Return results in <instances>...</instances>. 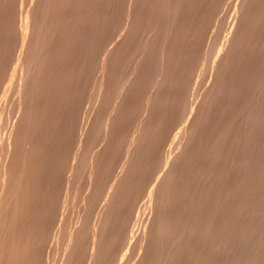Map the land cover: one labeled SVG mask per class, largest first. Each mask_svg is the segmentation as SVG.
<instances>
[{
  "label": "rangeland",
  "instance_id": "obj_1",
  "mask_svg": "<svg viewBox=\"0 0 264 264\" xmlns=\"http://www.w3.org/2000/svg\"><path fill=\"white\" fill-rule=\"evenodd\" d=\"M43 2V4H42V2ZM119 0H0V19L2 20H0V102H1V104H0V112H1V114L4 116L5 114V112H6V114H7V116L5 115L4 116V118H3V116L1 115L0 116V124H2L3 123V120H5L6 118L5 117H8L7 118V120L6 121H4V123L2 124V126H0V128H2V129H0V144L2 145L3 143V145H4V147H3V145L1 146V149H0V154L2 153V152H7L8 154H7V156H6V153H4V155H3V153L0 155V158H2V159H0L1 161L4 159V158H6L5 160H3V162L4 163H1L2 164V168H4V167H7V164H8V166L9 167H7V168H10L11 170H13V172H11V170H9V169H7V170H9V174H8V171L6 172L7 173V177H9L11 174H10V172L13 174V173H15L16 175H12V176H17V174H18V176L19 177H16L15 179H14V177L12 178V176H11V178H10V180H9V178H6V179H4L3 181L5 182L4 183V185H3V187H7V188H4L3 189V192L5 193V195H4V203L2 204V208L0 207V210L2 211L3 210V208H6L5 206L6 205H8L9 203L14 207H10V205L8 206V209H7V211L8 210H10L11 211V208H12V211L15 209V208H17V206H18V209H16V210H18V211H13L14 213H16L15 215L17 216V222L19 223H21V221H23V223H24V221H26V225L27 226H25V224L23 225V227H21L22 225L19 223V225H16V224H18L17 222L15 223V221L14 220H16V219H14L15 218V215H14V218H12L13 216H11V217H9L10 215L9 214H7V211H5V209L3 210L4 211V213L6 212V214L4 215L3 214V211L1 212L5 217H6V215H7V217L5 218V217H3V215L2 214H0L1 216H2V218H1V216H0V220L2 221V222H4L2 219H5V223H2L1 221V223L3 224V225H5L6 223H8L7 221L10 219V218H12V220L10 219V223H12V222H14L15 224V229H12V228H14V225L13 224H9V225H13V227L12 226H9V227H12V228H10V231H8V232H10V233H6L7 235L8 234H10L9 235V237H7L6 238V236L5 237H3L4 236V231L5 230H9V228H7V226H8V224H6V226H3V228H2V225L0 224V230H3V229H5V230H3L2 232L0 231V233L2 234V238H3V240H5V242L2 240V239H0L1 240V242L0 243H2V242H4L3 244L6 246L5 248H7V246L10 248V244H12V247L11 248H14V246H18L17 248H18V250L16 249V251L19 253H15L16 255V257L14 256V260H16L15 262H17L18 263V259H21L22 258V254H25L27 257H29L30 259H32V260H34V261H32V260H30V259H28V258H26L25 256L23 257L24 259L23 260H20V264H22V262H24L23 264H25L26 263V261H28V264L30 263V264H45L46 262V264H49V263H51V264H53L54 263V261H55V264H64L65 262H67V261H69L68 259H67V261L64 259V257H65V255L63 254V253H67V254H69V257L67 256L66 258H72L73 259V261H72V264L74 263V264H88L89 262H90V260L88 259V258H90V257H88V255L87 256H85L86 254H88V252H89V255H91L90 253H91V247L89 246L90 244H89V241L91 240V236H93V234L95 233V235H96V233H97V231H98V233H102L103 231H105V229L106 228H104L105 226H107L108 224L109 225H113V227L112 226H108L107 227V230H112V229H108V228H110V227H112L113 228V230H115L117 227L116 226H118V228L120 227V225H125L124 227H126V225H127V229L126 228H124L123 226H121L119 229L121 230V232H123L124 231V233H128V234H124L125 236H127L126 238H125V236L123 235V233L120 235V231L119 230H115L116 232L117 231H119V233H116L115 231H113L112 230V232H113V234H112V237L113 238H111L110 237V233H111V231L109 232V234H108V237H110V239L112 240V244H113V248H111V249H109L110 251L112 250L113 251V253H111L110 251L108 252V251H106L107 250V248H105L106 250H104V252L106 251V254L104 255L103 253H101L102 254V256H103V258H102V256H100V255H98V254H100L99 252H95V254L96 255H98L97 257H99L100 259H101V261H100V263L102 264V263H104L105 264V262H104V260L105 261H107V259H108V256L109 255H113L114 257H113V259H111V257L112 256H110V260L112 261V260H116L115 262L113 261L112 263H111V261L109 260V261H107L106 262V264H108V263H110V264H123V262H124V264H127V263H130V264H133L134 262H136L139 258L140 259H142V264H146V258H148V256L149 255H151V251L153 250L152 248V250L150 249V246L151 247H154V246H152L151 245V242L152 243H154V245H156V246H158L157 244H159V246H158V248H159V250H163V249H166V252H168L169 250H170V248H161L160 246L162 245V244H160L159 243V241H161V243H163V238H165V240H166V237L167 236H165V234L167 233L166 231H165V228L164 227H161L160 226V229L161 230H164L165 231V233H164V231H163V233H161V235H160V233H156L157 235H160L161 237L159 238V241H156V240H158V237H157V235L155 234V231L156 230H158V228H157V226H159L160 224L162 225V226H164V223L163 222H165V220H167V219H165V220H162V216L164 215V216H166L165 214L166 213H168L169 214V216H168V214H167V216L170 218V222H172V223H170L169 222V224H171L170 225V227H169V229L171 228H173L175 225H174V223L176 224V227H178L180 224H181V222H180V220H181V218H183L184 220H182L183 222L185 221V223H188L189 221L188 220H186L185 218L186 217H188V216H186V217H184L183 215H179V212H180V214L181 213H183V211L184 210H186V209H184V208H182V206H184V205H182V202H184V204H186V201H187V199H188V197L190 196V197H192V199L190 200V202H188V205H190V204H192V206L194 207V208H192L193 210H191L190 208V210L188 209V211L186 210V213L188 214V212H191V215L192 216H194L193 218H192V216H191V218L192 219H194V218H196V221H198L197 220V218L199 217L201 220H199L198 222H195V219L194 220H192V223L193 222H195V225L196 226H200L202 223V225L200 226V227H195V225L193 224L192 225V223L191 222H189L188 224L190 225H192L193 226V228H192V226H187L185 223V228L186 227H189V228H192V229H189L188 231H189V233L187 234V230H186V232H183V230H182V228L184 229V231H185V228L182 226V225H180L178 228H175L174 227V229H172L171 231H173V230H178L179 228H181V231H182V236H183V234L184 235H188V236H185V237H187V238H189V237H195L196 235V237L194 238V239H192V237H191V239L189 238L188 240H186V238L184 239L183 237H180L181 236V231H180V229H179V239H184L185 240V242L183 241V239L182 240H175V238H174V234H173V232H171L172 233V236H170L171 235V233L168 235V233H167V235H168V237L170 236V238H168L167 237V240L169 239H173L174 238V240L178 243V244H180V245H177V246H180V248L178 249L177 248V246L175 247H173V248H176V253L178 254V259H176L177 258V254L175 253V255L174 256H176V258L174 257V260H177V261H173V257L171 256V255H173L174 254V252L172 251L171 252V250L167 253V254H169V257L171 258V261H173V264H177V263H179V261H180V264H194V260L196 261V263L198 264H206V261H207V263L208 264H210L208 261L210 260V262H211V264H214L213 262H215V264H225L227 261V264H233V262H234V264H236V262H238V260H239V263H237V264H248V263H251V264H255V262H256V264L258 263V262H260V263H258V264H264V150H262V149H264V146L263 145H260L261 144V142L259 141L260 140V138H261V140H262V142H264V132H263V130H264V125H262L263 127H261V124L260 123H262L263 124V119L264 118H262V117H264V109H262V108H264V98H261L262 96L264 97V70L262 69V71H256V70H254L253 68L255 67V69H257L258 68V66L260 65V64H263L264 63V57L262 56V60H263V62L261 63V61L262 60H259V59H261L260 57V55H263L264 54V52H263V48H264V45H263V41H264V0H259V1H257V2H255V0H253L255 3H256V5H254V3H253V7L251 6L252 4H250L249 6H248V3H249V0H248V2H247V6L245 5V10L246 11H248L249 10V14H250V16L247 14V13H243V14H246V16L245 15H243L244 17H247V20H246V18L244 19L243 18V16H242V20L243 21H241L240 19L241 18H239L238 20H237V18H238V16L239 15H242V13L241 14H239V11H241L240 9H239V4H240V0H233V2L232 1H229V0H225V2L224 1H222V0H182V1H180V0H168V2L165 0V4H164V6L165 7H163L162 6V3H164L163 1H161V0H120L119 2H118ZM146 1H147V3H146ZM156 1H158V2H156ZM177 1V2H176ZM221 1H222V3L223 4H221ZM38 2V3H37ZM40 2V3H39ZM56 2V3H55ZM128 2V3H127ZM130 2V3H129ZM137 2V3H136ZM173 2H174V4H173ZM186 2V3H185ZM202 2V3H201ZM230 2H232V3H230ZM237 2V3H236ZM261 2V3H260ZM73 3V4H72ZM136 3V4H135ZM177 3H179L178 5H177ZM199 3V4H198ZM201 3V4H200ZM219 3H220V6L222 7H220L219 6V8L218 7H216V6H218L219 5ZM230 3V4H229ZM237 5H236V4ZM239 3V4H238ZM3 6H2V5ZM32 4H34V5H32ZM45 4H47V5H45ZM49 4H51V5H49ZM62 6H61V5ZM118 4V5H117ZM125 4H127L126 5V7H125ZM142 4V5H141ZM152 4V5H151ZM159 4V5H158ZM180 4L182 5V6H180ZM185 4H186V6H185ZM193 4V5H192ZM209 4V5H208ZM213 4H215V6L213 5ZM217 4V5H216ZM226 4H227V6H226ZM229 4V5H228ZM235 4V5H234ZM37 5V6H36ZM40 5H42V6H40ZM45 5V6H44ZM81 5V6H80ZM123 5V6H122ZM132 5V6H131ZM136 5V6H135ZM145 5V6H144ZM157 5H158V7H157ZM174 5H176V6H174ZM184 5V6H183ZM195 5V6H194ZM198 5V6H197ZM204 5H206V6H204ZM10 6V7H9ZM13 6V7H12ZM17 6V7H16ZM30 6L31 7H33L34 6V8H32V9H34V10H36L37 11V14H36V16L34 15V16H30V18L27 20V21H25V16H23V15H25V13H26V11H27V8L28 9H30V11H32L31 10V8H30ZM49 6V7H48ZM100 6V7H99ZM139 6H140V8H139ZM216 7V9L214 8V7ZM224 6V7H223ZM229 6H230V8H229ZM237 6V7H236ZM250 6H251V8H250ZM40 7V8H39ZM42 7V8H41ZM45 7H48L47 9L45 8ZM98 7V8H97ZM128 7H129V9H128ZM132 7V9H130ZM138 7V8H137ZM142 7V8H141ZM156 7V8H155ZM168 7H170L171 9H167ZM172 7H174V8H176L177 7V13L179 14V16H178V14L176 13V14H174L173 13V8ZM178 7H180V8H178ZM183 8V10H182V8ZM208 7V8H207ZM235 7V8H234ZM247 7H249L250 9H248ZM257 7H258V9H257ZM5 8V9H4ZM75 8V9H74ZM125 8H127V11L126 10H122V9H125ZM149 8V9H148ZM154 8V9H153ZM166 8V9H165ZM196 8V9H195ZM199 8V9H198ZM227 8H228V10L229 11H227L226 12V10H227ZM43 9V10H42ZM44 9L46 10V12L48 11V14L46 13L45 14V11H44ZM49 9V10H48ZM83 11H82V10ZM95 9V10H94ZM102 9V10H101ZM138 9V10H137ZM143 9H146V10H143ZM157 9V10H156ZM164 9L166 10V11H164ZM217 10V9H219V10H217V11H215V10ZM16 10V11H15ZM85 10V11H84ZM114 10V11H113ZM131 10V11H130ZM141 10V11H140ZM169 10H171V11H169V13L170 12H172V13H168V11ZM173 10V11H172ZM176 10V9H175ZM179 10H180V12H179ZM215 11V12H213V14L214 13H217L218 12V14H217V16L214 14H212V13H210L211 11ZM233 10H235V11H233ZM237 10H239V11H237ZM244 10V11H245ZM29 11V10H28ZM55 11V13H53ZM59 11V12H58ZM75 11V12H74ZM98 11V12H97ZM117 11V12H116ZM135 11V12H134ZM143 11H144V13H143ZM154 11V12H153ZM156 11V12H155ZM189 11V12H188ZM227 13V14H225V12ZM244 11H241V12H244ZM24 12V13H23ZM51 12V13H50ZM61 12V13H60ZM71 12V13H70ZM97 12V13H96ZM131 12V13H130ZM158 12V13H157ZM162 12V13H161ZM165 14H164V13ZM181 12L183 13V14H181ZM188 12V14H186ZM206 12V13H205ZM220 12V13H219ZM225 14H223V13ZM235 12V13H234ZM6 13V14H5ZM36 12L35 11H32L31 12V14H35ZM41 13V14H40ZM68 13V14H67ZM121 13V14H120ZM136 13V14H135ZM143 13V14H142ZM161 13V14H160ZM166 13L168 14L167 16L168 17H165L164 15H166ZM192 13V14H191ZM211 14V15H213V17L212 18H214V21H213V19H211L210 18V16H208V14ZM3 14V15H2ZM19 14H20V16H19ZM42 14H43V16H42ZM75 14V15H74ZM86 14V15H85ZM140 14V15H139ZM145 14V15H144ZM164 14V15H163ZM221 14H223L224 16H226V17H224L223 15H222V17H223V21L226 19V18H228V19H226L225 21H224V23H220V22H222V19H220L221 18ZM239 14V15H238ZM40 15H41V17H42V19H43V22H41V17H40ZM67 15V16H66ZM102 15V16H101ZM128 15H130V16H128ZM133 15V16H132ZM161 15H163V16H161ZM175 15V16H174ZM192 15V16H191ZM195 15V16H194ZM206 15V16H205ZM218 15H219V18H218ZM249 16V19H252L251 20V22L248 20V16ZM257 15V16H256ZM22 16H23V18H24V21L22 22ZM92 16H93V18H92ZM151 16H152V18H151ZM169 16H171L170 17V19H172L173 20V24L177 27H170V29H171V31H172V33L170 34L169 32H171L167 27L169 26L168 25V21L170 20L169 19ZM176 16H178V17H176ZM185 16V17H184ZM191 17L190 19L188 18V17ZM228 16V17H227ZM234 16V17H233ZM3 17V18H2ZM80 17H81V19H80ZM83 17V18H82ZM89 17V18H88ZM125 17V18H124ZM130 17V18H129ZM165 17V18H164ZM230 17V18H229ZM233 17V18H232ZM239 17H241V16H239ZM252 17V18H251ZM8 18V19H7ZM76 18H78L77 20H76ZM88 18V19H87ZM102 18V19H101ZM112 18V19H111ZM124 18V20L122 21V19ZM127 18H129V19H127ZM135 18V19H134ZM137 18H138V20H137ZM150 18V19H149ZM161 18V19H160ZM166 18H167V20H166ZM173 18H175V19H173ZM208 18L209 19H211V21L212 22H210L209 20H208ZM215 18H218V19H216L215 20ZM11 19H12V21H11ZM34 19H35V21H34ZM50 19V20H49ZM56 19V20H55ZM58 19V20H57ZM107 19V20H106ZM132 19H134V20H132ZM143 19V20H142ZM163 19V20H162ZM192 19V20H191ZM195 19V20H194ZM207 19V20H206ZM230 19H232V20H230ZM9 20V21H8ZM45 20V21H44ZM103 20V21H102ZM111 20V21H110ZM128 20V21H127ZM131 20V21H130ZM135 20H136V22H135ZM155 20H156V22H155ZM167 21V23L165 24V21ZM172 20H170V21H172ZM175 20V21H174ZM184 20V21H183ZM194 20V21H193ZM197 20V21H196ZM219 20V21H218ZM221 20V21H220ZM228 20V21H227ZM241 21V23H242V27H241V23L240 22H238V21ZM245 20L246 21H248V24H247V26H246V24H244V23H247V22H245ZM254 20V21H253ZM30 21V22H29ZM48 21V22H47ZM68 21H70V22H68ZM73 23H72V22ZM86 21V22H85ZM144 21H145V23H144ZM164 21V22H163ZM169 21V22H170ZM177 21V22H176ZM181 21V23H179ZM193 21V22H192ZM204 21V22H203ZM216 21V22H215ZM217 21H218V23L221 25H218L217 24ZM237 21V22H236ZM259 21V22H258ZM56 22L58 23V24H56ZM95 22V23H94ZM101 22V23H100ZM122 22H127V26L125 27V28H123L124 26H125V23H122ZM152 22H153V24H152ZM197 22V23H196ZM202 22V23H201ZM209 22V24H210V26H209V24H206V23H208ZM27 23V24H26ZM39 23L42 25V27L44 28L43 29V31L41 30H39L38 28H40V26L41 25H39ZM42 23H44V25L42 24ZM46 23H48V24H46ZM53 23V24H52ZM131 23V24H130ZM133 23V24H132ZM139 23V24H138ZM160 25H159V24ZM171 23V22H170ZM190 23V24H189ZM204 23V24H203ZM212 23H214V24H212ZM226 23H228V24H226ZM236 23H238V25L236 24ZM240 23V24H239ZM255 23H260V25L258 24H255ZM16 24V25H15ZM30 24V25H29ZM95 24V25H94ZM99 24V25H98ZM113 24V25H112ZM124 24V26L122 27V25ZM141 24V25H140ZM146 24V25H145ZM211 24H212V26H211ZM224 26H223V25ZM249 24H250V27H248L249 26ZM255 24V25H254ZM13 27H12V26ZM20 25V26H19ZM24 25V26H23ZM37 25L39 26V27H37ZM47 25V26H46ZM56 25V26H55ZM93 25V26H92ZM108 25V26H107ZM130 25V26H129ZM133 25V26H132ZM149 25H150V27H149ZM182 25V26H181ZM201 25V26H200ZM215 25V26H214ZM218 25V26H217ZM226 25V26H225ZM238 26L239 27V29L236 27V30H232V29H235V26ZM256 25H257V27H256ZM29 26V27H28ZM34 26V27H33ZM36 26V27H35ZM53 26V27H52ZM165 26V27H164ZM173 26V25H172ZM186 26H188V28L186 27ZM193 26V27H192ZM207 26V27H206ZM222 26H223V29H222ZM6 27V28H5ZM26 28V29H22V28ZM76 29H75V28ZM122 27V28H121ZM131 27V28H130ZM137 27V28H136ZM155 27V29H153ZM157 27V28H156ZM161 27V28H160ZM179 27V28H178ZM210 27V28H209ZM215 27H216V29H217V27H219V29L221 30L220 32H219V30H216L215 29ZM227 27V28H226ZM257 29H256V28ZM31 28H33V29H31ZM118 28V29H117ZM166 28L168 29L167 31H166ZM192 28V29H191ZM202 28V29H201ZM207 28V29H206ZM213 28V30H211ZM250 28H255V29H251V30H249ZM12 29V30H11ZM35 29H37L38 31H40L39 33L37 32V30H35ZM41 29V28H40ZM56 29V30H55ZM144 29V30H143ZM160 29V30H159ZM165 29V30H164ZM190 29V30H189ZM199 29V30H198ZM206 29V30H205ZM228 29H229V31H228ZM11 30V31H10ZM16 30V31H15ZM46 30V31H45ZM97 32H96V31ZM126 30V31H125ZM130 30V31H129ZM138 30V31H137ZM147 30V31H146ZM154 32H153V31ZM158 30V31H157ZM163 30V31H162ZM174 30V31H173ZM181 30V31H180ZM193 30V31H192ZM194 30H196V31H194ZM198 30V31H197ZM214 31V30H216V31H214L215 33L216 32H218L217 34V36L218 37H216L215 35H212V32L211 31ZM238 30V31H237ZM241 31V33H240V31ZM245 30V31H244ZM247 30V31H246ZM261 30V31H260ZM24 31H26L25 32V34L23 33ZM161 31V32H160ZM165 31V33L166 32H168L169 33V36H168V33H167V36L165 37V38H161V36H165L166 34L165 33H163V35L161 34L162 32H164ZM208 31H209V33H208ZM235 31H237V32H235ZM256 31V32H255ZM263 31V32H262ZM44 32V33H43ZM52 32H53V34H52ZM70 32H71V34H70ZM84 32V33H83ZM103 32V33H102ZM129 32V33H128ZM132 32V33H131ZM140 32V33H139ZM150 32H152L151 33V35H152V37H151V35H149L148 33H150ZM156 32V33H155ZM157 32H158V34H157ZM178 32V33H177ZM186 32V33H185ZM210 32H211V34H210ZM234 32V33H233ZM247 32L249 33V32H251V33H249V35L247 34ZM254 32V33H253ZM258 32H262V33H259L258 34ZM30 33V34H29ZM47 33V34H46ZM58 33V34H57ZM69 33V34H68ZM144 33H146V36H147V34L151 37V38H149V36L147 37L148 39H151L150 40V44L152 45V47H150L151 45H147L146 46V48H148V49H146L145 48V46H142V43H144L143 45H145L147 42L149 43V40L147 41V39H146V37H145V34ZM156 35H155V34ZM192 33V34H191ZM196 33H198V34H196ZM236 33V34H235ZM243 33V34H242ZM253 33V34H252ZM2 34H4V35H2ZM38 34H39V36H38ZM56 34V35H55ZM62 34V35H61ZM95 34H96V36H95ZM122 34V35H121ZM142 34V35H141ZM219 34H221L220 35V37H219ZM230 34H233V35H230ZM250 34H252L251 35V45L249 46V48L252 46V44H254V46H252L253 47V49L254 50H251V51H248V50H250V49H248V50H246V51H244L245 49L244 48H246V44H249L250 42H247V41H250L249 39H248V36L250 37ZM28 35V36H27ZM73 37H72V36ZM82 35V36H81ZM139 35V36H138ZM141 35V36H140ZM158 35V36H157ZM161 35V36H160ZM173 35V36H172ZM180 35V36H179ZM181 35H182V37H181ZM185 35H187V37L185 36ZM211 35V36H210ZM234 35L236 36V37H234ZM237 35H239V37L237 36ZM247 35V36H246ZM31 36V37H30ZM36 36V37H35ZM42 36V37H41ZM54 36V37H53ZM90 36V37H89ZM103 36V37H102ZM137 36V37H136ZM185 36V37H184ZM196 36V37H195ZM260 36V37H259ZM263 36V37H262ZM4 37V38H3ZM15 37V38H14ZM44 37V38H43ZM82 37V38H81ZM93 37H94V39H93ZM208 37V38H207ZM229 37V38H228ZM230 37H232V38H230ZM242 37V45H244L243 47L244 48H242V49H244V50H242V51H244V53L245 52H247L248 51V53L246 54L245 53V55L244 54H241V53H243V52H241L240 54L244 57H242V56H240V57H242L243 58V60H242V58L238 61V59L240 58H238V56H239V52L241 51V50H239V52L238 51H236L237 49H235V50H233V45H234V48H236L235 47V44L237 45H239V46H241L242 47V45H241V39L239 40V38H241ZM52 38V39H51ZM76 38V39H75ZM90 38V39H89ZM134 38V39H133ZM146 39V40H144V42L142 41L143 39ZM158 38V39H157ZM160 38V39H159ZM207 38V39H206ZM210 38H212V39H210ZM214 38H218V39H214ZM220 38V39H219ZM245 40H244V39ZM248 40H247V39ZM254 38V39H253ZM30 39H31V41H30ZM46 39V40H45ZM78 39V40H77ZM165 39V40H164ZM174 39H176V40H174ZM200 39V40H199ZM261 39V40H260ZM36 40V41H35ZM40 40H41V42H40ZM75 40V41H74ZM81 40V41H80ZM91 40V41H90ZM137 40H139V41H137ZM161 40V41H160ZM163 40H164V43H163ZM197 40V41H196ZM202 40V41H201ZM214 40H219L218 41V43H216V44H214ZM228 40H230V41H232V44H229L230 42H228ZM243 40H244V42H243ZM258 42H257V41ZM3 41V42H2ZM15 41V42H14ZM27 41H28V43H27ZM30 41V42H29ZM49 41V42H48ZM58 41V42H57ZM73 41V42H72ZM135 41V42H134ZM180 41V42H179ZM182 41V42H181ZM186 41H188V42H186ZM209 41H210V43L212 44V45H210V43H209ZM235 41V42H234ZM9 42V43H8ZM35 42H36V44H35ZM71 42V43H70ZM83 42V43H82ZM85 42V43H84ZM142 42V43H141ZM168 42H170V44L168 43ZM175 42V43H174ZM204 42V44H202ZM206 42V43H205ZM216 42V41H215ZM247 42V43H246ZM259 42H261L260 44H258ZM35 44V46L37 45V47H36V49H35V46H33L34 44ZM43 43V44H42ZM122 43V44H121ZM124 43H125V45H124ZM128 43V44H127ZM139 43V44H138ZM141 43V44H140ZM161 43H163L162 45H160ZM168 43V44H167ZM191 43V44H190ZM29 44V45H28ZM75 44V45H74ZM114 44V45H113ZM137 44V45H136ZM164 44L167 46H165L166 47V49H168V50H166V52H163L162 54H161V52L164 50L163 49V47H164ZM172 44V45H171ZM177 44V45H176ZM181 44V45H180ZM208 44L211 46L210 48L208 47ZM11 45V46H10ZM25 45V46H24ZM136 45V46H135ZM161 47H159V46ZM193 47H192V46ZM195 45V46H194ZM201 45H203L202 47H201ZM215 45V46H214ZM218 45V46H217ZM222 45V46H221ZM230 46V45H232V46H230V49H228L229 51H227L225 48H224V46L226 47V46ZM255 45L257 46V48L255 47ZM263 46V48H261L260 49V46ZM41 46V47H40ZM45 46V47H44ZM56 46H57V48H56ZM62 46V47H61ZM105 46H107L106 48H105ZM144 47V49L142 48V47ZM248 46V45H247ZM261 46V47H262ZM2 47V48H1ZM5 47V48H4ZM24 47L25 48H27V49H24ZM59 47V48H58ZM67 47V48H66ZM70 47H72V48H70ZM87 47V48H86ZM91 47V48H90ZM130 47V48H129ZM137 47V48H136ZM158 47V48H157ZM164 47V48H165ZM180 47V48H179ZM203 49V50H201V48ZM218 47H221V48H218ZM238 47V46H237ZM241 47H239L238 49H240ZM259 47V48H258ZM14 48V49H13ZM45 48V49H44ZM141 48L143 51L142 52H144V53H142L141 52V54L143 55H141V57H140V51H141V49L139 50V49ZM150 48L152 49V50H150ZM157 48V49H156ZM176 48V49H175ZM181 48H184V49H181ZM200 48V49H199ZM211 48L212 49H214V51H215V53H214V51H213V54H212V50H211ZM223 48V49H222ZM257 50H256V49ZM30 49V50H29ZM64 49V50H63ZM67 49V50H66ZM85 49V50H84ZM90 49V50H89ZM97 49H98V51H97ZM106 49V50H105ZM107 49H108V51H107ZM134 49V50H133ZM160 51H159V50ZM185 49H186V52H185ZM224 49H225V51H224ZM247 49V48H246ZM261 51H260V50ZM24 50H26V51H24ZM73 50V51H72ZM77 50V51H76ZM109 50H111V51H109ZM131 50V51H130ZM146 50H150L149 51V53H145L146 52ZM156 50H158V51H156ZM164 50V51H165ZM182 50V51H181ZM190 50V51H189ZM200 50H201V52H200ZM10 51V52H9ZM47 51V52H46ZM130 51V52H129ZM132 51H135V52H132ZM137 51H139V52H137ZM147 51V52H148ZM170 51V52H169ZM173 51V52H172ZM189 51V52H188ZM203 51V52H202ZM209 52V51H211V54H210V52H209V54L207 55L206 53L207 52ZM229 52V53H227V52ZM232 51H234V53H238L237 54V56L236 55H234V54H230V53H233ZM252 51H253V53H252ZM257 51H260V52H257ZM39 52V53H38ZM65 52V53H64ZM67 52V53H66ZM70 52V53H69ZM86 52V53H85ZM98 52H100V53H98ZM106 52H107V55H106ZM137 52V53H136ZM157 52H159V53H157ZM175 52V53H174ZM194 52H196V53H194ZM199 52V53H198ZM205 52V53H204ZM257 52V53H256ZM26 53V54H25ZM48 53V54H47ZM54 53V54H53ZM74 53H76V54H74ZM85 55H84V54ZM109 53V54H108ZM134 55H133V54ZM136 53V54H135ZM153 53V54H152ZM157 53V55H155V54ZM168 53V55L167 56H165L166 54ZM251 53V55L249 56L248 54H250ZM259 53V54H258ZM62 54V55H61ZM95 54H97V55H95ZM130 54V55H129ZM149 54V55H148ZM152 54V55H151ZM159 54H161V55H159ZM163 54H165L164 55V59L162 60V58L163 57H161V56H163ZM197 54H200V55H197ZM225 54H229L230 55V58H232V59H234V60H232L233 62H234V64H233V62L230 64V58H229V55H228V57H227V55H225ZM258 54V55H257ZM12 55V56H11ZM19 55V56H18ZM29 55V56H28ZM38 55V56H37ZM57 55H59V56H57ZM91 55V56H90ZM133 55V56H132ZM155 55V56H154ZM170 55V56H169ZM183 55V56H182ZM185 55V56H184ZM202 55V56H201ZM207 55V56H206ZM211 55V56H210ZM215 55H216V57H215ZM252 55H254V56H252ZM77 56H79V57H77ZM81 56V57H80ZM121 56V57H120ZM130 56V57H129ZM157 56H159V57H157ZM180 56V57H179ZM200 56V60H198V59H196V57L198 58ZM204 56V57H203ZM208 56H210V58L208 59ZM214 56V57H213ZM223 56H226V57H223ZM257 56H259V58H257ZM67 57V58H66ZM90 57V58H89ZM107 57V58H106ZM125 57H126V59H125ZM133 57V59L135 60V58L134 57H136V62H138V63H134L135 65H136V69H133L135 66H133V64H132V66L133 67H131V64L129 63V59L130 58H132ZM139 57V60H137V58ZM153 57H157L156 58V60H155V58L153 59ZM161 57V58H160ZM178 57V58H177ZM193 57V58H192ZM207 57V58H206ZM218 57V59H215V58H217ZM221 57H223V60H221ZM249 57V58H248ZM250 57H251V59H250ZM254 57L256 58L255 60H253L254 59ZM34 58H36V59H34ZM113 58V59H112ZM147 58V59H146ZM229 58V59H228ZM38 59H40V60H38ZM73 59V60H72ZM91 59V60H90ZM133 59H131V61H134ZM152 60V62H150L151 60ZM162 61H164V62H162ZM167 59V60H166ZM187 59V60H186ZM196 59V60H195ZM205 59V60H204ZM207 59V60H206ZM226 59H228V60H226ZM235 59H237V60H235ZM24 60H25V62H24ZM34 60V63H36L35 65H36V67H35V69L33 70V66H35V65H33L31 62ZM50 60V61H49ZM59 60V61H58ZM97 60H99V62H101V63H99ZM123 60V61H122ZM144 60V61H143ZM147 60V61H146ZM150 60V61H149ZM160 61V63H159V61ZM211 60V61H210ZM214 60H216V61H214ZM226 60V61H225ZM258 60V61H257ZM23 61V62H22ZM46 61V62H45ZM65 61V62H64ZM75 61V62H74ZM120 63H119V62ZM134 61V62H135ZM149 61V62H148ZM158 61V62H157ZM173 61V62H172ZM178 61V62H177ZM185 61V62H184ZM193 61H196L197 62V64H198V66L196 65V62H193ZM204 61V62H203ZM206 61V62H205ZM236 61V62H235ZM237 61H238V63H237ZM18 62V63H17ZM92 64H91V63ZM139 62H143V63H139ZM187 62V63H186ZM191 62V63H190ZM207 62H210L209 64L211 65V67H210V65L207 63ZM228 63V65H232V67H228V70L226 69V64ZM241 62V63H240ZM256 62V63H255ZM257 62H258V64H257ZM2 63V64H1ZM4 63V64H3ZM16 63H17V67L19 68H15L16 67ZM24 63V64H23ZM27 63V64H26ZM71 63V64H70ZM106 63V64H105ZM118 63V64H117ZM126 63H129V64H126ZM131 63H133V62H131ZM155 63H157V65H158V67L160 66V68H157V69H153L154 71H156V72H159L160 71V69H161V71H160V74H158V73H156L155 72V74H152V72L154 73V71L152 70V68H153V66L155 65L156 66V64ZM162 63L163 64H165L164 66H166L165 68L167 69V68H169V67H173V68H170V69H168L169 71H168V73H170V77H172V78H170L171 79V86H169L170 84H169V82H170V80H168L169 82H167L166 84H165V81H167V79H169V78H167V79H165L164 80V78L163 77H165L168 73H167V70L166 69H164V70H166L165 72H166V75H164L162 78H163V81L162 82H164L163 84H165V87H167V88H163V89H168L167 91L166 90H164L163 91V89H162V92H164L163 93V96L165 97V95H167L168 96V98L169 99H165L163 96H161V98H160V95H162V94H160L159 92L161 91L160 89L161 88H159V87H161V85L163 86V84H159L161 81H159L157 78H156V74H158V78H160L161 76H162V68L161 67H163V65H162ZM168 63V64H167ZM193 63H195V68L197 67V69H196V71L194 70L193 72H192V74L191 75H193V73H194V78L192 79V77L190 78V80H189V78L188 77H190V75L188 76V74L192 71L191 69H195L194 68V66H192L193 65ZM205 63V64H204ZM206 63H207V66H206ZM226 63V64H225ZM19 64V65H18ZM47 64V65H46ZM54 64V65H53ZM63 64V65H62ZM96 64V65H95ZM120 64V65H119ZM122 64V65H121ZM154 64V65H153ZM212 64H214L213 66H212ZM242 64V65H241ZM256 66H255V65ZM22 65V66H21ZM25 65V66H24ZM28 65L30 66V68L28 67ZM58 65V66H57ZM101 65V67L99 68V66ZM119 65V66H118ZM128 66V69L127 70H132L131 72H129L130 74L133 72V70H134V72L135 73H132L131 75H133V77L130 79L129 78V76L130 75H126L127 77H128V79H130V81H128L127 80V78L124 76V79H125V81H128V84H126L127 82H125L124 80H123V82L125 83V87H127L126 89H125V87H123L122 88V86L124 85V83L122 82V80L120 79L121 78V75H124V74H127V72L126 71H124V70H126V68H127V66ZM153 65V66H152ZM188 65V66H187ZM191 65V66H190ZM208 65H209V68H208ZM243 65H244V67H243ZM32 66V67H31ZM109 66V67H108ZM123 66V67H122ZM148 66H149V68H148ZM150 66H151V68H150ZM189 66H190V68H189ZM205 66V67H204ZM216 67V71H218V73H216V71L214 70L215 69V67ZM235 66V67H234ZM250 68H249V67ZM260 66H262L261 68H263V66H264V64L263 65H260ZM12 67V68H11ZM38 67V68H37ZM52 67H54V68H52ZM67 67V68H66ZM70 67V68H69ZM93 67H95V68H93ZM125 67V68H124ZM147 67V68H146ZM157 67V66H156ZM156 67H154V68H156ZM174 67H175V69H174ZM178 67V68H177ZM192 67V68H191ZM198 67H199V69H201V70H199L198 69ZM202 67V68H201ZM237 67V68H236ZM248 67V68H247ZM22 68V69H21ZM39 68H40V70H39ZM120 68H121V71H120ZM122 68H124V69H122ZM132 68V69H131ZM141 68V69H140ZM146 68V69H145ZM205 68V69H204ZM206 68H207V74H208V76H207V74H206ZM211 68H212V70H211ZM214 68V69H213ZM244 68V69H243ZM251 68L253 69L252 71H251ZM261 68L259 67V69L258 70H261ZM16 69V70H15ZM45 69V70H44ZM52 69V70H51ZM62 69V70H61ZM116 69V70H115ZM151 71H150V70ZM188 69H190L189 70V73H186V71L188 72ZM227 71H226V70ZM230 69V70H229ZM17 70H18V72H17ZM23 70V71H22ZM57 70V71H56ZM79 70V71H78ZM93 71V74L94 75H92L91 73H92V71ZM142 70V71H141ZM159 70V71H158ZM164 70H163V72H164ZM174 70V71H173ZM204 70V71H203ZM209 70H211V71H215L214 73H211ZM14 72V74L15 75H17V74H19V75H17V76H13V72ZM19 71H21V73L19 72ZM26 71V72H25ZM28 71H29V73H28ZM32 71V72H31ZM46 71V72H45ZM48 71H49V73H48ZM77 71V72H76ZM89 71V72H88ZM99 71H101L100 73H102V74H100V76H102V75H106L105 77L104 76H102V77H98V79L96 80V77H97V74L99 73ZM115 71V72H114ZM173 71V72H172ZM177 71V72H176ZM253 71H255L256 73L258 72V73H260V76L262 77V74L261 73H263V80L261 79V77L258 75V73L256 74L255 73V75H253L252 76V74H250V73H254ZM31 72V73H30ZM67 72H68V74H67ZM120 72H121V74H120ZM123 72V73H122ZM126 72V73H125ZM137 72V73H136ZM139 72V73H138ZM146 72V73H145ZM164 72V73H165ZM201 72H202V74H201ZM205 72V73H204ZM225 72H227V73H225ZM17 73V74H16ZM52 73V74H51ZM115 73V74H114ZM148 73V74H147ZM155 75L154 77L151 75ZM174 73V74H173ZM177 73V74H176ZM181 73V74H180ZM185 73V74H184ZM199 73V74H198ZM204 73V74H203ZM216 73V75H213V74H215ZM239 73V74H238ZM5 74H7V76L5 75ZM10 74H12L11 76H10ZM27 74V75H26ZM31 74V75H30ZM33 74V75H32ZM49 74H50V76H49ZM83 74V75H82ZM119 74H120V76H119ZM140 74H141V76H140ZM196 74V75H195ZM206 75V76H204L203 78H205V79H203L202 77H201V75ZM209 74H210V76H209ZM223 74H224V76H223ZM226 74V75H225ZM25 75H26V77H25ZM29 75V76H28ZM66 75V76H65ZM74 75V76H73ZM148 75H150V76H148ZM159 75H160V77H159ZM172 75V76H171ZM174 75V76H173ZM185 75H187V76H185ZM213 75V77H214V79H213V77H212V79H213V83H212V79H210L211 78V76ZM247 75V76H246ZM250 75V76H249ZM6 76V77H5ZM13 76V77H12ZM22 76H24V78L22 77ZM56 76V77H55ZM84 76V77H83ZM86 76V77H85ZM88 76H90V77H88ZM110 76V77H109ZM118 76V77H117ZM168 76V75H167ZM180 76V77H179ZM216 76V77H215ZM227 77L226 79L227 80H225V78H222V77ZM258 77L259 76V78L261 79V81H263V84H262V82H257V81H260L259 80V78L257 79H255L254 77ZM12 77V78H11ZM17 77H19L18 79H17ZM23 79H22V78ZM33 77V78H32ZM69 79H68V78ZM93 77V78H92ZM131 77V76H130ZM135 77V78H134ZM137 77V78H136ZM147 77H148V79L149 80H147ZM151 77H153L154 79H152V81H154L155 82V80H158V82L156 81L155 83H151V84H154V85H152V86H155L156 84H159V86H158V88L156 89V87H152L153 89H156L157 91H158V89H159V91H158V93L160 94L158 97L160 98V99H162V100H165V105L166 106H164V107H162L163 106V101L161 102V101H158L159 100V98L157 99H153L154 101L153 102H155L156 103V101H158V102H161L162 104H160L161 105V107L159 108H157L156 109V107L157 106H159V105H157L156 104V106L154 107L155 109L153 110V109H151V110H153V116H152V118H150V120H147L148 122H147V124L145 123V122H143V123H145V124H143L142 122H140V121H146V117L145 116H143V115H146V113H147V110H148V107H147V105H148V103L147 102H149L150 101V99H148V98H151L150 97V94H152V92L151 93H149L148 95L146 94V93H148L147 91H149L150 92V87L151 86H149V85H151L150 84V78ZM219 77V78H218ZM222 79H221V78ZM247 77V78H246ZM251 77H253L254 78V80L251 78ZM15 78H16V80H18V82L15 80ZM21 78V80H19ZM74 78H75V80H74ZM81 80H80V79ZM119 78V83H120V81H121V83L120 84H122L123 83V85H116V83L118 84V82H115V81H117V79ZM142 78V79H141ZM182 78V79H181ZM187 78H188V82H187V84H186V80H187ZM203 79V82H201L199 79ZM29 79V80H28ZM31 79V80H30ZM37 79V80H36ZM92 79V80H91ZM97 81H95V80ZM99 79H100V81H99ZM105 79V80H104ZM108 79H109V81H108ZM122 79H123V77H122ZM138 79V80H137ZM161 79V78H160ZM210 80V82L212 83H209V80ZM230 79H232V80H230ZM250 79V80H249ZM23 80H25L26 82H24ZM51 80H52V82H51ZM73 80V81H72ZM86 80H88V81H86ZM102 80V81H101ZM133 80V81H132ZM197 80L198 81H200L201 83V86L199 85V86H197V88L198 89H196L195 87H196V85H198V83H197ZM255 80H257L256 82L257 83H255ZM36 81V82H35ZM38 81V82H37ZM69 81V82H68ZM76 81V82H75ZM86 81V82H85ZM137 81V82H136ZM145 81V82H144ZM175 81V82H174ZM185 83H184V82ZM189 81H190V83H189ZM193 81V82H192ZM207 81V82H206ZM227 81V82H226ZM11 82V86H8V85H10L9 83ZM24 82V83H23ZM70 82H72V84L70 83ZM91 82H92V84H91ZM96 82V83H95ZM104 82V83H103ZM108 82V83H107ZM129 82H131V83H129ZM174 82V83H173ZM180 82V83H179ZM15 83V84H14ZM18 83V84H17ZM38 83V84H37ZM67 83V84H66ZM94 83V84H93ZM97 83L100 85L99 87H98V89H97ZM140 83V84H139ZM142 83V84H141ZM179 83V84H178ZM215 83V84H214ZM217 83V84H216ZM230 83H232V84H230ZM235 83V85L233 86V84ZM237 83V84H236ZM249 83V84H248ZM256 84L255 85V87L253 86L252 87V84ZM21 84H23L24 86H22ZM31 84V85H30ZM56 84V85H55ZM131 84V85H130ZM172 84H174L173 86H172ZM190 84V85H189ZM207 84V85H206ZM211 84V85H210ZM213 84L216 86V87H218V92L216 93L215 91H217V90H215V86H213ZM240 84V85H239ZM259 84H261L262 85V89H259V90H262V91H260V94H259V92L257 93V88L259 87V88H261V85H259ZM7 85V86H6ZM68 85V86H67ZM82 85V86H81ZM92 85V86H91ZM94 85H96V87L94 86ZM115 85L116 86H118V87H120V89L122 88V89H125V90H120V91H122V96H120V94H121V92L120 91H118L119 89H116V90H114L113 91V88H116L115 87ZM143 85V86H142ZM147 85V86H146ZM175 85H176V87H175ZM183 85H185V88L183 87ZM189 86V88H188V86ZM192 85V86H191ZM209 85L210 86H213V88L212 87H210V90H207V91H214V93L213 92H210L211 94H214V96L212 97V95H206V87H209ZM257 85H258V87H257ZM14 86V87H13ZM18 88H17V87ZM31 86V87H30ZM58 86V87H57ZM77 87V89H76V87ZM86 86V87H85ZM95 88H94V87ZM134 86V87H133ZM187 86V87H186ZM236 86V87H235ZM238 86V87H237ZM248 86V87H247ZM8 87V88H7ZM66 87V88H65ZM101 87H102V91L100 90L101 89ZM105 87V88H104ZM109 87V88H108ZM117 87V88H118ZM148 87L150 88V89H148ZM174 87V88H173ZM183 87V88H182ZM227 87V88H226ZM14 88V89H13ZM22 88V89H21ZM25 88V89H24ZM52 88V90H50ZM73 88V89H72ZM90 90H89V89ZM97 89V90H94V91H96V92H93V93H91L90 91L92 90V89ZM112 88V89H111ZM172 89V91H171V89ZM186 88H188V90L186 89ZM212 88V89H211ZM235 88V90H232V89H234ZM253 88V89H252ZM256 88V90H254ZM13 89V90H12ZM21 89V90H20ZM131 89V90H130ZM153 89H151L152 91H154ZM170 89V90H169ZM194 89H195V91H194ZM12 90V91H11ZM20 90V91H19ZM24 90V91H23ZM55 90V91H54ZM80 90V91H79ZM84 91V92H82V91ZM100 90V91H99ZM106 90H108V92L106 91ZM111 90V91H110ZM147 90V91H146ZM183 90V91H182ZM195 92V96L193 95L194 93H193V91ZM258 90V91H259ZM6 91V93H7V95H6V93L4 94V92ZM8 91V92H7ZM15 93H14V92ZM18 93H17V92ZM36 91V92H35ZM47 92V93H45V92ZM50 91V92H49ZM64 91V92H63ZM75 91H76V95H75ZM99 91V92H98ZM106 91V92H105ZM109 91H110V94H107V93H109ZM115 91H117V94H115L116 92ZM124 91V92H123ZM130 91V92H129ZM157 91H154V92H157ZM165 91H166V93H165ZM177 91V93H175ZM197 91V92H196ZM202 91V92H201ZM204 91V92H203ZM230 91H232V92H230ZM236 91V92H235ZM251 91H252V93H253V95L251 96ZM254 91V92H253ZM256 91V92H255ZM72 92V93H71ZM98 92V93H97ZM100 92H101V98H99L100 97ZM103 92V93H102ZM105 92V93H104ZM112 92H113V94H115L116 96H118V98H120L119 99V103L120 104H118V102H116V103H114L115 105H114V109L113 108H110V109H108V115L109 114H112V111L113 112H115L114 110L116 109V104L118 105V108L116 109V114H117V116H116V114H115V117H118V118H116V119H114L115 117L114 116H112L113 117V119L111 118V116L109 115V117H108V115L106 114V108L107 107H102V103H103V99H102V97H105V95H106V97L107 98H105V99H115V101H118V99L117 98H115L114 96H113V94H112ZM115 92V93H114ZM161 92V93H162ZM172 92H173V94H172ZM188 92H190L189 93V95H190V97H189V95H187V93ZM192 92V93H191ZM206 92V93H205ZM26 93V94H25ZM29 93V94H28ZM40 93V94H39ZM51 93H52V95H51ZM54 93V94H53ZM83 93V94H82ZM84 93H85V95H84ZM90 93L92 94V95H94L95 93V95H96V98L95 99H97L98 100V102H100L99 100H101L102 101V103H101V108L100 107H98L99 106V104L97 103V101H96V103H95V101H93L94 100V97H90L91 95H90ZM176 95H175V94ZM204 93V95H206V96H208V97H210V98H206V96H203L202 94ZM216 93V94H215ZM232 93H234V95L232 96ZM255 93H256V95L258 96V94L261 96V94H262V96L261 97H257L258 98V100H259V98H261L260 100H262V102L261 101H257V98H255V100H251V102H249L250 101V99H252V98H250L249 96H251V97H253L254 98V96L256 97V95H255ZM9 94H10V96H9ZM12 94V95H11ZM18 94H20V95H18ZM21 94H23V96L21 95ZM36 94V95H35ZM81 94V95H80ZM97 94H98V96H97ZM144 94H146V95H144ZM154 95H155V93H153ZM184 94V95H183ZM191 94L193 95V99L191 98ZM199 94V95H198ZM226 94H229L228 95V97H226ZM242 96H241V95ZM250 94V95H249ZM25 95V96H24ZM26 95H27V97H26ZM45 95V96H44ZM55 95V96H54ZM58 95V96H57ZM94 95V96H95ZM124 95V96H123ZM136 95V96H135ZM144 95V96H143ZM158 95V94H157ZM201 95V96H200ZM5 96H6V98H5ZM7 96H9V97H7ZM16 96V99L14 98ZM22 96V97H21ZM147 96V98H146V101H145V97ZM171 96V97H170ZM173 96V97H172ZM230 96H232V97H230ZM20 97H21V99H20ZM24 97V98H23ZM51 97V98H50ZM53 97V98H52ZM62 97V98H61ZM78 97V98H77ZM84 97V98H83ZM155 97H157V96H154L153 98H155ZM179 97V98H178ZM185 97H189V98H191V99H189V101H188V99L187 98H185ZM201 97H203V98H206L208 101V104L211 102V104H210V111H209V105L207 106H205L204 104H206V102H203L204 100H203V98H201ZM222 97H225V99L224 98H222ZM5 98V99H4ZM23 98V99H22ZM32 98V99H31ZM38 98V99H37ZM41 98H42V100H41ZM68 98H70V99H68ZM74 98H77V99H74ZM91 98H93V99H91ZM99 98V99H98ZM130 98H132V99H130ZM167 98V97H166ZM181 98V99H180ZM194 98H197V99H194ZM233 98L235 99V100H233ZM237 98V99H236ZM244 98V99H243ZM247 98H248V100H247ZM4 99V100H3ZM10 99V100H9ZM29 99V100H28ZM34 99V100H33ZM88 99V100H87ZM111 99H110V101H111ZM114 99H113V101H114ZM202 100V102H201V100ZM206 99H205V101H206ZM209 99H212V100H210L209 101ZM222 99V100H221ZM230 99V101H228ZM239 99V100H238ZM6 100V101H5ZM26 100V101H25ZM54 100H56V101H54ZM85 102H84V101ZM89 100H92L93 101V103L94 104H90V103H92V101H89ZM124 100V101H123ZM144 101V103L145 104H143V101ZM185 100H187L188 101V103L191 101V102H193L192 104L191 103H189V106L190 107H186L187 109H189V110H187L186 108H185V106H188V104H187V101H185ZM223 100H225V102L223 101ZM15 101H17V103H16V105L15 104H13ZM30 101V102H29ZM59 101V102H58ZM80 101V102H79ZM88 101V102H87ZM109 100H108V102H110ZM112 101V102H113ZM114 101V102H115ZM141 102V106L143 107H141V106H139L140 105V103L138 104V102ZM166 101L169 103H166ZM181 101V102H180ZM198 101H199V103H198ZM221 101H223V102H221ZM235 101H236V103H235ZM256 103H261L260 105H258V104H256ZM2 102H4V103H2ZM11 102V103H10ZM32 102H33V105H32ZM45 102V103H44ZM86 102H87V105H86ZM90 102V103H89ZM106 100L104 101V103H106L105 105H109L108 106V108L109 107H111L110 105H112L113 106V103H111V104H107L108 103ZM122 102V103H121ZM152 100L149 102V105H152ZM171 102V103H170ZM183 102V103H182ZM199 105V104H202V105H200L201 107L204 105L205 107H207L208 109V111L206 110V112H211V113H209V114H211L212 116H213V114H214V117H212V116H209V117H207L208 118V120L206 119L204 122H203V120L199 123V120H198V118L201 116L200 114H199V112H197V107H199L198 105H196V103ZM237 102H238V104H237ZM247 102H248V104H247ZM253 102H254V105H257L256 107H254V105H253V108L255 109L254 111H255V116L254 117H256L257 116V114H259L258 112H261V110H263L262 111V113H260L259 114V116L261 115V117L260 118H257V119H259L258 121H260V123H259V126H258V128H254V129H256V133H255V131L253 132V130L252 129H249L248 130V128L250 127V128H253V123H257V122H255V121H252V120H254L253 118V114H246L247 113V111H241L242 112V114L244 113V114H246L247 115V118L249 117V116H252V119H250L251 121L250 122H253L252 124H250V123H248L247 122V120H249V118L247 119V118H245V119H247V120H244L243 121V119H244V115H241L242 116V121H241V119L240 120H238L239 118H238V115H239V112L237 111V109L239 110V109H241L242 110V107L244 106V105H242V104H245L246 106H248L249 104L251 105V104H253ZM10 103V104H9ZM51 103V105H49ZM78 103V104H77ZM88 103L91 105V106H89L88 105ZM127 103V104H126ZM134 103V104H133ZM136 103V104H135ZM151 103V104H150ZM204 103V104H203ZM223 103V104H222ZM225 103H227V105L225 104ZM234 103H235V106H236V108H235V106H234ZM3 104H4V107H2L3 106ZM37 104V105H36ZM66 104V105H65ZM96 104H98V108L99 109H102L101 111H102V113L108 118H102V120L103 119H105V120H103V121H105L104 123V125L106 126H104L103 124H102V122L103 121H101V128H99V127H97V123H95V124H93L92 122L94 121V120H96L95 122H97V120L99 119H96L97 118V116H98V114H100L101 112H100V110L99 109H97V110H99V112L98 111H96V108L95 107H93L94 105L96 106ZM138 104V105H137ZM171 104V105H170ZM184 104H187V105H184ZM238 106H237V105ZM6 105V106H5ZM13 105V106H12ZM17 105L19 106V107H17ZM40 105H42V106H40ZM73 105V106H72ZM104 105V104H103ZM130 105V106H129ZM155 105V104H154ZM192 105V106H191ZM225 105H226V108L230 105V107H232V109H230V107L228 108V112H225L226 111V109H224L223 110V108L225 107ZM249 105V107H250V109H252L253 110V108H251V106ZM32 106V107H31ZM82 106V107H81ZM87 106H89L90 107V110H91V112H93V111H96L97 112V114H96V112L94 113V115H93V113H91L90 111V113L88 114V115H86V117L87 116H89V118H88V120H86L87 118L85 117V115H84V111H88L87 110V108H89V107H87ZM120 106H122V107H120ZM144 106H146V108L147 109H145V113L143 112V110H144ZM168 106V107H167ZM173 106V107H172ZM181 106H183V107H181ZM203 106V107H204ZM212 106V107H211ZM223 106V107H222ZM239 106H241V107H239ZM245 106V107H246ZM12 108V109H15L14 111H16V112H14V114H10V113H13V112H10L9 114L7 113V112H9V111H12V109H10V108ZM54 107V108H53ZM63 107V108H62ZM67 107V108H66ZM87 107V108H86ZM91 107H93L92 109H95V110H93L92 111V109H91ZM127 107V108H126ZM137 107V108H136ZM140 107L142 108V109H140ZM165 107H167V108H165ZM196 107V108H195ZM200 107V108H201ZM201 108V110L200 111H202V109L205 111V107L204 108ZM245 107H243V110H244V108ZM257 107H258V109L261 107V109H259L258 111H257ZM2 108H3V110H2ZM6 108V109H5ZM64 108H65V110H64ZM83 108H84V110H83ZM86 108V109H85ZM139 108V109H138ZM150 108H151V106H150ZM180 108H182V109H180ZM211 108H213L212 110H211ZM9 111H8V110ZM19 109V111H17V110ZM20 109H21V112H20ZM32 109V110H31ZM47 109V110H46ZM72 109V110H71ZM77 109V110H76ZM79 109V110H78ZM81 109V110H80ZM111 109H113L112 111H109V110H111ZM135 109V110H134ZM163 109V111H164V115H163V119H162V117L160 116V115H162L161 114V112L163 113V111H161ZM175 109V110H174ZM177 109V110H176ZM188 111V112H186V110ZM221 109V110H220ZM229 109H230V111H232V112H230L229 111ZM236 109V110H235ZM247 109H249V108H247ZM7 110V111H6ZM23 110V111H22ZM42 110V111H41ZM45 110V111H44ZM53 110H55V111H53ZM67 110V111H66ZM132 110V111H131ZM138 110H140V115H139V119H138V117L135 119V116L137 115L138 116V114H136L135 113V111H137L138 112ZM142 110V111H141ZM150 110V109H149ZM157 110V111H156ZM181 110V111H180ZM184 110H185V113H184ZM190 110H192V112H190ZM194 110V111H193ZM199 110V109H198ZM222 110H223V112H222ZM29 111V112H28ZM31 111V112H30ZM66 111V112H65ZM166 111H168V112H166ZM195 111H196V113H195ZM238 113H237V112ZM249 111V110H248ZM256 111H257V113H256ZM4 112V113H3ZM39 112V113H38ZM43 112H44V114H43ZM73 112V113H72ZM82 112H84V113H82ZM151 112V111H150ZM154 112H156V113H154ZM160 113V115H159V113ZM203 112V111H202ZM206 112H203L202 114L204 115V117L205 116H207V114L205 115L204 113H206ZM221 112V113H220ZM232 113V114H230V113ZM240 112V113H241ZM18 113V114H17ZM37 113V114H36ZM70 113V114H69ZM86 113H88V112H86ZM85 113V114H86ZM118 113H119V115H118ZM128 113H130V114H128ZM183 113V114H182ZM227 113V114H226ZM252 113V112H251ZM76 114H77V116H76ZM79 114V115H78ZM80 114H82V115H80ZM91 114L94 116H91ZM95 114H96V118H95ZM103 114H100V115H103ZM122 116H121V115ZM124 114V115H123ZM133 114H135V116L133 115ZM142 114V115H141ZM149 113H147V115H148ZM151 114V113H150ZM150 114H149V116H147L148 118L150 117ZM167 114V115H166ZM182 114V115H181ZM197 115V114H199V117L197 118V120H198V123L200 124V125H202V123L204 124V123H208V124H210L212 127H214V128H218L217 130L216 129H213V132L212 133H214V134H216V132H217V134H216V136L218 135V134H220L221 132H223V130L226 128L225 127V125L228 127V129H230V131H232L233 129L235 130H233V133H234V137H233V139H237L238 138V140L237 141H242L241 139H243V141H245V142H247V139H249L250 141H248L246 144H241L242 142H240L239 141V144H237L238 146V148L236 147V149H235V146H236V143H235V141H233V140H229V143H228V141H226V137L228 136H225V135H222V136H220V135H218L219 136V138L220 137H222V138H224V139H222V138H220L219 140H217V138H218V136L217 137H213V136H215L214 134H213V136H212V133L210 132V131H212V128L207 124L206 126H205V124H204V128H201L200 127V125H198V128L196 129V131L194 130L196 127H197V124H196V127L194 126V128H193V126H191L192 127V129H190L191 130V132H192V130H193V132L195 131V132H199L198 134L197 133H195V135H194V137L193 138H190V140L191 141H185V139H187V138H184V141L186 142H183L184 144H189V142L191 143V144H189V145H195V146H193V148L190 146V148H188L189 150H191V154H186L185 156V158H186V160H184L185 158H183V156L181 157V156H179V158L178 157H176V158H178V160L179 161H181L179 164H178V162L179 161H177V159L175 160V157H174V154H173V157H172V152L173 153H175L176 154V152H178V151H180V150H182L183 151V149L181 148L180 149V144H181V141H179L178 140V143H180L179 145H177V147H176V145L174 146V144H178L177 143V137H180V134L181 133H183V132H185L186 131V129H185V127L186 126H188L189 127V123L192 121L193 123H194V121L193 120H196V119H193L194 118V115ZM219 114H220V116H224V120H223V117H220L219 116ZM221 114H223V115H221ZM233 114L235 115V116H237V117H235V116H233ZM238 114V115H237ZM263 114V115H262ZM9 115H10V117L12 118V119H10L9 120ZM12 115V116H11ZM14 115H17V117L19 118H16L17 119V124L14 122V118L16 117V116H14ZM19 115V116H18ZM29 115H31V116H29ZM113 115H114V113H113ZM129 115V116H128ZM157 115V117H155ZM159 115V116H158ZM184 115V116H183ZM193 115V116H192ZM203 115L199 118V119H203ZM216 115V116H215ZM226 115V116H225ZM246 115H245V117H246ZM22 116V117H21ZM62 116H63V118H62ZM66 116V117H65ZM73 118H71V117ZM79 116H80V118H79ZM81 116H82V119H81ZM120 116V117H119ZM143 116V117H142ZM169 116V117H168ZM180 116V118H182V119H179L178 117ZM187 116V117H186ZM228 116H229V119H232V118H230V116H233V117H235L234 119H236V120H234V119H232V120H234V122L232 121V120H229L228 119ZM240 115H239V117H241ZM28 117V118H27ZM70 117V118H69ZM101 117V116H100ZM104 117V116H103ZM140 117H142L141 119H143V120H140ZM174 117V118H173ZM188 117H191L190 119H188ZM197 117V116H196ZM211 117V118H210ZM3 118V119H2ZM37 118V119H36ZM79 118V119H78ZM86 118V119H85ZM90 118H92V120L90 121ZM112 119V120H115V121H112V124H110V119ZM127 118V119H126ZM145 118V119H144ZM153 118H154V120H153ZM157 118H158V120H159V118H161L159 121H162L163 120V122L160 124V123H158L159 121L157 120ZM171 118V119H170ZM176 118V119H175ZM177 118H178V120H177ZM187 118V119H186ZM215 120H214V119ZM220 118V119H219ZM16 119H15V121H16ZM186 119V120H185ZM205 119V118H204ZM211 121H210V120ZM220 121H219V120ZM262 119V120H261ZM13 120V121H12ZM18 120H20V121H18ZM37 120H38V124H37ZM57 120V121H56ZM77 120H79V121H77ZM83 120H85L84 121V123H83ZM100 120H101V118H100ZM109 121V123H108V121ZM135 120H137V121H139L138 123L135 121ZM157 120V123L158 124H160L161 125V127H160V125L157 127V123H155V121ZM166 120H167V122H166ZM175 120V122H173ZM183 120V121H182ZM190 120V121H189ZM196 120V121H197ZM222 120V121H221ZM225 120H227L225 123L223 122V121H225ZM52 121V122H51ZM107 121V122H106ZM126 121V122H125ZM133 121V122H132ZM149 121H150V123L152 124H156V127L155 128H153L152 127V125L151 124H149ZM185 121H187V123L185 122ZM229 121H232L233 123H234V128H233V125H229ZM235 121L237 122V123H235ZM239 121H241L242 123H245V121H246V123H248V125H246L244 128H245V130H246V128H247V130L249 131V132H247V130L245 131L243 128H242V123H239ZM257 121V120H256ZM7 122V123H6ZM18 122H19V124H18ZM56 122V123H55ZM61 122L63 123V124H61ZM77 122H79V130L78 131H80V132H78L76 129H77V127H78V125L76 124ZM88 122H91L90 123V125L91 124H93L95 127H97V129L99 128L100 129V132L98 131V133H99V135H100V133H102L103 131V133H104V135H103V138L105 139V140H107L106 141V143H105V145L103 146H101L100 144H104V141L105 140H103V138H102V136L100 135V136H96L95 134L97 133L96 131H97V129L95 128V127H93L92 129L95 131V129H96V133H93L92 134V136H89L88 135V133H87V135H84V134H86L85 133V131L84 130H88V127H89V129H90V131H91V127H92V125H91V127L89 126V125H86ZM114 122V123H113ZM119 122V123H118ZM135 122H136V129H133V128H135ZM177 122H179L178 124H177ZM213 122H217L216 124H214L215 126H217V127H215L214 125H213ZM222 122V123H221ZM13 123H14V125H15V127H14V125H13ZM35 123H36V125H35ZM50 123V124H49ZM74 123V124H73ZM80 123H82L83 124V126H85L84 127V129L82 128V131H81V129H80V127L82 126ZM86 123V124H85ZM116 123H118L117 125H116ZM174 123H176V124H174ZM184 123H185V126H184ZM195 123H197V122H195ZM224 123V124H223ZM245 123V124H246ZM258 123H257V125H258ZM5 124V125H4ZM9 124V125H8ZM106 124H108V125H110V126H107ZM138 124H139V126H138ZM140 124H142L141 126H145V127H147V128H150L151 127V129H156L157 128V132L155 133V132H153L152 130V134L151 133H149V131L147 130V133H149L148 135H155V138L153 137V141H154V139H155V143L152 141L151 143L153 144H155L156 146H154V144L152 145V144H149V142L151 141H148L147 143L150 145V146H148V145H146V146H148L147 148H151V145L153 146V147H155V149L153 150L152 148L151 149H149V150H152V152L151 151H149L150 153L149 154H146L147 153V149H145L144 151H146L144 154V156L146 157V155H147V157L145 158L146 160H147V162H144V161H142V163H140V165L142 164V167H141V171L143 170V174L141 173V171L139 170L138 172H139V174L141 173L142 175H140V181H138L139 180V175H137L138 177V179L136 178V176L134 177V175H136V174H132L133 175V178L137 181H135L134 179H130V177H132V176H130V177H128V180L126 179L127 177H125L124 179H126V180H124L123 178H121L123 181V184L122 183H119V179H117L118 177L120 178L123 174H125V176L127 175L126 173H123L122 174V169H124V168H126V166H127V170H128V168H131L132 166H133V164L135 163V164H139V162L137 163V161H133L134 159H131V158H133V157H131V158H128V156H129V152H131L132 154H131V156H133V155H135L136 153L138 154V152L137 151H139V150H142L143 148H142V146L143 145H145V144H143V140H144V142H145V140L147 139V136L148 135H145V137L143 138L142 136L144 135V132L143 131H146V130H144L143 128V131L142 130H140L141 132H140V134H138L139 136H141L142 138H143V140H142V142L141 141H139L140 140V138H139V136H138V138H139V140L138 139H134V140H138V142L140 143H142V145H139V143L137 142V141H133V139H132V135H136V133H139L138 131H139V127H141L140 126ZM148 124H149V126H148ZM164 124H165V126H164ZM181 124V125H180ZM188 124V125H187ZM191 125H192V123H190ZM218 124H220V126H218ZM230 124H232V123H230ZM245 124H243V125H245ZM255 124H254V126H255ZM4 125V126H3ZM26 125V126H25ZM68 125V126H67ZM72 125V126H71ZM74 125H76V129L74 128ZM119 125V126H118ZM169 125V126H168ZM176 125V126H175ZM194 125V124H193ZM238 125V131H237V127L236 126ZM241 127H240V126ZM251 125H252V127H251ZM8 126V127H7ZM10 126V127H9ZM46 126V127H45ZM100 126V125H99ZM105 127V128H103V127ZM129 126H131V131H130V133H132L133 132V130H136V131H134V133L135 134H131V135H129L130 136V139H129V137H128V139L127 140H130L129 142L125 139V137L122 139V142H123V140H126L125 142H123V146H122V144H121V142L119 143V140H121L120 139V137H123L122 135H127V133H126V131H127V129H128V127ZM133 126V127H132ZM173 126V127H172ZM6 127V128H5ZM33 127V128H32ZM41 127V128H40ZM49 127V128H48ZM51 127V128H50ZM107 127H109V128H107ZM122 127V128H121ZM127 127V128H126ZM169 127V128H168ZM175 127H177L178 129H176ZM182 129H181V128ZM190 127V128H191ZM239 127H240V129L242 128V130H240L239 129ZM256 127V126H255ZM259 127H261V129H260V132L258 131L259 130ZM4 128V129H3ZM8 128H9V131H7L8 130ZM30 128V129H29ZM63 128V129H62ZM72 128H74L76 131H77V133H75V134H78V138H76V136L74 137V135H71V134H69L68 135V133H69V129L72 131H70V133H73V131L74 130H72ZM111 128V129H110ZM130 128V127H129ZM146 128V129H147ZM162 128V129H161ZM168 128V129H167ZM175 128V129H174ZM207 128H211L210 130H209V132H207L208 130H207ZM224 128V129H223ZM5 129H6V131H5ZM11 129H12V131H11ZM14 129V130H13ZM29 129V130H28ZM40 129V130H39ZM102 129V130H101ZM122 129V130H121ZM133 129V130H132ZM158 129H160V130H158ZM170 129V130H169ZM184 129V130H183ZM203 129V130H202ZM222 129V131H220ZM21 130V131H20ZM35 130V131H34ZM51 130V131H50ZM55 130V131H54ZM67 130V131H66ZM92 130V131H93ZM168 130V131H167ZM199 130V131H198ZM201 130V131H200ZM205 130V131H204ZM207 130V131H206ZM216 130V131H215ZM30 131V132H29ZM38 131V132H37ZM63 131V132H62ZM89 131V130H88ZM89 131V133H91ZM93 131V132H94ZM102 131V132H101ZM109 131V132H108ZM113 132V134H112V132ZM150 131V132H151ZM166 131V132H165ZM182 131V132H181ZM204 131V132H203ZM229 131V130H228ZM229 131V133L230 134H232L233 135V133L232 132H230ZM242 131V133H240ZM243 131H244V133H243ZM15 132V133H14ZM17 132V133H16ZM51 132V133H50ZM62 132V133H61ZM125 134H124V133ZM128 132V131H127ZM142 132H143V135H141L142 134ZM159 132V133H158ZM190 132V131H189ZM192 132V133H193ZM200 132H202L201 133V135L203 136H201L200 135ZM225 132H227V130L225 129ZM238 132V134L241 136L242 134V136L241 137H243V138H241V137H239V135H237L236 133ZM246 132L249 134L250 132V134L251 135H247L246 134ZM8 135H7V134ZM66 133V134H65ZM84 133V134H83ZM108 133V134H107ZM129 133V134H130ZM155 133V134H154ZM192 133H191V137H192ZM206 133H208V134H206ZM211 133V137L214 139V138H216V139H214L213 141L216 143V140H217V142L218 143H220V144H222L221 146L222 147H220L219 146V144L217 143L215 146H214V150L213 149H210V148H213L212 146L214 145V143H212V146L210 145L211 144V142H213L212 141V138H209L208 136H210L209 134ZM228 132H227V134H229ZM252 133H253V135H252ZM258 133H260V135L258 134ZM3 134H5V136L6 137H4V135ZM9 134H11V135H9ZM32 134V135H31ZM39 134V135H38ZM50 134H52V135H50ZM74 134V133H73ZM82 134V135H81ZM194 134V133H193ZM225 134V133H224ZM244 134H245V136H247V137H245L244 136ZM20 135V136H19ZM49 135V136H48ZM55 135V136H54ZM73 136L74 138H76V140H78V139H80V140H82L83 138L84 139H86V140H88V141H90L89 143H87L86 142V140L84 141V143H82V141L84 140H82V141H76V144H72L71 143V147L74 149V151L71 149V147L69 146V144L68 143H70L72 140H71V136ZM86 136V138L85 137H83L82 139H81V136ZM111 135V136H110ZM119 135V136H118ZM121 135V136H120ZM156 135H157V137H156ZM177 135V136H176ZM197 135H199V136H197ZM204 135H206V137H204ZM263 135V137H261ZM44 136V137H43ZM70 136V137H69ZM94 136H96V137H100L101 138V143H100V138H99V140H97V141H99L98 143H95L96 142V140L95 141H91V137H93V139L92 140H94L95 139V137ZM137 136V135H136ZM161 136V137H160ZM163 136V137H162ZM250 136V137H249ZM259 136V137H258ZM16 137V138H15ZM72 137V138H73ZM89 137H90V140H89ZM106 137H108V138H106ZM111 139H110V138ZM174 139H173V138ZM197 137V138H196ZM229 137H232V136H228V139H229ZM236 137V138H235ZM245 137V138H244ZM259 138L258 140H256L255 138ZM6 138V139H5ZM22 138V139H21ZM29 138V139H28ZM88 138V139H87ZM127 138V137H126ZM134 138V137H133ZM141 138V139H142ZM149 138H151V136H149ZM206 138V139H205ZM250 138H254V139H250ZM4 139H5V141H6V145H5V141H4ZM8 139V140H7ZM19 139V140H18ZM42 139V140H41ZM70 139V140H69ZM119 139V140H118ZM163 139V140H162ZM174 140L175 141V139H176V141L174 142V141H172V140ZM179 139V138H178ZM182 139H183V134H182ZM182 139H180V140H182ZM188 139H189V136H188ZM193 139V140H192ZM207 139H208V143L206 142L207 141ZM227 139V140H228ZM245 139V140H244ZM26 140V141H25ZM38 140V141H37ZM47 140V141H46ZM66 140H67V142H66ZM102 140H103V143H102ZM117 140V141H116ZM169 140H170V144H169ZM196 140V141H195ZM226 141L225 143H224V141ZM251 140H254L253 142H251ZM8 141V142H7ZM18 141V142H17ZM45 141H46V143H45ZM59 141V142H58ZM74 141V140H73ZM132 141L134 142V143H137L141 148L138 150V148H133V151L134 150H136V151H132V150H129V152H128V149H127V146L126 145H128V148H129V146L131 145V144H133L132 143ZM171 141H172V143H171ZM205 141V142H204ZM230 141H233V142H230ZM236 141V142H237ZM255 141H257L256 143H255V145H257V144H259L258 145V148H262L261 149V151H259L261 154H260V156H261V159H262V161L260 160V156L258 155V160L256 159V155H257V153H252V150L254 151V149H253V147H255V149L257 150V146H253L254 145V142ZM10 142V143H9ZM14 142V143H13ZM17 142V143H16ZM56 142V143H55ZM75 142V141H74ZM92 142H94L95 144H94V146H97V148H98V150H100V151H96L94 148H96V147H93L92 146V148L90 149V146H91V144L90 143H92ZM109 142V143H108ZM113 142V143H112ZM116 142H118V144L116 143ZM168 142V143H167ZM174 142V143H173ZM194 142V144H192ZM223 142V143H222ZM23 143H25V145H26V143H27V145L26 146H24L23 145ZM42 145H41V144ZM61 143V144H60ZM77 143H78V147L76 146L75 147V145H77ZM80 143L82 144V146L83 147H85L86 145V143H87V145L88 144H90V146H88L87 148H89V151L90 150H92V151H90V153H88L89 155L87 156V158H85L86 157V153L88 152V150H87V148H85L86 149V153L84 154L83 153V156H84V158L85 159H87L88 160V158H89V160L87 161V162H93L94 161V159L93 158H95L96 156H97V158H95V160H97L98 161V163L97 164H99V166H98V168H102L101 170H103V172L102 171H100V172H102L101 174L100 173H98V170H100V169H98L97 168V165H96V162H94V163H87V164H85V162H84V160H83V158L80 156V158H81V160H80V163H81V165L84 163L85 164V166H86V168L87 167H89V168H87V170H89V169H91V168H93L94 169V167L92 166L91 167V165L92 164H94V165H96V169H98L97 170V173H94V174H98L99 176L101 175V178H102V176H104V174L106 173V171H107V169L108 168H110V169H112V170H110V174H111V172H112V174H113V172H114V174L112 175L113 177H112V179H113V181H114V178H115V180L116 181H114V182H112V180H110V179H108L109 181V184H107V183H104V184H106V186H107V189H106V187H104V189H106V191H104V189H102V190H100L99 191V194H100V192H106V193H104V194H102V195H104V196H100L99 194H98V197L100 196L101 197V199L100 200H102V201H105L106 200V198H107V195H108V192H109V194H111L110 192H113L114 193V189L115 188H121L120 186L122 185V188L121 189H123L124 190V187L125 188H127L126 190H125V192H126V194H128V196L123 192V191H120V189H118L120 192H123L125 195H123V197L124 198H127L126 200H124V201H122V203H120V204H122V205H119V204H116V203H119V202H117V200H118V198L119 197H116V195L117 194H119L118 193V190H117V192L115 191V193H117L116 195L115 194H111V195H115V197L117 198V199H115L116 200V206L118 207V205L119 206H121L120 208H118V209H116L117 207H112L114 210V212H117L116 213V215H115V217H112V214L110 213V211L112 210V208H111V206H113V202L115 201V200H113V202L111 203V201L108 199V201H110V202H108V204L110 203V204H112V205H110L109 204V208H110V210H108V213H110L111 215H109V217H107L106 215L108 214L107 213V211H106V213H105V215L104 214H102V215H104V218H106L107 219V221L106 220H104V218H101L102 220H104L103 222H101V223H103L102 224V226H104V227H102L101 225H99V226H101L100 228V231H99V229H96V227L98 228V226H96V225H98V223H100V218L98 219V215H100L101 216V213H98V210H100V211H102L103 210V208L105 207V206H103L105 203H103V202H101L100 203V200H97V199H99L98 197L97 198H93L92 197V195L90 196L91 198H93L94 200L93 201H95V203L94 202H92V203H94V206L96 205V206H100V207H102V208H100L99 209V207H97L96 208V206L93 208V211H91L90 210V212H88V211H86V212H88V214L90 213V215L92 216L91 218H93V219H91V218H88V219H90V221H89V225H90V223H91V226H92V230H89L92 234H90V232H89V234H88V229H90V228H87V230H86V228H84V226L86 227H88V225H86V224H88V223H85V224H83L84 226H83V228H81V226H79L80 228H81V230L82 229H84L83 231H82V234L84 233V235L85 234H87V235H91L90 237L89 236H87L88 238H85L82 234H80V235H78L77 236V234L79 233V227L77 228L75 225H80V223L81 222H83L84 223V220L85 219H87V218H85V217H87V214H86V216L84 217V216H82L81 214H79V212H81L82 213V210L85 212V209L86 210H88V209H90L89 208V206H90V204H91V200L92 199H89V200H86L85 198L87 197V199L88 198H90L89 197V195H90V193H86V191H91V192H95L94 193V196H97L96 194V189L94 190V188L95 187H97L98 185H96L97 184V182H95V180H94V182L96 183L94 186L95 187H93V185H91V183L93 182L92 180H93V178H92V180H91V175L93 174H90L92 171L94 172V170H89V171H87L86 170V168L85 169H82V171L84 170V172H85V170H86V173L84 174L83 172H81V171H79L80 173H82V174H80V173H78L77 171V169H79L80 167L78 166V162H79V160H78V162L76 163L77 165H75V167H73V165L75 164H73V162L75 161L76 162V160L78 159L77 157L79 156V153L77 154V152H79L78 150H77V152L75 151V148L76 149H81L82 148V146L80 145ZM108 143V144H107ZM125 143V144H124ZM129 143V144H128ZM146 143V142H145ZM146 143V144H147ZM233 143V144H232ZM251 143V144H250ZM33 144V145H32ZM116 144L119 146V149H121L122 148V151L123 150H125V154L126 155H124V156H122L121 155V153H119L121 150H117V148L118 147H116ZM158 144V145H157ZM172 144H173V146L175 147H173V149H172ZM183 144V145H184ZM202 144V145H201ZM223 144H224V146H223ZM225 144H226V147H225ZM235 144V145H234ZM264 144V143H263ZM99 145H100V147H99ZM115 145V146H114ZM137 145V146H138ZM189 145H187L188 147H189ZM199 145V146H198ZM211 147H210V146ZM230 145H232V146H230ZM245 146V147H243V146ZM249 145V146H248ZM6 146V147H5ZM53 146V147H52ZM59 146V147H58ZM63 148H62V147ZM126 146V147H125ZM132 146H134V145H132ZM136 146V144H135V147H137ZM164 147V149L163 150H165L167 153L165 154V157L163 156L164 154L163 153H165L163 150H162V148ZM178 146H179V148H178ZM182 146V145H181ZM185 146V145H184ZM198 146V147H197ZM234 146V148H232ZM240 146H242V148H240ZM250 146H253V147H250ZM259 146H263V147H259ZM13 147V148H12ZM22 147H23V150H22ZM24 147H26V148H24ZM37 147V148H36ZM61 147V148H60ZM65 147V148H64ZM69 147H70V149H69ZM115 147V148H114ZM157 147V148H156ZM168 147V148H167ZM197 147V148H196ZM200 147H201V149H200ZM210 147V148H209ZM224 147V150L222 151V149H220V148H223ZM3 148H8V149H3ZM30 148V149H29ZM34 148V149H33ZM53 148H58L56 151H54V150H52ZM124 148V149H123ZM195 148H196V150H195ZM218 148H219V150H218ZM225 148H228V149H226L227 151H228V153H229V155L227 156V152H226V150H225ZM230 148H232V149H230ZM243 148H245L244 150H243ZM252 148V149H251ZM16 149V150H15ZM26 151H25V150ZM66 150V152L68 153V154H70L71 155V153H72V156L73 157H75V152H76V154L78 155H76V159L75 158H73V157H71V159L70 158H68V157H70V155H68V156H65V155H67V153H65V155H64V151ZM79 149V150H80ZM95 150V152L97 153L96 155H95V152H93L94 150ZM175 149H177V150H175ZM179 149V150H178ZM185 149H187V148H185ZM187 149V152L185 151H183L184 152V154L185 153H190V151ZM198 149H200V151L198 150ZM241 149V150H240ZM247 149V151H245ZM259 149V150H260ZM5 150V151H4ZM8 150V151H7ZM49 150V151H48ZM72 150V152H70L69 153V151H71ZM82 151H84V149H81ZM80 150V151H81ZM159 150H161V152L159 151ZM174 150V151H173ZM193 150H195V154H194V151ZM198 150V151H197ZM208 150V151H207ZM210 150V151H209ZM213 150V151H212ZM230 150H232V151H230ZM237 150H238V153L237 154H239L237 157H239V156H242L243 154H244V156L242 157L243 159H241V157H239V159L235 156L236 155V152H237ZM241 152H244V153H241L240 154V151ZM243 150V151H242ZM250 150V151H249ZM22 151V152H21ZM24 151H25V153H24ZM45 153H44V152ZM60 151V152H59ZM63 151V152H62ZM81 151V152H82ZM115 151V152H114ZM172 151V152H171ZM192 151H193V154H192ZM211 151L213 152L212 154H210L211 153ZM217 151H219L218 153H220L219 154V156H221V157H219L218 155H217V157H219V158H217L216 159V156H215V152H217ZM10 152H12V153H10ZM17 152V153H16ZM27 152V153H26ZM53 152V153H52ZM80 152V153H81ZM99 152H101V153H99ZM118 152V153H117ZM136 152V153H135ZM142 152V151H141ZM183 152H181V153H183ZM198 152V153H197ZM227 153L226 155H225V153ZM230 152H232V153H230ZM250 152V153H249ZM21 153V154H20ZM25 154V156L26 157H22V155H24ZM32 153V154H31ZM38 153V154H37ZM51 153H52V155H51ZM57 153V154H56ZM63 153V154H62ZM94 153V157H92L93 154ZM123 153V152H122ZM133 153H135V154H133ZM143 153V152H142ZM160 153H162L163 155H162V158L161 157H159V156H157V155H160L161 156V154ZM170 153V154H169ZM179 153V152H178ZM201 153V154H200ZM217 153V154H218ZM223 153H224V155H223ZM245 153H247V155H245ZM44 154L46 155L45 157H44ZM82 154V153H81ZM90 154L92 155V156H90ZM122 156V158L119 160L118 158H120L121 156ZM128 154V155H127ZM252 154H255L254 156L252 155ZM263 154V155H262ZM20 155H21V157H22V160L24 161V163L22 162V160L20 161V159H21V157H20ZM62 155H64L65 157H67V159H69L68 160V162L70 163V165L68 166V164L69 163H67L66 162V165L70 168V166L72 165V172H73V170L74 171H76V172H74V173H72V172H70V171H62L61 169L62 168H60L59 167V171H58V166H60L61 164H60V160H62V158H61V156ZM101 157H100V156ZM141 155V154H140ZM143 155V154H142ZM141 155V157H140V159L141 160H143L144 158H143V156ZM149 155H151L150 157H149ZM166 155H167V157H166ZM179 155H181V154H179ZM183 155V154H182ZM188 155H192V157H193V159H191L192 157L191 156H189L188 157ZM197 155H198V157L200 156L201 157V155H202V157L203 158H198L197 157ZM210 155V156H209ZM213 155L215 156L214 158H215V160H214V158H212L213 157ZM223 155V156H222ZM253 158V161H252V159H251V157ZM114 156L116 157V158H114ZM138 156V155H137ZM136 156V158H138ZM170 156V157H169ZM175 156H177V155H175ZM209 156V157H208ZM233 156H235V157H233ZM246 156V157H245ZM263 156V157H262ZM50 157H52L51 158V160H50ZM55 157H57V159H58V157H59V160H52V159H54ZM110 157V158H109ZM111 157L113 158L112 159V161H110L111 160ZM164 157V158H163ZM171 157L172 158H174V169H175V171H176V173H175V171H173L174 173H175V175H178V177L176 178L175 177V175H173V174H171V176L173 175L174 176V178H176V179H172V177H170V179H172L173 181H175L176 180V182L174 183V184H177V185H179V183L181 182H183V177L182 176H184L186 173H188V176H187V174L185 175V177L184 178H188V180L187 181H184V185H183V183L182 184H180L178 187H180L181 185H183V187H180V188H182V190L185 192V191H187V189L186 188H188V191H189V193H188V191L187 192H183L181 189V191H180V193L178 192L179 190H178V188L176 187V190H175V194H177V193H179V194H177V195H175V199H174V197H172V195L170 196L171 198H173V199H171V202L172 203H170V199H168V197H169V195L167 196V202L163 205L164 207H168V208H171V209H168L169 211L170 210H173V211H171V213L173 212V214H171L168 210H167V208H165L166 209V212L164 211L165 209H163V208H157V206L155 205V207L157 208V210L155 209L154 210V205H153V208H151L152 207V204L154 203L153 202V195H151V194H149V192L150 193H152V191H153V189H154V191H155V189L156 190H158V193H159V195L161 194V191L163 192V184H162V180H163V177H164V173L166 172L164 169H168L170 166H168L169 164H173V162H171L172 160H171ZM189 159H188V158ZM229 157V158H228ZM248 157H249V159H248ZM17 158V159H16ZM25 158V159H24ZM35 158V159H34ZM123 158L125 159L123 162H122V160H123ZM135 158V157H134ZM160 158L162 159V160H160ZM181 158V159H180ZM183 158V159H182ZM210 159L209 161H207V159ZM212 158V159H211ZM230 158H232V159H230ZM234 158V159H233ZM238 160H237V159ZM65 159V158H64ZM67 159H65V160H67ZM114 159H116V160H114ZM127 159H129V161H126ZM157 159H159L158 161H157ZM166 159V160H165ZM189 161H188V160ZM197 159V160H196ZM223 159H227V161L229 160V162H228V164H227V161L225 162V164H224V160ZM236 159V160H235ZM240 159H241V161H240ZM247 159H248V161H247ZM250 159H251V161H252V163L250 164ZM38 160V161H37ZM47 160H48V162H47ZM64 160V161H65ZM72 160H73V162H72ZM83 160V161H82ZM91 160H93V161H91ZM104 160V161H103ZM119 160V162H116V161H118ZM130 160H132L133 161V164L131 165V166H129L130 164H131V162L132 161H130ZM136 160V159H135ZM164 160V161H163ZM171 160V161H170ZM195 160H196V162L198 161V162H202V161H207V162H209V163H207V162H202V164H205V165H203L204 167H207V168H209V170H210V167H208L207 165H210V164H212L213 162V164H212V167H211V169L214 167V166H216L213 170H210V172L207 170V173H204L206 170L205 169H207V168H204V167H202L201 165V163H196L195 162ZM211 160H214V161H211ZM220 160H222L221 162H220ZM254 160H256L255 161V163H254ZM9 161V162H8ZM16 161V162H15ZM45 161V162H44ZM54 163H53V162ZM63 161V160H62ZM71 161V162H70ZM108 161V162H107ZM110 161V162H109ZM138 161H139V159H138ZM161 161V162H160ZM177 161V162H176ZM183 161H185L184 163H183ZM191 161V162H190ZM234 161V162H233ZM238 161V162H237ZM245 161V162H244ZM8 162V163H7ZM42 162V163H41ZM59 162V163H58ZM83 162V163H82ZM105 162H107V163H105ZM117 164H116V163ZM130 163V164H128V163ZM141 162V161H140ZM157 162H159V164L157 163ZM163 162V163H162ZM169 162H171V163H169ZM211 162V163H210ZM215 162H216V164H215ZM234 164H233V163ZM239 162H241L242 164H244V167H243V165H241V163L239 164ZM244 162V163H243ZM261 162V163H260ZM7 163V164H6ZM14 163V164H13ZM33 163V164H32ZM39 163V164H38ZM40 163H41V166H40ZM50 163V164H49ZM63 163V162H62ZM65 163V162H64ZM124 163L125 164H128V165H124ZM181 163H183V164H181ZM189 163V164H188ZM220 163H223V165L222 164H220ZM248 163H249V165L251 166H249L248 165ZM11 164V165H10ZM23 164V168L21 167V165ZM29 164V165H28ZM36 164H38V165H36ZM60 164V165H59ZM84 164H83V166H84ZM103 164V165H102ZM108 164H110L109 165V167H108ZM112 164V165H111ZM115 164V167L113 166ZM122 165V167H121V165ZM134 164V165H135ZM218 164V165H217ZM221 166H220V165ZM232 165V166H230V165ZM253 164H257L258 165V167H259V169H257L256 167H257V165H256V167H254V165ZM259 164H261L262 166H260ZM4 165V166H3ZM25 165V166H24ZM58 165V166H57ZM65 164H63V166H64ZM89 165V166H88ZM107 165V166H106ZM157 165H159V166H157ZM164 165H166L165 167H164ZM186 165V169H184V167H182V166H185ZM190 165H191V167H190ZM239 165V166H238ZM240 165H241V167H242V169H241V167H240ZM248 165V166H247ZM252 165H253V167H252ZM20 166V167H19ZM78 168H77V167ZM107 167V168H105V167ZM117 166V167H116ZM121 167V168H119V167ZM125 166V167H124ZM157 166V167H156ZM161 166V167H160ZM187 166H188V168H187ZM211 166V165H210ZM222 167L223 169H221L220 167ZM226 166V167H225ZM228 166H230V167H232V168H230V167H228ZM0 167V173L2 172V168ZM19 167V168H18ZM42 169H41V168ZM52 169H51V168ZM54 167V168H53ZM68 167H65V169L67 168V170H70ZM111 167H113V168H116V169H113V168H111ZM133 167H135V166H133ZM133 167H132V169L131 170H135V169H133ZM167 167V168H166ZM182 169H181V168ZM236 168V169H234V168ZM240 167V168H239ZM249 167V168H248ZM261 167V168H260ZM19 170H22V169H24L22 172H24V175H23V173H21V171H19ZM35 168V169H34ZM38 168V169H37ZM48 168V169H47ZM74 168V169H73ZM103 168H105L106 169V171H105V173H104V169ZM118 168V169H117ZM136 168H138L137 166H136ZM139 168H140V166H139ZM138 168V169H139ZM143 168V169H142ZM157 168H160V169H157ZM163 168V169H162ZM200 168H201V170H200ZM203 168H204V170L205 171H203ZM227 168H229V169H227ZM241 169V170H237V169ZM251 168V169H250ZM252 168H254L253 170H252ZM5 169V168H4ZM56 169H57V172H56ZM76 169V170H75ZM81 169H79V170H81ZM119 169H121V171L119 170ZM126 169H125V171L124 172H126ZM154 169V170H153ZM198 169L200 170V173L202 172V173H204V174H206V177L204 178V181L206 180V181H210V183H208L209 185H211V186H209V185H207V182L205 181L203 184H204V186H203V184H202V182H201V178H202V176L201 177H199L201 174L199 173V171H198ZM219 171H218V170ZM235 170V172H230V170ZM244 169L246 170V171H244ZM249 169V170H248ZM16 170H18L19 171V173H16L17 171ZM130 170V169H129ZM128 170V171H129ZM161 172H160V171ZM173 170V169H172ZM183 170H184V172H183ZM186 170V171H185ZM216 170V171H215ZM221 170H225V171H221ZM250 170H251V172H250ZM257 170H261L262 172L260 173V171L258 172ZM15 171V172H14ZM42 171V172H41ZM108 171H109V169H108ZM108 171H107V174H109L108 173ZM116 171V172H115ZM121 172V173H117V172ZM127 171V172H128ZM133 171H130L131 173H135V172H133ZM136 171V170H135ZM188 171V172H187ZM195 171V172H194ZM212 171V172H211ZM236 171H238L237 173H236ZM242 171H243V173L245 172H247V174H243L244 175V177H242ZM257 171V172H256ZM28 172V173H27ZM36 172L38 173L37 175H39V177H36ZM41 172V173H40ZM55 172H56V174H55ZM63 172H64V174L65 173H68L67 175L65 174L64 176L62 175L63 174ZM88 172V173H87ZM95 172H96V170H95ZM130 172H128V175L130 174ZM137 172V171H136ZM137 172V173H138ZM163 172V173H162ZM172 172V173H173ZM191 172V173H190ZM196 172L197 173H199L200 175L199 176H197L198 174H196ZM217 172H218V174H217ZM220 172V173H219ZM224 173V174H222L221 175V173ZM241 172V173H240ZM249 172V173H248ZM46 173V174H45ZM70 173H71V176L72 177H74L75 175H76V177L77 176H80V178L78 177V180H77V178L76 177H74V178H72L73 180H74V184L76 185V182L77 181H80L81 182V184H84L85 183V185H82V187L81 186H74V184H73V186L76 188L75 190H73V186H72V190L73 191H75V193L74 194H72L71 193V197H69L68 198V196H69V187L72 185L70 182H73V180L72 179H70L71 177H69L68 175H70ZM76 173V174H75ZM104 173V174H103ZM117 173V174H116ZM182 173V174H181ZM192 173L194 174V175H192ZM209 173V174H208ZM230 173H232V174H230ZM234 173H235V175H234ZM238 173H240L241 174V177L242 178H245V180H243L244 181V183H242V181H241V183H240V181H238L237 179H239L240 177H238V175H240V174H238ZM263 173V174H262ZM34 174V175H33ZM61 176V178L62 179H60V176ZM75 174V175H74ZM77 174H80V175H77ZM120 174V175H119ZM152 176H151V175ZM154 174V175H153ZM184 174V175H183ZM196 174V175H195ZM230 174V176H228V175ZM260 174V175H259ZM20 175H23V177L21 178V179H18V178H20ZM74 175V176H73ZM83 175H87V176H83ZM88 175H89V177H88ZM95 175V176H96ZM96 176V178L97 177H99V176ZM116 175V176H115ZM127 175V176H128ZM182 175V176H181ZM207 175H209V177H211V178H209ZM213 175H216L215 177H213ZM235 177H234V176ZM255 175V176H254ZM0 176H1V178H0V184H1V179H2V173L0 174ZM5 176V177H6ZM51 178H50V177ZM67 176V177H66ZM84 177V183H83V181H82V179H83V177ZM109 176V175H108ZM118 176V177H117ZM143 176V177H142ZM151 176V177H150ZM190 176V177H189ZM191 176H195V177H199V180H198V182H197V180L195 181L194 179V177H191ZM205 176V175H204ZM203 176V177H204ZM236 176H237V178H236ZM251 176V177H250ZM37 179H39V180H37ZM40 177H42V178H40ZM48 177V178H47ZM56 177V178H55ZM66 177V178H65ZM85 177H87L89 180H88V182H87V185L89 186H87L86 185V181L87 180H85ZM111 176H109V178H110ZM117 177V178H116ZM122 177H124V176H122ZM147 177V178H146ZM157 177V178H156ZM182 177V179H180ZM209 178V179H206V178ZM222 177H225V179L224 178H222ZM229 177H230V179H229ZM59 178V179H58ZM75 178H76V180L77 181H75ZM82 178V179H81ZM95 178V179H96ZM106 178H108V177H104V178H102V179H105V181L107 180ZM150 178H152V180L150 179ZM189 178H191V181H190V179ZM193 178V179H192ZM235 178H236V180H235ZM248 178H250L249 179V181H248ZM253 178V179H252ZM263 178V179H262ZM14 179V180H13ZM17 179H18V181L20 182V180H24L25 182H23V180H22V185L24 186V183H26L25 184V187L27 186V191H26V189H25V187H21V185L19 184H17ZM27 179V180H26ZM41 179V180H40ZM42 179H44V180H42ZM46 179V180H45ZM53 179H55V180H53ZM67 180V182H68V179H69V183L68 184H71L70 186L67 184V182H63L64 180ZM81 179V180H80ZM98 179V178H97ZM99 179H100V177H99ZM99 179L98 180H96V181H98V183H99ZM121 179H120V181H121ZM143 179V180H142ZM169 179V180H170ZM186 179H184V180H186ZM197 179V178H196ZM211 179V180H210ZM232 179H234V182H233V180ZM241 179V178H240ZM9 181V183H7V181ZM16 180V181H15ZM36 180L37 181H39L38 183L36 182ZM57 180H59V181H57ZM61 180H63V181H61ZM65 180V181H66ZM130 180H134L135 181V183L133 182V186H132V184H131V181ZM149 180V181H148ZM171 180V181H172ZM179 180V181H178ZM192 180H194L195 182L194 183H192ZM203 180V179H202ZM225 181V183H224V181ZM228 180L230 181V182H228ZM246 180L248 181V182H246ZM263 180V181H262ZM11 181V182H10ZM13 181V182H12ZM14 181H15V183H14ZM42 183H41V182ZM90 181H92V182H90ZM101 181V180H100ZM103 182H105L104 180H102ZM101 181V183H103ZM117 181H118V187H115L116 185L114 184L115 182L117 183ZM191 182V184H189L190 182ZM208 181V182H209ZM18 182V183H19ZM28 182V183H27ZM55 182V183H54ZM60 182H62L63 184L64 183H66L67 185H65L64 184V186H62V184H60L61 186H59V188H58V186H56V185H59L58 183H60ZM93 182V183H94ZM149 182V183H148ZM185 182H187L186 183V185H185ZM200 182H201V187L199 186L200 185ZM240 183V185L242 186V188H241V186L239 185V183ZM11 183L13 184L12 186H11ZM32 183V184H31ZM36 183L38 184L37 185V187H36ZM40 183V184H39ZM44 183H47V184H44ZM92 183V184H93ZM111 183V184H110ZM136 183H137V186H138V188H136L135 187V189L133 188L134 186H136ZM154 183H155V185H154ZM169 184H170V181L168 182ZM173 183V182H172ZM195 183H197V187H196V184ZM227 183V184H226ZM228 183H230V184H228ZM232 183H233V185H232ZM234 183H238V185L240 186V188L241 189H245V193H248V194H246L245 195V193L244 192H242V190L241 189H239L238 190V188H239V186L238 185H236V184H234ZM249 183V184H248ZM6 184V185H5ZM48 184H50V185H48ZM79 184V183H78ZM77 184V185H78ZM80 184V185H81ZM114 184V186L113 187H115V188H113V189H111L112 188V185ZM131 186H129V185ZM148 184V185H147ZM174 184H172V185H174ZM217 184H218V188H216V186H217ZM220 184V185H219ZM244 184H248L247 186L246 185H244ZM15 185V187L17 188L16 190H15V187L13 188V186ZM46 185V186H45ZM91 185V186H90ZM120 185V186H119ZM124 185H126V186H124ZM146 185V186H145ZM171 185V184H170ZM170 185H168L169 186V188L172 186H170ZM189 185V186H188ZM192 185H193V187H192ZM195 185V186H194ZM205 185H207V187L205 186ZM223 185V186H222ZM230 185H232V186H230ZM234 185H236V187L234 186ZM18 186V187H17ZM41 186V187H40ZM67 186V187H66ZM69 186V187H68ZM103 186V185H102ZM124 186V187H123ZM176 186V185H175ZM185 186H186V188H185ZM203 186V187H202ZM224 186H226V187H224ZM233 186H234V188H233ZM237 186H238V188H237ZM243 186H245V187H243ZM259 186V187H258ZM42 188L43 187V189L42 190H40V189H37V188ZM63 187H66V188H64V189H61V188ZM79 187H81V189H83L84 191H82L81 190V192H85V193H83V194H80L78 191H80V188ZM91 187H93V188H91ZM112 190V191H108V189L109 188ZM128 187L130 188V190H129V192L131 191V189H132V191L130 192V193H132V194H130V193H128ZM146 187V188H145ZM154 187H156V188H154ZM193 189H195L196 188V190H193ZM202 188V189H200V188ZM206 187V188H205ZM222 187H224V188H226V189H224L223 191H221V194L220 193H218L221 189H223ZM228 187V188H227ZM9 188H11V189H9ZM25 190H24V189ZM46 188V189H45ZM69 188V189H68ZM78 188V189H77ZM89 188V189H88ZM90 188H91V190H90ZM97 188H99V187H97ZM102 188V187H101ZM168 188V189H169ZM184 188H185V190H184ZM191 188V189H190ZM197 188H198V190H197ZM233 188V189H232ZM8 189L9 190H11L10 192L8 191ZM56 189V190H55ZM57 189H59V190H57ZM63 190V191H61V190ZM66 189H68V190H66ZM87 189V190H86ZM93 189V190H92ZM137 189L138 190H142V191H137ZM167 189V188H166ZM166 189H165V191H166ZM167 189V190H168ZM170 189H172V188H170ZM169 189V190H170ZM175 189V187L171 190L172 192H173V190ZM201 191H200V190ZM208 189V190H207ZM212 189H215V190H212ZM217 189V190H216ZM258 189V190H257ZM8 191L9 193H10V195H14L15 193H16V195H14L15 196V198L13 197V196H11V198H13V199H10V196L9 195H6V193H8V192H5V191ZM23 192H22V191ZM38 191V192H34V191ZM39 190L41 191V192H39ZM45 190H46V192H45ZM48 190H50V191H48ZM78 190V191H77ZM86 190V191H85ZM114 190V191H113ZM135 192H134V191ZM144 190V191H143ZM168 190V191H169ZM194 191V193L196 194L195 196L196 197H193L194 195V193L192 192V191ZM236 190H238L239 192H240V190H241V192L244 194H242L241 192L240 193H238V192H234V191ZM19 191H20V193L22 192V194H19ZM45 192V195L46 196H44V194L42 193V192ZM164 191V192H165ZM199 191V192H198ZM202 191H204L203 193V195H202ZM206 191V192H205ZM209 191H210V193H209ZM213 191V192H212ZM216 191V192H215ZM226 191H229V194H228V192H226ZM256 191V192H255ZM14 192V193H13ZM51 194H50V193ZM56 192V193H55ZM68 192V193H67ZM139 192V193H138ZM193 194H192V193ZM200 192H201V194H200ZM222 192H225L226 193V195H227V197L222 193ZM255 192V193H254ZM262 192V193H261ZM13 193V194H12ZM23 193H25V196L23 197L24 199L23 200H25V201H23V200H21L22 199V197H20V196H22V195H24ZM27 193V194H26ZM35 193V194H34ZM62 195H61V194ZM79 193V194H78ZM133 193H135V194H133ZM142 193H143V196H140V194L142 195ZM214 193H216V195L218 194H220V195H224L225 197H223L222 196V198H224V199H221V196L219 197L218 195H217V197H216V195L214 194ZM238 193V194H237ZM20 196H19V195ZM31 194V195H30ZM36 194H37V197H36ZM40 194V195H39ZM54 194H55V197H54ZM58 194H60V199L62 198V196H63V198L62 199H64V200H60L59 198H58ZM84 194H89L88 196L87 195H85L84 196ZM107 194V195H106ZM129 194H130V196H129ZM138 194V195H137ZM153 194H155V192L153 193ZM168 194H170L169 192H168ZM173 195H174V193H172ZM184 194H185V198H187V199H185L186 201H183L184 200V197L182 198L181 196H179V195H182V196H184ZM187 194H189L188 196H187ZM190 194H192V196L190 195ZM198 194H200V196H202L201 197V200L203 199L204 200V198H205V200L203 201V202H201V201H199L200 200V197L198 196ZM206 194V195H205ZM212 194H214V195H212ZM242 196H240V195ZM254 194V195H253ZM27 195H28V198H27ZM83 195V196H82ZM110 195V196H111ZM119 195H122L121 193L119 194ZM136 197V201H134L135 200V198H134V196ZM162 195V194H161ZM233 195V196H232ZM236 195H239V196H237V197H234V196H236ZM258 195V196H257ZM7 196H9V198L8 199H6V197ZM38 196H39V198H40V196L42 197V199L43 200H41V198L39 199L38 198ZM66 196V197H65ZM74 196V197H73ZM127 196V197H126ZM177 196V197H176ZM198 196V197H197ZM209 198H208V197ZM245 196V197H244ZM16 197H17V199H18V201L16 202V200H14V199H16ZM80 197V201H83V203H85V204H82V202H80L79 200H78V198ZM108 197H109V195H108ZM114 197V198H115ZM152 197V198H151ZM169 197V198H170ZM204 197V198H203ZM260 197V198H259ZM19 198H20V200H19ZM26 198V199H25ZM71 198V200H69ZM82 198H84L87 202H85L84 201V199H82ZM114 198H112V196L110 197V199H114ZM122 198V197H121ZM145 198V199H144ZM147 198H148V200H147ZM181 198V199H180ZM193 198H195L196 200H197V198H199L198 199V201L196 202V200L195 199H193ZM212 198V199H211ZM216 198V199H215ZM219 198V199H218ZM226 198V199H225ZM233 198V199H232ZM241 198V199H240ZM242 198L244 199V201H242ZM28 199V200H27ZM56 199H59V200H56ZM75 199V200H74ZM130 199H131V201H130ZM134 199V200H133ZM140 199H141V201H140ZM180 199V200H179ZM215 199V200H214ZM252 199H253V201H252ZM35 200V201H34ZM40 200V201H39ZM67 200V201H66ZM69 200V201H68ZM75 202H74V201ZM78 200V202H76ZM120 200H123V198L122 199H120ZM173 200V201H172ZM175 200H177L176 202H175ZM181 202V203H179V201ZM192 200H195V202H196V204L197 205H199V206H202V207H204V208H202L201 207V209H200V207L198 208L197 207V205L195 206L194 204V201H192ZM212 201V202H210V201ZM219 200V201H218ZM222 200V201H221ZM235 200H237L238 201V203H234L235 202ZM245 200H246V202H245ZM258 200V201H257ZM10 201V202H9ZM20 201V202H19ZM27 201V202H26ZM41 201H42V205L41 204H39V203H41ZM53 201V203L54 204H49V202L51 203ZM57 201L59 202L58 204H62L61 202H66V204H65V202L63 203L64 205H62V206H64V207H62V206H58L57 205ZM61 201V202H60ZM97 201H99V203L97 202ZM126 201V202H125ZM134 201V202H133ZM140 201V202H139ZM153 203H152V202ZM214 201H216V203L214 202ZM230 201H232V202H230ZM240 201H241V203H240ZM9 202V203H8ZM13 202H15L14 203V205L12 204ZM21 202H23L24 203V205L23 204H21V206H19L20 204L19 203H21ZM39 202V203H38ZM48 202V206L50 205V206H55L54 208H51V207H49L48 208V206L46 205V203ZM67 202H69V203H71L70 205V208H72V209H67V210H69L68 211V214H66V208L67 207H69V205H67ZM73 202V203H72ZM89 202H90V204H89ZM121 202V201H120ZM136 202V203H135ZM151 202V203H150ZM176 203V206H178V208L174 205V203ZM177 202L180 204V205H178L177 204ZM230 203V204H232V203H234V204H236V205H234V204H232V205H230V204H227V203ZM260 202V203H259ZM6 203H8V204H6ZM16 203L17 204H19V205H17L16 206ZM26 203V204H25ZM35 203H37V206H36V204ZM56 203V204H55ZM97 203V204H96ZM132 203L133 204H136V205H133V206H130V207H134L135 206V210H132L131 208V213H130V211H127V210H130V209H127V208H129V205H132ZM226 203V205H229V207H226L224 204ZM244 205H243V204ZM75 204V205H74ZM77 204V205H76ZM79 204H81L83 207H81V205H79ZM86 204H89V206H87ZM114 204V205H115ZM144 204V205H143ZM145 204H146V206H145ZM149 204H150V206H149ZM173 204V205H172ZM203 204V205H202ZM205 204V205H204ZM239 204V205H238ZM242 204V205H241ZM253 204V205H252ZM38 205H39V207H42L41 209H42V211H41V214L39 213V211L37 210V211H35L37 208H38ZM72 205H74V206H72ZM85 205H86V208H85ZM93 205V204H92ZM102 205V206H101ZM207 205L209 206V207H207ZM216 205V206H215ZM224 205V206H223ZM238 205V206H237ZM246 205V206H245ZM251 205V206H250ZM23 206V207H22ZM58 206V207H57ZM80 206V208H81V210H78V207ZM180 206V207H179ZM191 206V205H190ZM9 207H10V209H9ZM27 207V208H26ZM47 207V209H45ZM61 207L63 208V209H61ZM73 207H75L76 208V210L78 211H76V214L74 213L75 212V208H73ZM88 207V208H87ZM142 207V208H141ZM162 207V206H161ZM185 208L187 207L186 205L184 206ZM214 207H215V209H214ZM230 207H233V209L232 208H230ZM236 207H238V208H236ZM240 207H242V209L240 208ZM20 208H22L21 209V212L19 211V209ZM25 208V209H24ZM58 208V210H56V212L55 211H53L54 209H57ZM60 208V209H59ZM85 208V209H84ZM96 208V209H95ZM137 208V209H136ZM176 208H177V210H176ZM183 209V210H181V209ZM195 208L196 209H199V211H195ZM209 208V209H208ZM222 208H224L225 209V211L227 210L226 208H229L228 210H227V212H225V211H223L224 209H222ZM236 208V209H235ZM53 209V210H52ZM95 209V210H94ZM102 209V210H101ZM120 209V210H119ZM123 209V210H122ZM151 209V210H150ZM158 209H162V210H160V212L158 211ZM241 209V210H240ZM244 209V211H242ZM253 209V210H252ZM24 212H23V211ZM26 210V211H25ZM39 210H40V208H39ZM45 210H47V211H45ZM59 210H62V212H60ZM63 210L65 211V212H63ZM72 210H74L72 213L70 212V211H72ZM116 210H118V211H116ZM126 210V211H125ZM137 210V211H136ZM150 210V211H149ZM178 211V212H176V211ZM180 210V211H179ZM204 210V211H203ZM219 210V211H218ZM229 210H232V212H233V214H232V212H230V214H229ZM234 210V211H233ZM237 210H240V213H239V211H237ZM247 210V211H246ZM257 210H258V212H257ZM33 211H35V212H33ZM53 212V214H51L52 212ZM94 211H95V214H96V211H97V217H95V215H94ZM99 211V212H100ZM123 211V212H122ZM125 211V212H124ZM154 211V212H153ZM156 211H157V213H161L162 211H164V212H162V213H164V214H162V216L159 218V216L160 215H158V216H156L157 214H156ZM194 211L196 212V213H194ZM201 211V212H200ZM207 211V212H206ZM237 211V212H236ZM21 213V215L22 216H20L19 215V213ZM26 212V213H25ZM30 212V213H29ZM38 212V213H37ZM54 212H55V214L56 215H59V212H60V217H58V216H56L55 217V215H54ZM70 212V213H69ZM84 212H83V214H84ZM151 212H153V213H151ZM197 212H198V214H197ZM211 212H213L212 214H211ZM256 212V213H255ZM23 213V214H22ZM35 213H37V214H35ZM62 213H64L63 215H64V217H65V215H67L66 217H67V220L65 221L64 219H61V222H63L64 223V226H62L61 225V223H59L60 222V218H61V216H63V215H61ZM76 215V217H75V215ZM128 213H130V214H128ZM174 213H176V214H178L179 216H182L180 219L177 217V215H175ZM193 213V214H192ZM209 213V214H208ZM215 213V214H214ZM216 213H217V215H216ZM223 214L224 213V216L222 217L221 215L219 216V214ZM226 213V214H225ZM235 213V214H234ZM237 213V214H236ZM239 213V214H238ZM243 214V216H239L240 214ZM260 213V214H259ZM10 214L11 215H13L12 214V212H10ZM28 214H30V215H28ZM32 214V215H31ZM42 214H43V217H44V219H43V221H41V222H43V225H41V222L40 223H38V219L40 218L41 220H42ZM44 214H46V216H44ZM72 214L74 215L73 217H75V219H76V223L77 224H75V219L74 220H72ZM115 214V213H114ZM122 214H124L123 215V218H125L126 217V219H129L130 221L128 222L127 220L125 221L123 218H122ZM136 214V215H135ZM150 214V215H149ZM184 214H185V212H184ZM187 214H185V215H187ZM190 214V213H189ZM196 214V215H195ZM230 216H229V215ZM251 216H250V215ZM257 214V215H256ZM27 215L29 216V218L27 217ZM39 215H40V217H39ZM53 215V216H52ZM70 215H71V217H70ZM77 215H78V217H77ZM121 215V216H120ZM129 215H130V218H132V220L129 218ZM147 215V216H146ZM226 215V216H225ZM228 215V216H227ZM20 216V217H19ZM23 216H26L27 218H28V220L27 219H25L26 217H23ZM89 216V215H88ZM114 216V215H113ZM150 216V217H149ZM152 216V217H151ZM163 216V218H165ZM177 218H176V217ZM213 216H215V217H213ZM232 216H235L234 218H229V217H232ZM249 216V217H248ZM21 217H23L25 220H23V218H21ZM32 217V218H31ZM39 217V218H38ZM52 217V218H51ZM55 217V218H54ZM59 219H58V218ZM81 217V218H80ZM111 217V218H110ZM117 217H120V220L119 221H121V222H119V223H116L115 221H117ZM154 217H158V219H160V222H159V220L157 221V219L156 218H154ZM175 217V218H174ZM213 217V218H212ZM219 217H222V219H220ZM226 217H227V219H226ZM240 218V219H238V218ZM257 217V218H256ZM63 218V217H62ZM78 218H80L79 220H77ZM83 218V219H82ZM97 218V222H96V219ZM108 218H110L112 221H111V223H108V222H110L109 221V219ZM140 218V219H139ZM143 218V219H142ZM151 218V219H150ZM171 218L174 220V219H176L177 221H179L178 223H176V222H174V221H171ZM198 218V219H199ZM224 218H225V220H224ZM253 218H255V219H253ZM7 219V220H6ZM14 219V220H13ZM19 219H21V221L19 220ZM33 219V220H32ZM54 219H55V221H54ZM58 219V220H57ZM188 219V218H187ZM189 219H190V215H189ZM209 219V220H208ZM215 219V220H214ZM219 219V220H218ZM261 219V220H260ZM19 220V221H18ZM57 220V221H56ZM93 220V221H92ZM95 220V221H94ZM101 220V221H102ZM155 220V221H154ZM208 220V221H207ZM212 220V221H211ZM220 220H222L221 222H220ZM229 220V221H228ZM30 222V223H28V222ZM35 221V222H34ZM45 221V222H44ZM55 222V225H54V228L52 227L53 226V223ZM59 221V222H58ZM69 221H74L73 222V224L70 222V224H68L69 223ZM127 222V223H125V222ZM161 221H163V222H161ZM188 221V222H187ZM202 221V223H200ZM206 221V222H205ZM226 221V222H225ZM230 221H232V222H230ZM250 221V222H249ZM259 221V222H258ZM263 221V222H262ZM56 222H58L57 224H56ZM85 222H87L86 220H85ZM93 222H95V223H93ZM105 222H107V223H105ZM113 222V223H112ZM132 222V223H131ZM137 222V223H136ZM142 222V223H141ZM152 222V223H151ZM153 222H156V223H153ZM168 222V220L165 222V224ZM205 222V223H204ZM209 222H211L212 224L210 225V223ZM214 222V223H213ZM215 222L217 223V225L215 224ZM219 222H220V224H219ZM228 222H229V224H228ZM261 222V223H260ZM22 223V224H23ZM35 224V226H33L34 224ZM37 223V224H36ZM44 223H46V225H44ZM94 225H93V224ZM136 223V224H135ZM159 225H158V224ZM237 223V224H236ZM30 224H32V225H30ZM39 224V225H38ZM48 224V225H47ZM154 224H157L156 225V227H154L155 225ZM178 224V225H177ZM200 224V225H199ZM221 224H222V226H221ZM224 224L227 226V224H228V226H227V228L224 226ZM260 224V225H259ZM37 225H38V227L40 226V227H43L44 226V228H45V230L43 229V228H41V229H43L44 231H46V229L48 230L47 232L49 233H47V232H45V233H47L46 235L44 234L43 236H40V234L42 235L43 233L41 232V229H40V231H39V229H38V227H37ZM56 225H58V228L56 227ZM72 227H76V229H78L77 230V234H76V231H75V234H74V231H72V230H74L75 228H72L71 229V226ZM210 226V230H211V233H209L210 232V230H209V232H208V227L207 226ZM234 225V226H233ZM28 226H31V227H28ZM33 226V227H32ZM47 226V227H46ZM67 226H69V228L67 227ZM96 226V227H95ZM138 226V227H137ZM169 226V225H168ZM207 228H206V227ZM245 226V227H244ZM19 227H21V230L19 229ZM25 227V228H24ZM37 227V228H36ZM48 227H51V228H53V230H54V232H52L51 231V235H50V230L51 229H49ZM55 227H56V229H55ZM115 227V228H114ZM142 229H141V228ZM153 227V228H152ZM211 227H212V229H211ZM229 227V228H228ZM260 227V228H259ZM26 228H31V230L32 231H30L31 233H29V234H33L31 237H27V236H29V234H28V229H26ZM60 228H63V229H60ZM102 228H104V229H102ZM126 229V231H128V232H125V230L124 229ZM144 228V229H143ZM155 228V229H154ZM163 228V229H162ZM203 228V229H202ZM215 228V230L213 231V229ZM219 228V229H218ZM223 228H225V230L224 231H227L226 232V235H225V232H224V234H223ZM19 229V230H18ZM24 229H25V231L26 230H28V231H26L27 233H24ZM36 229V230H35ZM68 229V230H67ZM75 229V230H76ZM95 229V230H94ZM141 229V230H140ZM159 229V230H160ZM186 229H188V228H186ZM196 229V231H193V230H195ZM207 231H206V230ZM217 229V230H216ZM227 229V230H226ZM261 229V230H260ZM13 230H15V233H14V231ZM23 230V234H26L25 235V237L24 236H22L23 234L21 233V231ZM37 230L40 232V234L37 232ZM42 230V231H43ZM60 232L59 234H58V231ZM72 231V232H70V231ZM97 230V231H96ZM101 230H103L102 232H101ZM143 230V231H142ZM146 230V232H148L149 233V237H150V235L151 234H153V236H154V234L156 235V237H155V239L156 240H152L151 238H153V237H148L147 236V234L148 233H146V232H144ZM152 230V232H150ZM155 230V231H154ZM158 230V231H159ZM176 230H175V232H176ZM192 230V232H194V234H192V232H190ZM201 230V231H200ZM202 230H204V231H202ZM221 230V231H220ZM19 231V232H18ZM57 231V232H56ZM66 231H67V234L69 235H67V236H65V239H66V241H68V242H66L65 241V239H63L64 237V235L66 234ZM85 231H87V233H85ZM94 231H96V232H94ZM199 231L200 232H203V234L202 235H200V233H199ZM212 231H213V235H212ZM217 231V232H216ZM219 231V232H218ZM259 231V232H258ZM12 232H13V234H12ZM18 232V233H17ZM34 232V233H33ZM59 235L58 237H57V235H56V233ZM81 232V231H80ZM94 232V233H93ZM132 232H134V233H132ZM142 233V234H140V233ZM144 232V233H143ZM215 232V233H214ZM233 232V233H232ZM248 232V233H247ZM19 233H20V235L22 236H20L19 235ZM35 233H37V235L35 234ZM62 233H63V236H62ZM73 233V235H75V236H77V237H79V239L81 238V236H83L84 237V239H87V240H89L88 241V243H86V244H89V245H87V248H88V246H89V248H88V250L87 249H85V250H83L82 252H80V253H86V254H80L79 253V251H80V249H79V245L78 244H80L81 242H79L78 241V239H77V243H76V237H75V239H74V236H72L71 234ZM97 233V234H98ZM104 233H108L107 231L106 232H103L102 234L105 236H107V234H104ZM116 233V234H115ZM1 234H0V238H1ZM19 235V237L20 238H23V239H18V237H16V235ZM28 234V235H27ZM34 234L36 235L35 237H37V238H35L34 237ZM114 234L115 235H117L118 234V236H116V237H114ZM139 236H138V235ZM189 234H192V235H189ZM204 234H207V235H204ZM223 234V235H222ZM235 234V235H234ZM48 235H49V237H53V235H55L56 237H57V239H56V237L54 236V240H55V242H53L51 239H53V238H51L50 239V241H48V244L49 245H47L46 243V241L47 240H49V237H48ZM103 235H100V234H98L97 236H99V238L97 237V241L98 240H101L102 238H103ZM137 235V236H136ZM163 235H164V237H163ZM200 235V236H199ZM12 236H15L16 237V239H15V242H13V240L14 239H12L11 237ZM45 236H46V238H45ZM73 238H72V237ZM101 236H102V238H101ZM106 236L104 237V239H102V241H104V242H108L107 240V238H106ZM176 236H177V233H176ZM202 236H204V237H206V236H210L209 238L208 237H206V239L205 240H203V237ZM222 236H224V239H223V237ZM233 236H236V237H233ZM251 236V237H250ZM27 237V239H24V238H26ZM40 237H44L45 239H46V241L44 240V239H41ZM68 239H67V238ZM83 237L81 238V239H83ZM122 237H124L123 239H124V241H122L123 239H122ZM139 239H138V238ZM141 237V238H140ZM172 237V238H171ZM202 237V238H201ZM222 237V238H221ZM29 238V239H28ZM39 238H40V241H38L39 240ZM72 238V239H71ZM90 238V239H89ZM101 238V239H100ZM116 238H118V239H116ZM119 238L121 239V240H119ZM132 238V239H131ZM162 238V240H160ZM215 239V241L216 242H213V240ZM236 238H238V239H236ZM6 239H9V240H7L6 241ZM19 240V242H18V240ZM31 239V240H30ZM33 239V240H32ZM69 239H71L72 240V242H71V240H69ZM83 239V240H84ZM109 239V240H110ZM116 239V240H115ZM138 240V242H137V240ZM144 239V240H143ZM152 240V241H150V240ZM176 239H177V237H176ZM209 239V240H208ZM230 239L231 241H232V243H230V242H228V240ZM10 240H12V241H10ZM16 240H17V242H16ZM21 240V241H20ZM23 240L25 241L26 240V242H24L25 243V247L24 246H22V243H23ZM27 240H30L31 242L33 241V246H32V248H29L28 246L30 245L31 246V243H30V241L28 242ZM36 242H35V241ZM64 240V241H63ZM86 240V241H87ZM113 240L114 241H116L115 243L113 242ZM136 240V241H135ZM142 240H143V242H142ZM146 240V241H145ZM167 240L166 241H164L165 243H166V245H168L167 244ZM174 240H171L172 242L174 241ZM192 240V241H191ZM211 240V241H210ZM222 240V241H221ZM225 240H227L226 242H224ZM229 240V241H230ZM243 241V242H241V241ZM251 240V241H250ZM260 240V241H259ZM262 240V241H261ZM10 241V244H7L8 242ZM74 241V242H73ZM85 241V240H84ZM85 241V242H86ZM102 241H101V243H102ZM118 241H121L120 242V244H118L119 242ZM131 241H132V244H133V241H135L136 243H134L135 245H131ZM170 241V243H172ZM184 242V245H183V242ZM186 241H188L187 243H186ZM190 241V242H189ZM202 241H205V242H202ZM7 242V243H6ZM12 242V243H11ZM28 242V243H27ZM37 242H39V243H41L44 247H42V245L41 246H39V243H37ZM46 242V243H45ZM58 242H62V245H60ZM99 242V241H98ZM103 242V249H104V246L106 247V243H104ZM148 242H150V243H148ZM157 242V243H156ZM175 242V243H176ZM180 242H182V247H185V248H181V243ZM207 242H210V243H208V245L207 244H204V243H207ZM219 242V243H218ZM235 242V243H234ZM240 242V243H239ZM262 242V243H261ZM17 243H20V245L22 246V248L23 249H19V248H21V246H19ZM26 243L28 244V245H26ZM54 244L55 246H53L52 244ZM68 243H71V244H74V243H76V245H78V249H79V251H78V253H75V252H77V248H76V251L75 250H73L74 252L72 253L71 251L72 250H70L69 251V249L68 250H66V248L68 247H70L71 249H74L75 247H72L73 245H68ZM91 243V242H90ZM101 243L99 242V246H100V248H101ZM111 242H108V244L107 245H109V246H107V247H111L110 245H112V244H110ZM122 243H126L125 244V246H124V244H122ZM170 243H169V247H171L172 248V246L171 245H173L174 244V242L170 245ZM193 243V244H192ZM212 243H216L217 245H212ZM232 244V245H230V244ZM14 244H16V245H14ZM34 244H36V245H34ZM38 244V245H37ZM81 244H83V249L84 248H86V245H85V243L82 241V243ZM120 246H118V245ZM148 244V247L146 246V248L145 249H143V247L145 246V245H147ZM150 244V245H149ZM186 244H188L187 246H185ZM190 244V245H189ZM219 244V245H218ZM224 244V245H223ZM226 244V245H225ZM4 245H2L3 247H4ZM14 245V246H13ZM45 245H46V247H45ZM68 245V246H67ZM138 245V246H137ZM140 245V246H139ZM164 245V244H163ZM165 245V246H166ZM213 246V247H215L216 246V250H213V249H211V246ZM230 246V247H232V248H229L228 246ZM240 245V246H239ZM242 245V246H241ZM253 245V246H252ZM2 246L0 245V250L2 251H4V248L3 249H1L2 248ZM38 247V249L37 248H35V247ZM47 246H49V247H51V248H49V247H47ZM59 246V247H58ZM62 246V247H61ZM64 246V247H63ZM66 246V247H65ZM81 246V245H80ZM91 246H92V244H91ZM99 246H98V248H99ZM123 246V247H122ZM132 246H134V247H139L138 249L137 248H135V250H134V247H132ZM143 246V247H142ZM156 246L154 247V249L156 248ZM193 246V247H192ZM209 248H208V247ZM218 246V247H217ZM227 246V247H226ZM119 249H118V248ZM189 247L191 248V249H189ZM202 247V248H201ZM205 247V248H204ZM221 247V248H220ZM223 247V248H222ZM9 248H7L6 250H5V253L3 252H1L0 253V256H1V254H2V256L0 257V258H2L3 257V255H4V261L6 260V262H5V264L6 263H8V264H10V263H13V262H9V260H7V259H9L7 256H8V253L6 252V251H8V252H13L12 254H10L9 253V257H11V255L13 256L14 255V250L13 251H11V248H10V251H9ZM24 248H25V250H24ZM41 248H43V250L41 249ZM46 248V249H45ZM52 248H54V249H52ZM55 248H56V250H58L59 249V252L57 251L56 252V250H55ZM60 248H62V249H60ZM99 248V251L101 252V251H103V249L101 250ZM118 250H117V249ZM124 248V249H123ZM132 248V249H131ZM150 250H149V249ZM158 248H156L155 249V253H154V251L152 252V257H153V254H154V260L153 261H157V260H155V256L157 255H159L158 253L160 252V251H158V253L156 254V250L158 249ZM161 248V249H160ZM198 248V249H197ZM204 248V249H203ZM224 248H225V251H224ZM236 248V249H235ZM15 249V248H14ZM38 251H37V250ZM47 249H48V251H50L51 249V251L50 252H46L47 251ZM50 249V250H49ZM186 251H185V250ZM201 249H202V251H201ZM206 249V250H205ZM208 249H211V250H209V251H215V253H218V254H215L214 252V254L213 253H208ZM218 249V250H217ZM222 249V250H221ZM227 249V250H226ZM230 250V252H228L229 250ZM19 250L21 251V253L19 252ZM22 250H24L23 252H22ZM35 251V252H33V251ZM40 250V251H39ZM53 250H54V252H53ZM66 252H65V251ZM82 250V249H81ZM96 250H97V248H96ZM117 250V251H116ZM124 250V251H123ZM126 250V251H125ZM129 250V251H128ZM138 250V251H137ZM144 250V251H143ZM146 250H148V251H146ZM174 250V249H173ZM177 250H179V251H177ZM204 250V251H203ZM249 250V251H248ZM258 250V251H257ZM43 251V252H42ZM85 251V252H84ZM135 251V252H134ZM164 251V250H163ZM180 251H184V254H183V252H180ZM220 251H222L223 253H221ZM37 252V253H36ZM41 252L43 253V254H41ZM54 254H53V253ZM61 252H62V254L64 255H62L61 254ZM108 252V253H107ZM115 252H116V254H115ZM129 252H131L130 254H128ZM142 254H141V253ZM146 252V253H145ZM190 252H192V255H191V253ZM202 252H204V253H202ZM207 254H206V253ZM225 252V253H224ZM242 252V253H241ZM44 253H47V255L46 254H44ZM70 253L72 254V255H70ZM132 253H135L134 255L136 256V258H134V255L132 254ZM150 253V254H149ZM171 253V254H170ZM173 253V254H172ZM180 253V254H179ZM181 253L183 254V255H181ZM189 253V254H188ZM195 253V254H194ZM200 253V254H199ZM221 253V254H220ZM227 253V254H226ZM249 253V254H248ZM51 254H52V257H51ZM60 255L61 257L63 256V258H61L60 256L59 257H56L57 255ZM80 254V255H79ZM109 254V255H108ZM137 254H139V256L137 255ZM141 254V255H140ZM156 254V255H155ZM164 254H165V252H164ZM196 254H198V255H200V257L198 256H196ZM202 254H204V256L202 255ZM226 254V255H225ZM245 254H246V256H245ZM7 255V256H6ZM19 255L21 256L20 258H18L19 257ZM38 257H37V256ZM44 255H46L45 257H48L47 258V260H51L49 263H48V261L45 259V257H43L42 258V256ZM54 255V256H53ZM82 255L85 257H83L84 259H85V261H84V259H82L81 257H82ZM96 255H94V256H96ZM133 255V256H132ZM148 255V256H147ZM209 255H211V256H209ZM216 255H218L217 257H216ZM230 255H232V256H230ZM5 256H6V259H5ZM39 256H41V258L39 257ZM72 256V257H71ZM81 256V257H80ZM106 256V257H105ZM124 256V257H123ZM125 256H126V260L125 259H123V258H125ZM128 256V257H127ZM130 256H132V257H130ZM142 258H141V257ZM181 256H182V259H181ZM193 258H192V257ZM196 256V257H195ZM250 256V257H249ZM50 257V258H49ZM54 257V258H53ZM56 257V258H55ZM86 257H87V259L89 260H87L86 259ZM97 257H96V259H95V264H100V263H98L99 261H97ZM146 257V258H145ZM151 257V260H150V257L148 258V260L147 261H149V262H152V264L154 263L153 261H152V258ZM159 257H160V255H159ZM185 257V258H184ZM202 257H204L205 258V260H204V258H202ZM210 257H213L212 258V260L210 259ZM243 257H244V259H243ZM247 257V258H246ZM40 258V259H39ZM59 258V263H57L58 261L57 260H55V259H58ZM61 258V259H60ZM98 258V259H99ZM104 258H106V259H104ZM115 258V259H114ZM130 258V259H129ZM158 258V257H157ZM156 258V259H157ZM187 258V259H186ZM199 258V259H198ZM202 258V259H201ZM208 258V259H207ZM215 258V259H214ZM222 258V259H221ZM230 258H232V259H230ZM236 258H237V260H236ZM246 258V259H245ZM250 258V259H249ZM10 259H13V257H11ZM44 261H46V262H43V260ZM122 259H123V261H122ZM129 259V260H128ZM139 259V260H140ZM180 259V260H179ZM194 259V260H193ZM207 259V260H206ZM217 259V260H216ZM235 259V260H234ZM240 259H242V261L240 260ZM254 259H256L255 261H254ZM259 259V260H258ZM2 260V262L0 261V264H3L4 263V261ZM53 260V261H52ZM65 260V262H63ZM82 260L84 261V262H86V263H83L82 262ZM134 260V261H133ZM138 260V261H139ZM182 260V261H181ZM190 260H192V262L190 261ZM198 260V261H197ZM215 260V261H214ZM230 260H233V261H230ZM258 260V261H257ZM8 261V262H7ZM12 261V260H11ZM22 261V262H21ZM36 261V262H35ZM70 261V262H71ZM96 261H97V263H96ZM170 261V259L166 262L167 264L169 263V264H172V262ZM189 261L191 262V263H189ZM201 261H203V262H200ZM205 261V262H204ZM219 261V262H218ZM236 261V262H235ZM134 263V264H141V263ZM248 262V263H247ZM16 263V264H17ZM148 263V262H147ZM66 264V263H65ZM68 264V263H67ZM148 264H150V263H148ZM155 264H156V262H155Z\"/></svg>",
  "mask_w": 264,
  "mask_h": 264
},
{
  "label": "bare ground",
  "instance_id": "obj_2",
  "mask_svg": "<svg viewBox=\"0 0 264 264\" xmlns=\"http://www.w3.org/2000/svg\"><path fill=\"white\" fill-rule=\"evenodd\" d=\"M3 1H4V0H3ZM29 1H30V0H29ZM45 1H46V0H45ZM47 1H48V0H47ZM76 1H77V0H76ZM98 1H99V0H98ZM105 1H106V0H105ZM119 1H120V0H119ZM119 1H118V2H119ZM147 1H148V0H147ZM147 1H146V3H147ZM161 1H163V0H161ZM166 1L168 2V0H166ZM180 1H182V0H180ZM186 1H187V0H186ZM209 1H210V0H209ZM214 1H215V0H214ZM222 1L225 2V0H222ZM222 1H221V4L224 3V2L222 3ZM229 1H232V2H233V0H229ZM240 1H241L240 4L238 3V4H239L238 7H239V9H240L241 11H244L245 8H246L245 5L247 4L248 0H240ZM251 1L254 3V5H256L255 2H257V1H259V0H257V1L255 0V2H254L253 0H249L248 6H249L250 4H252L251 6L253 7L254 5H253V3H252ZM41 2H42V1H41ZM156 2H158V1H156ZM163 2H164V3H162V6L165 7V6H164V4H165V0H164ZM176 2H177V1H176ZM232 2H230V3H232ZM37 3H38V2H37ZM39 3H40V2H39ZM55 3H56V2H55ZM127 3H128V2H127ZM129 3H130V2H129ZM136 3H137V2H136ZM136 3H135V4H136ZM185 3H186V2H185ZM201 3H202V2H201ZM201 3H200V4H201ZM230 3H229V4H230ZM236 3H237V2H236ZM236 3H235V4H236ZM260 3H261V2H260ZM42 4H43V2H42ZM72 4H73V3H72ZM173 4H174V2H173ZM178 4H179V3H177V5H178ZM198 4H199V3H198ZM229 4H228V5H229ZM235 4H234V5H235ZM1 5H2V4H1ZM32 5H34V4H32ZM45 5H47V4H45ZM45 5H44V6H45ZM49 5H51V4H49ZM60 5H61V4H60ZM117 5H118V4H117ZM126 5H127V4H125V7H126ZM141 5H142V4H141ZM151 5H152V4H151ZM158 5H159V4H158ZM158 5H157V7H158ZM165 5H166V4H165ZM192 5H193V4H192ZM208 5H209V4H208ZM213 5L215 6V4H213ZM216 5H217V4H216ZM236 5H237V4H236ZM2 6H3V5H2ZM36 6H37V5H36ZM40 6H42V5H40ZM61 6H62V5H61ZM80 6H81V5H80ZM122 6H123V5H122ZM131 6H132V5H131ZM135 6H136V5H135ZM144 6H145V5H144ZM174 6H176V5H174ZM178 6H179V5H178ZM180 6H182V5L180 4ZM183 6H184V5H183ZM185 6H186V4H185ZM194 6H195V5H194ZM197 6H198V5H197ZM204 6H206V5H204ZM214 6H213V7H214ZM219 6H220V3H219V5L216 6V7L219 8ZM226 6H227V4H226ZM246 6H247V5H246ZM251 6H250V8H251ZM9 7H10V6H9ZM12 7H13V6H12ZM16 7H17V6H16ZM48 7H49V6H48ZM48 7H45V8L47 9ZM99 7H100V6H99ZM216 7H214V8L216 9ZM220 7H221V6H220ZM223 7H224V6H223ZM236 7H237V6H236ZM30 8H31L32 11H35L36 13H35V14H31L32 11H30V9L27 8V11H26L25 15H23V16H25V21H27V20L30 18L31 15H32V16H34V15L36 16V14H37V11L34 10V9H32V8H34V6H33V7L30 6ZM39 8H40V7H39ZM41 8H42V7H41ZM97 8H98V7H97ZM137 8H138V7H137ZM139 8H140V6H139ZM141 8H142V7H141ZM155 8H156V7H155ZM166 8H167V7H166ZM166 8H165V9H166ZM172 8H173V10H174V11L172 10L173 13L176 11V12L174 13V14H176V13H177V7H176V8L172 7ZM178 8H180V7H178ZM181 8H182V7H181ZM207 8H208V7H207ZM221 8H222V7H221ZM229 8H230V6H229ZM234 8H235V7H234ZM247 8L250 9L249 7H247ZM4 9H5V8H4ZM74 9H75V8H74ZM128 9H129V7H128ZM130 9H132V7H131ZM148 9H149V8H148ZM153 9H154V8H153ZM165 9H164V11H166ZM167 9H171V8L168 7ZM175 9H176V10H175ZM195 9H196V8H195ZM198 9H199V8H198ZM215 9H214V10H215ZM257 9H258V7H257ZM28 10H29V11H28ZM42 10H43V9H42ZM48 10H49V9H48ZM81 10H82V9H81ZM94 10H95V9H94ZM101 10H102V9H101ZM122 10H126V11H127V8L122 9ZM137 10H138V9H137ZM143 10H146V9H143ZM156 10H157V9H156ZM182 10H183V8H182ZM217 10H219V9H217ZM217 10H215V11H217ZM15 11H16V10H15ZM44 11H45V14H46V13L48 14V11L46 12L45 9H44ZM82 11H83V10H82ZM84 11H85V10H84ZM113 11H114V10H113ZM130 11H131V10H130ZM140 11H141V10H140ZM146 11H147V10H146ZM167 11H168V10H167ZM169 11H171V10H169ZM169 11H168V13H169ZM215 11L212 10L210 13L213 14V12H215ZM227 11H229L228 8H227L226 12H227ZM233 11H235V10H233ZM237 11H239V10H237ZM241 11H239V14L242 13V15H239V14H238V15L241 16V17L238 16L237 20H238L239 18H241V19H240L241 21H243L245 18H246V20H247V17H244V16H243V15L246 16V14H243V13H247V12H248L247 14L250 16V14H249V10H248V11L245 10L244 12H241ZM58 12H59V11H58ZM74 12H75V11H74ZM97 12H98V11H97ZM97 12H96V13H97ZM116 12H117V11H116ZM134 12H135V11H134ZM153 12H154V11H153ZM155 12H156V11H155ZM179 12H180V10H179ZM188 12H189V11H188ZM188 12H187L186 14H188ZM224 12H225V11H224ZM226 12H225V14H227ZM23 13H24V12H23ZM50 13H51V12H50ZM53 13H55V11H54ZM60 13H61V12H60ZM70 13H71V12H70ZM130 13H131V12H130ZM143 13H144V11H143ZM143 13H142V14H143ZM157 13H158V12H157ZM161 13H162V12H161ZM161 13H160V14H161ZM163 13H164V12H163ZM170 13H172V12H170ZM170 13H169V14H170ZM205 13H206V12H205ZM210 13L208 14V16L211 15ZM219 13H220V12H219ZM222 13H223V12H222ZM234 13H235V12H234ZM5 14H6V13H5ZM40 14H41V13H40ZM67 14H68V13H67ZM120 14H121V13H120ZM135 14H136V13H135ZM164 14H165V13H164ZM164 14H163V15H164ZM177 14H178V13H177ZM181 14H183V13L181 12ZM191 14H192V13H191ZM214 14L217 16L218 12H217V13H214ZM214 14H213V15H214ZM223 14H224V13H223ZM223 14H221V18H220V19H222V22H220V23H224V21H225L226 19H228V18H226V19L223 21V17H222ZM225 14H224V15H225ZM2 15H3V14H2ZM74 15H75V14H74ZM85 15H86V14H85ZM139 15H140V14H139ZM144 15H145V14H144ZM163 15H161V16H163ZM167 15H168V14L166 13V15H164V16H165V17H168ZM170 15H171V14H170ZM213 15H211L210 18L213 19V21H214V18H212ZM224 15H223V16H224ZM248 15H247V16H248ZM19 16H20V14H19ZM23 16H22V18H23ZM42 16H43V14H42ZM66 16H67V15H66ZM101 16H102V15H101ZM128 16H130V15H128ZM132 16H133V15H132ZM174 16H175V15H174ZM178 16H179V14H178ZM178 16H176V17H178ZM191 16H192V15H191ZM194 16H195V15H194ZM205 16H206V15H205ZM242 16H243V18H244L243 20H242ZM249 16H248V20L251 22L252 19H249ZM256 16H257V15H256ZM36 17H37V16H36ZM40 17H41V15H40ZM165 17H164V18H165ZM170 17H171V16H169V19H170ZM184 17H185V16H184ZM224 17H226V16H224ZM227 17H228V16H227ZM233 17H234V16H233ZM233 17H232V18H233ZM2 18H3V17H2ZM82 18H83V17H82ZM88 18H89V17H88ZM88 18H87V19H88ZM92 18H93V16H92ZM124 18H125V17H124ZM124 18L122 19V21L124 20ZM129 18H130V17H129ZM129 18H127V19H129ZM151 18H152V16H151ZM188 18L190 19L191 17L189 16ZM218 18H219V15H218ZM218 18H215V20L218 19ZM229 18H230V17H229ZM251 18H252V17H251ZM7 19H8V18H7ZM41 19H42V17H41ZM77 19H78V18H76V20H77ZM80 19H81V17H80ZM101 19H102V18H101ZM111 19H112V18H111ZM134 19H135V18H134ZM134 19H132V20H134ZM149 19H150V18H149ZM160 19H161V18H160ZM173 19H175V18H173ZM211 19L208 18V20H209L210 22H212ZM0 20H1V19H0ZM49 20H50V19H49ZM55 20H56V19H55ZM57 20H58V19H57ZM106 20H107V19H106ZM137 20H138V18H137ZM142 20H143V19H142ZM162 20H163V19H162ZM166 20H167V18H166ZM170 20H172V19H170ZM170 20H169V21H170ZM191 20H192V19H191ZM194 20H195V19H194ZM194 20H193V21H194ZM206 20H207V19H206ZM230 20H232V19H230ZM240 20H239L238 22L241 23ZM246 20H245V22H247V23H244V24H246V26H247L248 21H246ZM1 21H2V20H1ZM8 21H9V20H8ZM11 21H12V19H11ZM23 21H24V18L22 19V22H23ZM34 21H35V19H34ZM44 21H45V20H44ZM102 21H103V20H102ZM110 21H111V20H110ZM127 21H128V20H127ZM130 21H131V20H130ZM164 21H165V20H164ZM164 21H163V22H164ZM169 21H168V25H169V26H168L167 28L171 31L170 27L172 28V27H174L175 25L173 24V20L170 21L171 23H170ZM174 21H175V20H174ZM183 21H184V20H183ZM193 21H192V22H193ZM196 21H197V20H196ZM218 21H219V20H218ZM218 21H217V24L220 25V24L218 23ZM220 21H221V20H220ZM227 21H228V20H227ZM253 21H254V20H253ZM29 22H30V21H29ZM41 22H43V19L41 20ZM47 22H48V21H47ZM68 22H70V21H68ZM71 22H72V21H71ZM85 22H86V21H85ZM135 22H136V20H135ZM155 22H156V20H155ZM176 22H177V21H176ZM203 22H204V21H203ZM215 22H216V21H215ZM236 22H237V21H236ZM258 22H259V21H258ZM72 23H73V22H72ZM94 23H95V22H94ZM100 23H101V22H100ZM122 23H125V26H124V24L122 25V27L124 26L123 28H125V27L127 26V22H122ZM144 23H145V21H144ZM166 23H167V21H165V24H166ZM179 23H181V21H180ZM196 23H197V22H196ZM201 23H202V22H201ZM240 23H239V24H240ZM26 24H27V23H26ZM42 24L44 25V23H42ZM46 24H48V23H46ZM52 24H53V23H52ZM56 24H58V23L56 22ZM130 24H131V23H130ZM132 24H133V23H132ZM138 24H139V23H138ZM152 24H153V22H152ZM158 24H159V23H158ZM189 24H190V23H189ZM203 24H204V23H203ZM206 24H209V22L206 23ZM212 24H214V23H212ZM212 24H211V26H212ZM226 24H228V23H226ZM236 24L238 25V23H236ZM255 24H257V25L259 24V25H260V23H255ZM255 24H254V25H255ZM15 25H16V24H15ZM29 25H30V24H29ZM39 25H41V24L39 23ZM94 25H95V24H94ZM98 25H99V24H98ZM112 25H113V24H112ZM140 25H141V24H140ZM145 25H146V24H145ZM159 25H160V24H159ZM172 25H173V26H172ZM218 25H217V26H218ZM222 25H223V24H222ZM237 25L235 26V29H232V30H236V27L239 29V27H238L239 25H238V26H237ZM257 25H256V27H257ZM11 26H12V25H11ZM19 26H20V25H19ZM23 26H24V25H23ZM46 26H47V25H46ZM55 26H56V25H55ZM92 26H93V25H92ZM107 26H108V25H107ZM129 26H130V25H129ZM132 26H133V25H132ZM176 26H177V25H176ZM176 26H175V27H176ZM181 26H182V25H181ZM200 26H201V25H200ZM209 26H210V24H209ZM214 26H215V25H214ZM220 26H221V25H220ZM223 26H224V25H223ZM223 26H222V29H223ZM225 26H226V25H225ZM12 27H13V26H12ZM28 27H29V26H28ZM33 27H34V26H33ZM35 27H36V26H35ZM37 27H39V26L37 25ZM52 27H53V26H52ZM122 27H121V28H122ZM149 27H150V25H149ZM164 27H165V26H164ZM186 27L188 28V26H186ZM192 27H193V26H192ZM206 27H207V26H206ZM241 27H242V23H241ZM248 27H250V24H249ZM256 27H255V28H256ZM258 27H259V26H258ZM258 27H257V28H258ZM5 28H6V27H5ZM40 28H41V29H40ZM40 28H38V29H39L40 31H41V30L43 31L44 28L42 27V25L40 26ZM74 28H75V27H74ZM130 28H131V27H130ZM136 28H137V27H136ZM150 28H151V27H150ZM156 28H157V27H156ZM160 28H161V27H160ZM167 28H166V31L168 30ZM176 28H177V27H176ZM178 28H179V27H178ZM209 28H210V27H209ZM226 28H227V27H226ZM255 28H250V29L248 28V29L251 30V29H255ZM257 28H256V29H257ZM22 29H26V28L24 27V28H22ZM31 29H33V28H31ZM75 29H76V28H75ZM117 29H118V28H117ZM153 29H155V27H154ZM191 29H192V28H191ZM201 29H202V28H201ZM206 29H207V28H206ZM206 29H205V30H206ZM215 29H216V27H215ZM220 29H221V28H220ZM220 29H219V27H217L216 30H219V32H220V31H221ZM11 30H12V29H11ZM11 30H10V31H11ZM26 30H27V29H26ZM35 30H37V29H35ZM55 30H56V29H55ZM143 30H144V29H143ZM155 30H156V29H155ZM159 30H160V29H159ZM164 30H165V29H164ZM189 30H190V29H189ZM198 30H199V29H198ZM198 30H197V31H198ZM211 30H213V28H212ZM211 30H210V31H211ZM216 30H214V31H216ZM15 31H16V30H15ZM40 31L37 30L38 33H39ZM45 31H46V30H45ZM95 31H96V30H95ZM125 31H126V30H125ZM129 31H130V30H129ZM137 31H138V30H137ZM146 31H147V30H146ZM152 31H153V30H152ZM157 31H158V30H157ZM162 31H163V30H162ZM173 31H174V30H173ZM180 31H181V30H180ZM192 31H193V30H192ZM194 31H196V30H194ZM214 31H211V32H212V35H215V34H216L215 36L218 37V36H217V35H218V34H217L218 32L215 33ZM228 31H229V29H228ZM237 31H238V30H237ZM237 31H235V32H237ZM239 31H240V30H239ZM241 31H242V30H241ZM241 31H240V33H241ZM244 31H245V30H244ZM246 31H247V30H246ZM260 31H261V30H260ZM25 32H26V31H24L23 33L25 34ZM96 32H97V31H96ZM153 32H154V31H153ZM160 32H161V31H160ZM211 32H210V34H211ZM255 32H256V31H255ZM262 32H263V31H262ZM262 32H258V34H259V33H262ZM43 33H44V32H43ZM83 33H84V32H83ZM102 33H103V32H102ZM128 33H129V32H128ZM131 33H132V32H131ZM139 33H140V32H139ZM151 33H152V32H150V33H148V34L151 35ZM155 33H156V32H155ZM155 33H154V34H155ZM163 33H165V31L162 32L161 34L163 35ZM167 33H168V32L165 33V34H166L165 36H161V35H160L161 38H165V37L167 36ZM169 33L171 34L172 31L169 32ZM169 33H168V36H169ZM177 33H178V32H177ZM185 33H186V32H185ZM208 33H209V31H208ZM220 33H221V32H220ZM233 33H234V32H233ZM237 33H238V32H237ZM249 33H251V32H249ZM249 33L247 32L248 35H249ZM253 33H254V32H253ZM253 33H252V34H253ZM29 34H30V33H29ZM46 34H47V33H46ZM52 34H53V32H52ZM57 34H58V33H57ZM68 34H69V33H68ZM70 34H71V32H70ZM144 34H145V37H146L147 41L149 40V43L147 42L145 45H143L144 43H142V42H141V43H142V46H145V48H146V46H147L148 44L151 45V44H150V40H151V39H148V38H147V37L149 36L148 34H147V36H146V33H144ZM157 34H158V32H157ZM191 34H192V33H191ZM196 34H198V33H196ZM235 34H236V33H235ZM238 34H239V33H238ZM242 34H243V33H242ZM252 34H250V37L248 36V39H249L250 41H247V42H250V43L245 45L247 49L243 47L244 45H242V37H241V38H239V40L241 39L240 41H241V45H242V47L239 46L238 44H237V45L235 44V47H236V48H234V45H233V50L237 49L236 51L239 52V50H241L242 48H244L245 50H244V49H242V50L246 51V50L250 49L252 46H254V44H252V46L249 48V46L251 45V35H252ZM2 35H4V34H2ZM55 35H56V34H55ZM61 35H62V34H61ZM121 35H122V34H121ZM141 35H142V34H141ZM141 35H140V36H141ZM155 35H156V34H155ZM220 35H221V34H219V37H220ZM230 35H233V34H230ZM0 36H1V35H0ZM27 36H28V35H27ZM38 36H39V34H38ZM71 36H72V35H71ZM81 36H82V35H81ZM95 36H96V34H95ZM138 36H139V35H138ZM157 36H158V35H157ZM168 36H167V37H168ZM172 36H173V35H172ZM179 36H180V35H179ZM185 36L187 37V35H185ZM185 36H184V37H185ZM210 36H211V35H210ZM237 36L239 37V35H237ZM246 36H247V35H246ZM252 36H253V35H252ZM30 37H31V36H30ZM35 37H36V36H35ZM41 37H42V36H41ZM53 37H54V36H53ZM72 37H73V36H72ZM89 37H90V36H89ZM102 37H103V36H102ZM136 37H137V36H136ZM151 37H152V35H151ZM151 37L149 36V38H151ZM153 37H154V36H153ZM153 37H152V38H153ZM181 37H182V35H181ZM195 37H196V36H195ZM234 37H236V36L234 35ZM253 37H254V36H253ZM259 37H260V36H259ZM262 37H263V36H262ZM3 38H4V37H3ZM14 38H15V37H14ZM43 38H44V37H43ZM81 38H82V37H81ZM154 38H155V37H154ZM182 38H183V37H182ZM187 38H188V37H187ZM207 38H208V37H207ZM207 38H206V39H207ZM228 38H229V37H228ZM230 38H232V37H230ZM51 39H52V38H51ZM75 39H76V38H75ZM89 39H90V38H89ZM93 39H94V37H93ZM133 39H134V38H133ZM146 39L144 38L142 41L144 42V40H146ZM157 39H158V38H157ZM159 39H160V38H159ZM165 39H166V38H165ZM165 39H164V40H165ZM210 39H212V38H210ZM214 39H218V38H214ZM219 39H220V38H219ZM232 39H233V38H232ZM243 39H244V38H243ZM246 39H247V38H246ZM248 39H247V40H248ZM253 39H254V38H253ZM45 40H46V39H45ZM77 40H78V39H77ZM164 40H163V43H164ZM174 40H176V39H174ZM199 40H200V39H199ZM244 40H245V39H244ZM244 40H243V42H244ZM260 40H261V39H260ZM30 41H31V39H30ZM30 41H29V42H30ZM35 41H36V40H35ZM74 41H75V40H74ZM80 41H81V40H80ZM90 41H91V40H90ZM137 41H139V40H137ZM160 41H161V40H160ZM196 41H197V40H196ZM201 41H202V40H201ZM215 41H216V42H215ZM218 41H219V40H218ZM218 41H217V40H214V44L218 43ZM256 41H257V40H256ZM2 42H3V41H2ZM14 42H15V41H14ZM40 42H41V40H40ZM48 42H49V41H48ZM57 42H58V41H57ZM72 42H73V41H72ZM134 42H135V41H134ZM179 42H180V41H179ZM181 42H182V41H181ZM186 42H188V41H186ZM228 42H230L229 44H232V41L228 40ZM234 42H235V41H234ZM247 42H246V43H247ZM257 42H258V41H257ZM263 42H264V41H263ZM8 43H9V42H8ZM27 43H28V41H27ZM70 43H71V42H70ZM82 43H83V42H82ZM84 43H85V42H84ZM141 43H140V44H141ZM163 43H161V44L159 43V44L162 45ZM168 43L170 44V42H168ZM168 43H167V44H168ZM174 43H175V42H174ZM205 43H206V42H205ZM209 43H210V41H209ZM260 43H261V42H259L258 44H260ZM33 44H34V43H33ZM35 44H36V42H35ZM35 44H34L33 46H35ZM42 44H43V43H42ZM121 44H122V43H121ZM127 44H128V43H127ZM138 44H139V43H138ZM190 44H191V43H190ZM202 44H204V42H203ZM28 45H29V44H28ZM74 45H75V44H74ZM113 45H114V44H113ZM124 45H125V43H124ZM136 45H137V44H136ZM136 45H135V46H136ZM149 45H148V46H149ZM171 45H172V44H171ZM176 45H177V44H176ZM180 45H181V44H180ZM210 45H212V44L210 43ZM210 45L208 44V47H209V48L211 47ZM247 45H248V46H247ZM263 45H264V43H263ZM10 46H11V45H10ZM24 46H25V45H24ZM142 46H141V47H142ZM148 46H147V47H148ZM158 46H159V45H158ZM165 46H166V45L164 44V47H165ZM167 46H168V45H167ZM167 46H166V47H167ZM191 46H192V45H191ZM194 46H195V45H194ZM202 46H203V45H201V47H202ZM214 46H215V45H214ZM217 46H218V45H217ZM221 46H222V45H221ZM230 46H232V45H230ZM230 46L227 45L226 47L224 46V48H225L227 51H229L228 49H230ZM237 46H238V47H237ZM261 46H262V45H261ZM261 46H260V49L263 48V46H262V47H261ZM36 47H37V45L35 46V49H36ZM40 47H41V46H40ZM44 47H45V46H44ZM61 47H62V46H61ZM106 47H107V46H105V48H106ZM150 47H152V45H151ZM153 47H154V46H153ZM153 47H152V48H153ZM159 47H160V46H159ZM164 47H163V49L165 50L166 47H165V48H164ZM192 47H193V46H192ZM201 47H200V48H201ZM239 47H241V48L238 49ZM255 47L257 48L256 45H255ZM1 48H2V47H1ZM4 48H5V47H4ZM56 48H57V46H56ZM58 48H59V47H58ZM66 48H67V47H66ZM70 48H72V47H70ZM86 48H87V47H86ZM90 48H91V47H90ZM129 48H130V47H129ZM136 48H137V47H136ZM142 48L144 49V47H142ZM157 48H158V47H157ZM157 48H156V49H157ZM160 48H161V47H160ZM179 48H180V47H179ZM200 48H199V49H200ZM218 48H221V47H218ZM256 48H255V49H256ZM258 48H259V47H258ZM13 49H14V48H13ZM24 49H27V48L24 47ZM44 49H45V48H44ZM138 49H139V48H138ZM140 49H141V48H140ZM140 49H139V50H140ZM146 49H148V48H146ZM168 49H169V48H168ZM168 49H166V50H168ZM175 49H176V48H175ZM181 49H184V48H181ZM222 49H223V48H222ZM225 49H224V51H225ZM260 49H259V50H260ZM29 50H30V49H29ZM63 50H64V49H63ZM66 50H67V49H66ZM84 50H85V49H84ZM89 50H90V49H89ZM105 50H106V49H105ZM133 50H134V49H133ZM144 50H145V49H144ZM150 50H152V49L150 48ZM150 50H149V51H150ZM158 50H159V49H158ZM158 50H156V51H158ZM160 50H161V49H160ZM160 50H159V51H160ZM164 50H163V51L161 50V51H162L161 54H162L163 52H166V50H165V51H164ZM201 50H203V49L201 48ZM201 50H200V52H201ZM211 50H212V54H213L214 49L211 48ZM242 50L239 52V56H238V58H239L240 56H242L241 54H244V55H245V53L247 54L248 51H251V50H254V49H253V47H252L250 50H248V51L245 52V53H244V51H242ZM256 50H257V49H256ZM262 50H263V52H264V48H263ZM24 51H26V50H24ZM72 51H73V50H72ZM76 51H77V50H76ZM97 51H98V49H97ZM107 51H108V49H107ZM109 51H111V50H109ZM130 51H131V50H130ZM130 51H129V52H130ZM142 51H143L142 49H141L140 52L137 51V52L140 53V57H141V55H142V54H141ZM147 51H148V50H146L145 53H149V51H148V52H147ZM181 51H182V50H181ZM189 51H190V50H189ZM189 51H188V52H189ZM227 51H226V52H227ZM260 51H261V50H260ZM260 51H257V52H260ZM9 52H10V51H9ZM46 52H47V51H46ZM132 52H135V51H132ZM137 52H136V53H137ZM169 52H170V51H169ZM172 52H173V51H172ZM185 52H186V49H185ZM202 52H203V51H202ZM206 52H207V51H206ZM209 52H210V54H211V51H209ZM209 52H207L206 54L208 55ZM232 52H233V53H230V54H234V55L237 56V54H238L237 52H236V53H234V51H232ZM241 52H243V53H241ZM257 52H256V53H257ZM263 52H262V53H263ZM38 53H39V52H38ZM64 53H65V52H64ZM66 53H67V52H66ZM69 53H70V52H69ZM85 53H86V52H85ZM98 53H100V52H98ZM136 53H135V54H136ZM142 53H144V52H142ZM157 53H159V52H157ZM157 53H156V54L154 53V54L157 55ZM174 53H175V52H174ZM194 53H196V52H194ZM198 53H199V52H198ZM204 53H205V52H204ZM214 53H215V51H214ZM227 53H229V52H227ZM240 53H241V54H240ZM252 53H253V51H252ZM260 53H261V52H260ZM262 53H261V54H262ZM25 54H26V53H25ZM47 54H48V53H47ZM53 54H54V53H53ZM74 54H76V53H74ZM83 54H84V53H83ZM108 54H109V53H108ZM132 54H133V53H132ZM152 54H153V53H152ZM152 54H151V55H152ZM161 54H159V55H161ZM212 54H211V55H212ZM258 54H259V53H258ZM258 54H257V55H258ZM61 55H62V54H61ZM84 55H85V54H84ZM95 55H97V54H95ZM106 55H107V52H106ZM129 55H130V54H129ZM133 55H134V54H133ZM133 55H132V56H133ZM148 55H149V54H148ZM155 55H154V56H155ZM164 55H165V54H163V56H161V57H163L162 60L164 59ZM167 55H168V53H167L165 56H167ZM197 55H200V54H197ZM207 55H206V56H207ZM211 55H210V56H211ZM213 55H214V54H213ZM225 55H227V57H228L229 54H225ZM248 55L250 56L251 53L248 54ZM11 56H12V55H11ZM18 56H19V55H18ZM28 56H29V55H28ZM37 56H38V55H37ZM57 56H59V55H57ZM90 56H91V55H90ZM142 56H143V55H142ZM169 56H170V55H169ZM182 56H183V55H182ZM184 56H185V55H184ZM201 56H202V55H201ZM210 56H208V59L210 58ZM252 56H254V55H252ZM260 56H261V57H260L261 59H259V60H262V56L264 57V54H263V55H260ZM77 57H79V56H77ZM80 57H81V56H80ZM120 57H121V56H120ZM129 57H130V56H129ZM157 57H159V56H157ZM157 57H156V58H157ZM161 57H160V58H161ZM179 57H180V56H179ZM203 57H204V56H203ZM213 57H214V56H213ZM215 57H216V55H215ZM223 57H226V56H223ZM223 57H221V60H223ZM227 57H226V58H227ZM242 57H243V56H242ZM242 57H240V58L238 59V61H239ZM66 58H67V57H66ZM89 58H90V57H89ZM106 58H107V57H106ZM134 58H135V60H136V57H134ZM154 58H155V57H153V59H154ZM156 58H155V60H156ZM177 58H178V57H177ZM192 58H193V57H192ZM199 58H200V56H199L198 58L196 57V59L200 60ZM206 58H207V57H206ZM229 58H230V55H229ZM229 58H228V59H229ZM232 58H233V57H232ZM232 58L229 59V60H230V64L233 62L232 60H234V59H232ZM243 58H244V57H243ZM243 58H242V60H243ZM248 58H249V57H248ZM257 58H259V56H257ZM34 59H36V58H34ZM112 59H113V58H112ZM125 59H126V57H125ZM131 59H133V57L129 59V63L131 64V67L135 66L133 69H136L137 67H136V65H135L134 63H138V62H136L134 59H133V60H134L135 62H134V61H131ZM146 59H147V58H146ZM157 59H158V58H157ZM196 59H195V60H196ZM215 59H218V57L215 58ZM228 59H226V60H228ZM250 59H251V57H250ZM255 59H256V58L254 57L253 60H255ZM38 60H40V59H38ZM72 60H73V59H72ZM90 60H91V59H90ZM137 60H139V57L137 58ZM150 60H151V59H150ZM150 60H149V61H150ZM160 60H161V59H160ZM162 60H161V61H162ZM166 60H167V59H166ZM186 60H187V59H186ZM204 60H205V59H204ZM206 60H207V59H206ZM226 60H225V61H226ZM235 60H237V59H235ZM263 60H264V59H263ZM263 60L261 61V63L263 62ZM49 61H50V60H49ZM58 61H59V60H58ZM97 61L99 62V60H97ZM122 61H123V60H122ZM143 61H144V60H143ZM146 61H147V60H146ZM149 61H148V62H149ZM158 61H159V60H158ZM158 61H157V62H158ZM164 61H165V60H164ZM164 61H162V62H164ZM210 61H211V60H210ZM214 61H216V60H214ZM238 61H237V63H238ZM257 61H258V60H257ZM22 62H23V61H22ZM24 62H25V60H24ZM45 62H46V61H45ZM64 62H65V61H64ZM74 62H75V61H74ZM118 62H119V61H118ZM131 62H133V63H131ZM150 62H152V60H151ZM153 62H154V61H153ZM153 62H152V63H153ZM172 62H173V61H172ZM177 62H178V61H177ZM184 62H185V61H184ZM193 62H196V61H193ZM203 62H204V61H203ZM205 62H206V61H205ZM235 62H236V61H235ZM17 63H18V62H17ZM17 63H16V67H15V68H18V67H17ZM31 63H32L33 65L36 64V63H34V60H33ZM90 63H91V62H90ZM99 63H101V62H99ZM119 63H120V62H119ZM129 63H126V64H129ZM139 63L141 64V63H143V62H139ZM159 63H160V61H159ZM164 63H165V62H164ZM186 63H187V62H186ZM190 63H191V62H190ZM207 63L209 64L210 62H207ZM207 63H206V66H207ZM226 63H227V62H226ZM226 63H225V64H226ZM240 63H241V62H240ZM255 63H256V62H255ZM1 64H2V63H1ZM3 64H4V63H3ZM23 64H24V63H23ZM26 64H27V63H26ZM70 64H71V63H70ZM91 64H92V63H91ZM105 64H106V63H105ZM117 64H118V63H117ZM132 64H133V66H132ZM143 64H144V63H143ZM155 64H156L157 67L153 64L154 66L152 65V66H153L152 70H153V69L160 68V66L158 67L159 64H158V65H157V63H155ZM167 64H168V63H167ZM204 64H205V63H204ZM233 64H234V62H233ZM257 64H258V62H257ZM259 64H260V63H259ZM259 64H258V65H259ZM263 64H264V63H263ZM263 64H260V65H263ZM18 65H19V64H18ZM46 65H47V64H46ZM53 65H54V64H53ZM62 65H63V64H62ZM95 65H96V64H95ZM119 65H120V64H119ZM119 65H118V66H119ZM121 65H122V64H121ZM162 65H163V67H161V68H162V72H161V73H162V76L160 77V75H159V77H160L161 79L157 77L158 74H160L161 69H160V71L158 70L159 72H156V71H154V70H153L154 73L152 72V74H155V72L158 73V74H156V78H157L159 81H161V82L159 83L158 80H155V82L157 81V82L161 85V84L164 83V82H162V81H163V78H164V80L167 79V78H169V79H167V81H165V84H166L167 82H169L168 80H170V82H169V84H170V83H171V79H170V78H172V77L169 76L170 73H168V71H169L168 69L173 68V67H169V68L166 69L165 67H166L167 65L164 66L165 64H163V63H162ZM194 65H195V63H193L192 66H194ZM196 65L198 66L197 62H196ZM196 65H195V66H196ZM209 65H210V64H209ZM209 65H208V68H209ZM213 65H214V64H212V66H213ZM226 65H227V66H226V69H227V70H228V67H232V65H228V63H227ZM234 65H235V64H234ZM241 65H242V64H241ZM254 65H255V64H254ZM260 65L258 66L257 69H255V67H254L253 69L256 70V71H259V72L262 71V69L264 70V66H263V68H261L262 66H260ZM21 66H22V65H21ZM24 66H25V65H24ZM57 66H58V65H57ZM126 66H127V65H126ZM128 66H129V65H128ZM128 66H127L126 70H124V71L127 72V74L121 75V78H120V79L122 80V82H123V80L125 81L124 76L127 78L128 81H130V79L133 77V75H131V74H132V73H135L134 70H133V72L130 74L129 72H131L132 70H131V71H130V70H127V69H128ZM187 66H188V65H187ZM190 66H191V65H190ZM190 66H189V68H190ZM195 66H194V68H195ZM255 66H256V65H255ZM28 67L30 68L29 65H28ZM31 67H32V66H31ZM35 67H36V65L32 67L33 70L35 69ZM100 67H101V65L99 66V68H100ZM108 67H109V66H108ZM122 67H123V66H122ZM154 67H156V68H154ZM204 67H205V66H204ZM210 67H211V65H210ZM214 67H215V66H214ZM234 67H235V66H234ZM243 67H244V65H243ZM248 67H249V66H248ZM248 67H247V68H248ZM259 67L261 68V70H258ZM11 68H12V67H11ZM37 68H38V67H37ZM52 68H54V67H52ZM66 68H67V67H66ZM69 68H70V67H69ZM93 68H95V67H93ZM124 68H125V67H124ZM124 68H122V69H124ZM146 68H147V67H146ZM146 68H145V69H146ZM148 68H149V66H148ZM150 68H151V66H150ZM177 68H178V67H177ZM191 68H192V67H191ZM201 68H202V67H201ZM236 68H237V67H236ZM249 68H250V67H249ZM18 69H19V68H18ZM21 69H22V68H21ZM131 69H132V68H131ZM140 69H141V68H140ZM164 69L167 70V73H168L167 75H168V76L166 75V72H165L166 70H164ZM174 69H175V67H174ZM196 69H197V67H196L195 69H191L192 71H191L190 69H188V72L186 71V73H189V70H190L191 72L188 74V76L190 75V77H188L187 75H185V76H187V77L189 78V80H190V78L193 76V77H192V79H193V78H194V73H193V75H191V74H192V72H193L194 70L196 71ZM198 69H199V67H198ZM204 69H205V68H204ZM213 69H214V68H213ZM226 69H225V70H226ZM243 69H244V68H243ZM253 69L251 68V71H252ZM15 70H16V69H15ZM39 70H40V68H39ZM44 70H45V69H44ZM51 70H52V69H51ZM61 70H62V69H61ZM115 70H116V69H115ZM149 70H150V69H149ZM163 70H164L165 73L163 72ZM199 70H201V69H199ZM211 70H212V68H211ZM211 70H209V71H210L211 73H214V72L216 71V67H215V69H214L215 71H211ZM227 70H226V71H227ZM229 70H230V69H229ZM22 71H23V70H22ZM56 71H57V70H56ZM78 71H79V70H78ZM91 71H92V70H91ZM120 71H121V68H120ZM128 71H129V72H128ZM141 71H142V70H141ZM150 71H151V70H150ZM173 71H174V70H173ZM173 71H172V72H173ZM203 71H204V70H203ZM12 72H13V71H12ZM17 72H18V70H17ZM19 72L21 73V71H19ZM25 72H26V71H25ZM31 72H32V71H31ZM31 72H30V73H31ZM45 72H46V71H45ZM76 72H77V71H76ZM88 72H89V71H88ZM100 72H101V71H99V73L97 74L96 80L98 79V77L100 78V77L104 76V75L100 76V74H102V73H100ZM114 72H115V71H114ZM126 72H125V73H126ZM176 72H177V71H176ZM253 72H254V73H250V74H252V76L255 75V73H256L255 71H253ZM28 73H29V71H28ZM48 73H49V71H48ZM122 73H123V72H122ZM136 73H137V72H136ZM138 73H139V72H138ZM145 73H146V72H145ZM204 73H205V72H204ZM204 73H203V74H204ZM216 73H218V71H216ZM216 73L213 74V75H216ZM225 73H227V72H225ZM257 73H258V72H257ZM257 73H256V74H257ZM12 74H13V76L15 75L14 72H13ZM12 74H10V76H11ZM16 74H17V73H16ZM51 74H52V73H51ZM67 74H68V72H67ZM91 74L94 75L95 73L93 74V71H92ZM114 74H115V73H114ZM120 74H121V72H120ZM120 74H119V76H120ZM147 74H148V73H147ZM150 74H151V73H150ZM152 74H151V75H152ZM163 74L166 75V76L163 77V76H164ZM173 74H174V73H173ZM176 74H177V73H176ZM180 74H181V73H180ZM184 74H185V73H184ZM198 74H199V73H198ZM201 74H202V72H201ZM201 74H200V75H201ZM206 74H207V68H206ZM238 74H239V73H238ZM261 74H262V77L260 76V73H258V75H259V76L261 77V79H262V78H263V73H261ZM5 75L7 76V74H5ZM17 75H19V74H17ZM17 75H15V76H17ZM26 75H27V74H26ZM26 75H25V77H26ZM30 75H31V74H30ZM32 75H33V74H32ZM82 75H83V74H82ZM126 75H130V76H131V77L129 76L130 79H128V77H127ZM195 75H196V74H195ZM213 75L211 76L210 79H212ZM225 75H226V74H225ZM6 76H5V77H6ZM13 76H12V77H13ZM28 76H29V75H28ZM49 76H50V74H49ZM65 76H66V75H65ZM73 76H74V75H73ZM105 76H106V75H105ZM105 76H104V77H105ZM140 76H141V74H140ZM148 76H150V75H148ZM152 76L154 77L155 75H152ZM171 76H172V75H171ZM173 76H174V75H173ZM204 76H206V75H204ZM204 76L201 75L202 78H203ZM207 76H208V74H207ZM209 76H210V74H209ZM223 76H224V74H223ZM246 76H247V75H246ZM249 76H250V75H249ZM259 76H258V77L256 76V77H254V78H255V79H256V78L258 79ZM12 77H11V78H12ZM22 77L24 78V76H22ZM22 77H21V78H22ZM55 77H56V76H55ZM83 77H84V76H83ZM85 77H86V76H85ZM88 77H90V76H88ZM109 77H110V76H109ZM117 77H118V76H117ZM122 77H123V79H122ZM153 77L150 78V81H151L150 84H151L152 82L155 83L154 81H152V79L155 78V77H154V78H153ZM162 77H163V78H162ZM166 77H167V78H166ZM179 77H180V76H179ZM215 77H216V76H215ZM18 78H19V77H17V79H18ZM21 78H20L19 80H21ZM23 78H22V79H23ZM32 78H33V77H32ZM67 78H68V77H67ZM92 78H93V77H92ZM134 78H135V77H134ZM136 78H137V77H136ZM188 78H187V80H186V84H187V82H188ZM202 78L199 79L201 82H203V79H205V78H203V79H202ZM218 78H219V77H218ZM220 78H221V77H220ZM222 78H225V80H227V79H226V78H227L226 76H225V77H222ZM222 78H221V79H222ZM246 78H247V77H246ZM251 78L254 80L253 77H251ZM24 79H25V78H24ZM68 79H69V78H68ZM79 79H80V78H79ZM141 79H142V78H141ZM181 79H182V78H181ZM192 79H191V80H192ZM194 79H195V78H194ZM213 79H214V77H213ZM213 79H212V83L214 82ZM261 79L259 78L260 81L255 80V83H257V82H259V83L262 82V84H263V81H261ZM15 80H16V78H15ZM28 80H29V79H28ZM30 80H31V79H30ZM36 80H37V79H36ZM74 80H75V78H74ZM80 80H81V79H80ZM91 80H92V79H91ZM94 80H95V79H94ZM96 80H95V81H96ZM104 80H105V79H104ZM137 80H138V79H137ZM147 80H149L148 77H147ZM191 80H190V81H191ZM208 80H209V79H208ZM230 80H232V79H230ZM249 80H250V79H249ZM262 80H263V79H262ZM16 81L18 82V80H16ZM23 81L26 82L25 80H23ZM72 81H73V80H72ZM86 81H88V80H86ZM86 81H85V82H86ZM99 81H100V79H99ZM101 81H102V80H101ZM108 81H109V79H108ZM118 81H119V78H118L117 81H115V82H118ZM128 81H125V82H127L126 84H128ZM132 81H133V80H132ZM190 81H189V83H190ZM200 81L197 80L198 85H196V87H195L196 89L199 88V87L197 88V86H199V85L201 86V84H200L201 82H200ZM256 81H257V82H256ZM24 82H23V83H24ZM35 82H36V81H35ZM37 82H38V81H37ZM51 82H52V80H51ZM68 82H69V81H68ZM75 82H76V81H75ZM96 82H97V81H96ZM96 82H95V83H96ZM136 82H137V81H136ZM144 82H145V81H144ZM174 82H175V81H174ZM174 82H173V83H174ZM183 82H184V81H183ZM192 82H193V81H192ZM206 82H207V81H206ZM226 82H227V81H226ZM8 83H9V82H8ZM18 83H19V82H18ZM18 83H17V84H18ZM70 83L72 84V82H70ZM103 83H104V82H103ZM107 83H108V82H107ZM120 83H121V81H120ZM120 83L118 82V84L116 83V85H118V86H119V85H123L124 82H123L122 84H120ZM129 83H131V82H129ZM179 83H180V82H179ZM179 83H178V84H179ZM184 83H185V82H184ZM203 83H204V82H203ZM209 83H211L210 80H209ZM212 83H211V84H212ZM255 83L252 84V87H253V86L255 87V85H256ZM9 84H10V85H8V86H11V82H10ZM14 84H15V83H14ZM37 84H38V83H37ZM66 84H67V83H66ZM91 84H92V82H91ZM93 84H94V83H93ZM139 84H140V83H139ZM141 84H142V83H141ZM159 84H156L155 86H152V85H154V84H151V85H149V86H151V87H150L151 89H153L154 87L157 86V87H156V89H157L158 86H159ZM165 84H163V86L161 85V87H159V88H161V89H160L161 91H160L159 93L162 94V95H160V94L158 93L159 89H158V91H157L156 89H153L154 91H157V92H154V91H152V90L148 87V89H150V92L146 90V91L148 92V93H146V94L148 95L149 93L152 92V94H150V97L153 95L151 98H148V99H150V101L152 100V102H153L156 98H157V99L159 98V97H158L159 95H160V98H161V96H163V93H164V92H162V89L165 87ZM167 84H168V83H167ZM211 84H210V85H211ZM214 84H215V83H214ZM214 84H213V86H215ZM216 84H217V83H216ZM230 84H232V83H230ZM236 84H237V83H236ZM248 84H249V83H248ZM21 85L24 86L23 84H21ZM30 85H31V84H30ZM55 85H56V84H55ZM97 85H98V86H97V89H98V87H99L100 85H99L98 83H97ZM116 85H115L116 88H113V91L116 90V89H119L118 91H120L123 87H125V83H124V85L122 86L121 89H120V87H118V86H116ZM130 85H131V84H130ZM173 85H174V84H172V86H173ZM189 85H190V84H189ZM206 85H207V84H206ZM210 85H209V87H206V88H207V89H206V92H207V93H206V92H205V93H206V95H207V94H208V95H212V97H213L214 94H211L210 92H213V93H214V91H210V92L207 91V90H210V87L213 88V86H210ZM234 85H235V83L233 84V86H234ZM239 85H240V84H239ZM259 85H261V84H259ZM6 86H7V85H6ZM67 86H68V85H67ZM81 86H82V85H81ZM91 86H92V85H91ZM94 86L96 87V85H94ZM94 86H93V87H94ZM142 86H143V85H142ZM146 86H147V85H146ZM169 86H171V84H170ZM187 86H188V85H187ZM187 86H186V87H187ZM191 86H192V85H191ZM13 87H14V86H13ZM16 87H17V86H16ZM30 87H31V86H30ZM57 87H58V86H57ZM75 87H76V86H75ZM85 87H86V86H85ZM95 87H94V88H95ZM117 87H118V88H117ZM127 87H128V86H127ZM127 87H125V89H126ZM133 87H134V86H133ZM152 87H153V88H152ZM167 87H168V86H167ZM167 87H165V88H167ZM175 87H176V85H175ZM183 87L185 88V85H183ZM183 87H182V88H183ZM235 87H236V86H235ZM237 87H238V86H237ZM247 87H248V86H247ZM257 87H258V85H257ZM7 88H8V87H7ZM17 88H18V87H17ZM65 88H66V87H65ZM94 88L90 91L91 93L96 92V91H94V90H97V89H94ZM104 88H105V87H104ZM108 88H109V87H108ZM168 88H169V87H168ZM173 88H174V87H173ZM188 88H189V86H188ZM188 88H186V89L188 90ZM212 88H211V89H212ZM214 88H215V90H217V91H215V92L217 93V92H218V87L215 86ZM214 88H213V89H214ZM226 88H227V87H226ZM13 89H14V88H13ZM13 89H12V90H13ZM21 89H22V88H21ZM21 89H20V90H21ZM24 89H25V88H24ZM72 89H73V88H72ZM76 89H77V87H76ZM88 89H89V88H88ZM111 89H112V88H111ZM125 89H122V90H125ZM170 89H171V88H170ZM170 89H169V90H170ZM189 89H190V88H189ZM252 89H253V88H252ZM257 89H258V90H259V89H262V85H261V88L258 87ZM12 90H11V91H12ZM20 90H19V91H20ZM50 90H52V88H51ZM89 90H90V89H89ZM100 90H101V91L103 90L102 87H101ZM100 90H99V91H100ZM130 90H131V89H130ZM164 90H166V89H163V91H164ZM167 90H168V89H167ZM167 90H166V91H167ZM232 90H235V88L232 89ZM254 90H256V88H255ZM258 90H257V93L259 92V94H260V91H262L263 89H262V90H259V91H258ZM23 91H24V90H23ZM54 91H55V90H54ZM79 91H80V90H79ZM81 91H82V90H81ZM99 91H98V92H99ZM106 91L108 92V90H106ZM106 91H105V92H106ZM110 91H111V90H110ZM110 91H109V93H107V94H110ZM166 91H165V93H166ZM171 91H172V89H171ZM182 91H183V90H182ZM192 91H193V90H192ZM194 91H195V89H194ZM194 91H193V93H194L193 95L195 96V92H194ZM7 92H8V91H7ZM13 92H14V91H13ZM16 92H17V91H16ZM35 92H36V91H35ZM44 92H45V91H44ZM49 92H50V91H49ZM63 92H64V91H63ZM82 92H84V91H82ZM98 92H97V93H98ZM105 92H104V93H105ZM115 92H116V93H115ZM115 92H114V93L117 94V91H115ZM120 92H121L120 96H122L123 93H122V91H120ZM123 92H124V91H123ZM129 92H130V91H129ZM161 92H162V93H161ZM196 92H197V91H196ZM201 92H202V91H201ZM203 92H204V91H203ZM230 92H232V91H230ZM235 92H236V91H235ZM253 92H254V91H253ZM255 92H256V91H255ZM5 93H6V91L4 92V94H5ZM14 93H15V92H14ZM17 93H18V92H17ZM45 93H47V92H45ZM71 93H72V92H71ZM91 93H90V95H91L90 97H94V100H93V101H95V103H96V101H97L98 104L100 103L99 106H98V104H96V106H95V105L93 106V107L96 108V111L99 112V110H100V112H101V113L99 112L100 114H103L102 111H101L102 109H99V108H98V107L101 108V103H102L101 100H102V99H103L102 107H107V108H106L107 110L105 111L106 114L108 113V112H107L108 109H110V108H113V109H114V108H115V107H114V105H115L114 103L118 102V104H120V103H119V99H120V98H118V96H116L115 94H113V92H112L113 96L115 95L114 97L117 98L118 101H115V99L113 98L114 101H115V102H114L113 99L110 98L111 101H110V99H108V100L110 101V102H108V100L105 99V98H107L106 95H105V97H102V99L99 100L100 102H98V100L95 99V98H96V95H95L96 93L94 94L95 96L92 95ZM102 93H103V92H102ZM153 93H155V95H154ZM175 93H177V91H176ZM175 93H174V94H175ZM189 93H190V92H188L187 95H189ZM191 93H192V92H191ZM216 93H215V94H216ZM251 93H252V91H251ZM25 94H26V93H25ZM28 94H29V93H28ZM39 94H40V93H39ZM53 94H54V93H53ZM82 94H83V93H82ZM146 94H144V95H146ZM157 94H158V95H157ZM172 94H173V92H172ZM201 94H202V93H201ZM259 94H258V96L261 97L262 94H261V96H260ZM6 95H7V93H6ZM11 95H12V94H11ZM18 95H20V94H18ZM21 95L23 96V94H21ZM35 95H36V94H35ZM51 95H52V93H51ZM75 95H76V91H75ZM80 95H81V94H80ZM84 95H85V93H84ZM101 95H102V94H101V92H100V97H99V98H101ZM110 95H111V94H110ZM117 95H118V94H117ZM144 95H143V96H144ZM167 95H168V94H167ZM167 95H165V97L163 96L166 100L169 99V98H168L169 95H168V96H167ZM175 95H176V94H175ZM183 95H184V94H183ZM193 95L191 94V98H192V99H193ZM198 95H199V94H198ZM202 95H203V96H206V95H204V93H203ZM228 95H229V94H226V97H228ZM233 95H234V93H232V96H233ZM240 95H241V94H240ZM249 95H250V94H249ZM252 95H253V93L251 94V96H252ZM255 95H256V93H255ZM9 96H10V94H9ZM9 96H7V97H9ZM22 96H21V97H22ZM24 96H25V95H24ZM44 96H45V95H44ZM54 96H55V95H54ZM57 96H58V95H57ZM97 96H98V94H97ZM123 96H124V95H123ZM135 96H136V95H135ZM148 96H149V95H148ZM154 96H157V97L153 98ZM200 96H201V95H200ZM232 96H230V97H232ZM241 96H242V95H241ZM251 96H249L250 98H252V99H250V101H249L248 98H247V100H248L249 102H251V100H252V101L255 100V98L258 97L257 95H256V97L254 96V98L251 97ZM21 97H20V99H21ZM26 97H27V95H26ZM166 97H167V98H166ZM170 97H171V96H170ZM172 97H173V96H172ZM189 97H190V95H189ZM189 97H188V98L185 97V98H187L188 101H189V99H191V98H189ZM207 97H208V96H206V98H207ZM210 97H211V96H210ZM210 97H208V98H210ZM212 97H211V98H212ZM5 98H6V96H5ZM5 98H4V99H5ZM14 98L16 99V96H15ZM23 98H24V97H23ZM23 98H22V99H23ZM50 98H51V97H50ZM52 98H53V97H52ZM61 98H62V97H61ZM77 98H78V97H77ZM77 98H74V99H77ZM83 98H84V97H83ZM99 98H98V99H99ZM146 98H147V96L145 97V101H146ZM160 98H159L158 101H161V102L163 101V106H162V107L166 106L167 104L165 105V100H162L163 98H162V99H160ZM178 98H179V97H178ZM201 98H203V97H201ZM206 98H203V100H204L203 102H206V104H204V103H203V104H204L205 106H206V105H207V106L209 105V111H210V104H211V102L208 104V102H207V101H208V100H207L208 98H207V99H206ZM222 98L225 99V97H222ZM261 98H264V97L262 96ZM261 98H259V100H258V98H257V101H258V102H259V101L262 102V100H260ZM4 99H3V100H4ZM31 99H32V98H31ZM37 99H38V98H37ZM68 99H70V98H68ZM91 99H93V98H91ZM130 99H132V98H130ZM153 99H154V100H153ZM180 99H181V98H180ZM194 99H197V98H194ZM205 99H206V101H205ZM236 99H237V98H236ZM243 99H244V98H243ZM9 100H10V99H9ZM16 100H17V99H16ZM28 100H29V99H28ZM33 100H34V99H33ZM41 100H42V98H41ZM77 100H78V99H77ZM87 100H88V99H87ZM105 100L108 102L107 104H111V103H113V106L110 105L111 107L108 108L109 105H108V106L105 105V104H106V103H104ZM200 100H201V99H200ZM210 100H212V99H209V101H210ZM221 100H222V99H221ZM225 100H226V99H225ZM225 100H223V101L225 102ZM233 100H235V99L233 98ZM238 100H239V99H238ZM5 101H6V100H5ZM25 101H26V100H25ZM54 101H56V100H54ZM83 101H84V100H83ZM89 101H92V100H89ZM93 101H92V103H90V102H89V103L92 105V104H94ZM112 101H113V102H112ZM123 101H124V100H123ZM142 101H143V100H142ZM147 101H148V100H147ZM147 101H146V102H147ZM150 101H149V102H150ZM158 101H156V103H155V102H153V103L151 102L152 105H149V102H147V103H148V105H147V107H148L147 113H149V114L151 113V114H150V117L148 118L147 116H149V114L147 115V113H146V115H143V116H145V117L147 118L146 121H144L143 119H141V118L143 117V116H142V117H140V120H143V121H140V120H139L140 122H142V123L145 122V123L147 124V122H148L147 120H150V118H152V116H153L152 114H153V110L155 109L154 107L156 106V104L159 105V106L156 107V109H157L158 107H159V108L161 107L160 104H162V103H161V102H158ZM167 101H168V100H167ZM167 101H166V103H168L170 100H169L168 102H167ZM185 101H187V100H185ZM188 101H187L188 106H185V108H186V107H190V106H189V103H191V104L193 103V102H191L192 100H191L189 103H188ZM223 101H221V102H223ZM228 101H230V99H229ZM255 101H256V100H255ZM255 101H254V102H255ZM13 102H14V101H13ZM29 102H30V101H29ZM56 102H57V101H56ZM58 102H59V101H58ZM79 102H80V101H79ZM84 102H85V101H84ZM87 102H88V101H87ZM87 102H86V105H87ZM137 102H138V101H137ZM146 102H145V103H146ZM180 102H181V101H180ZM201 102H202V100H201ZM224 102H223V103H224ZM254 102H253V104H251L252 106L249 104V105L251 106V108H253ZM2 103H4V102H2ZM10 103H11V102H10ZM10 103H9V104H10ZM16 103H17V101H15L13 104L16 105ZM44 103H45V102H44ZM89 103H88V105L91 106ZM121 103H122V102H121ZM139 103H140L139 106H141V105H142L141 102H138V104H139ZM145 103H144V101H143V104H145ZM151 103H150V104H151ZM159 103H160V104H159ZM170 103H171V102H170ZM182 103H183V102H182ZM195 103H196V102H195ZM198 103H199V101H198ZM223 103H222V104H223ZM235 103H236V101H235ZM235 103H234V106H235ZM255 103H256V102H255ZM0 104H1V102H0ZM77 104H78V103H77ZM103 104H104V105H103ZM126 104H127V103H126ZM133 104H134V103H133ZM135 104H136V103H135ZM138 104H137V105H138ZM154 104H155V105H154ZM168 104H169V103H168ZM187 104H184V105H187ZM225 104L227 105V103H225ZM237 104H238V102H237ZM237 104H236V105H237ZM247 104H248V102H247ZM256 104H258V103H256ZM260 104H261V103H259L258 105H260ZM32 105H33V102H32ZM36 105H37V104H36ZM49 105H51V103H50ZM65 105H66V104H65ZM170 105H171V104H170ZM196 105H198V104L196 103ZM200 105H202V104H199V105H198L199 107H197V108H198L199 110L197 109V112H199V114L201 113L200 115L202 116V115H203L202 113H203V112H206V110H207L208 108L205 107V106L203 105V106L205 107V111L202 109V111H203V112H202V111H200V110H201V108H202L203 106L201 107ZM211 105H212V104H211ZM226 105H225V107L223 108V110L226 109L225 112H228L227 110H228V108L230 107V105H229L227 108H226ZM242 105H244L243 107L246 106L245 104H242ZM249 105L246 106V107L244 108V110H243V107H242V110H241V109H239V110L237 109V111H238V112H239V111H240V112H241V111H243V112H244V111H247L246 114H253V113L255 114V111H254L255 109H254V108H253V110L250 109ZM5 106H6V105H5ZM12 106H13V105H12ZM40 106H42V105H40ZM72 106H73V105H72ZM89 106H87V107H89ZM97 106H98V107H97ZM129 106H130V105H129ZM150 106H151V108H150ZM153 106H154V107H153ZM191 106H192V105H191ZM237 106H238V105H237ZM256 106H257V105H254V107H256ZM2 107H4V104H3ZM17 107H19V106L17 105ZM31 107H32V106H31ZM81 107H82V106H81ZM87 107H86V108H87ZM93 107H91V109H92ZM120 107H122V106H120ZM141 107H142V106H141ZM141 107H140V109L143 108V107H142V108H141ZM144 107H145V108H144L143 112L145 113V109H147V108H146V106H144ZM167 107H168V106H167ZM167 107H165V108H167ZM172 107H173V106H172ZM181 107H183V106H181ZM200 107H201V108H200ZM204 107H203V108H204ZM211 107H212V106H211ZM222 107H223V106H222ZM239 107H241V106H239ZM0 108H1V107H0ZM9 108H10V107H9ZM53 108H54V107H53ZM62 108H63V107H62ZM66 108H67V107H66ZM86 108H85V109H86ZM117 108H118V105L116 104V109H117ZM126 108H127V107H126ZM136 108H137V107H136ZM183 108H184V107H183ZM195 108H196V107H195ZM235 108H236V106H235ZM247 108H249V109H247ZM5 109H6V108H5ZM10 109H12V108H10ZM97 109H99V110H97ZM113 109H111V110H109V111H112ZM116 109L114 110L115 112L112 111V114H109V115L111 116L112 119H113L112 116L115 117V114H116V112H117ZM138 109H139V108H138ZM149 109H150V110H149ZM151 109H153V110H151ZM180 109H182V108H180ZM186 109H187V108H186ZM186 109H185V110H186ZM189 109H190V108H189ZM189 109H187V110H189ZM212 109H213V108H211V110H212ZM230 109H232V107H230ZM230 109H229V111H230ZM259 109H261V107H260ZM259 109H258V107H257V111H258ZM262 109H264V108H262ZM2 110H3V108H2ZM7 110H8V109H7ZM7 110H6V111H7ZM14 110H15V109H12V111H9V110H8L9 112H7V113L9 114L10 112H13ZM16 110H17V109H16ZM31 110H32V109H31ZM46 110H47V109H46ZM64 110H65V108H64ZM71 110H72V109H71ZM76 110H77V109H76ZM78 110H79V109H78ZM80 110H81V109H80ZM83 110H84V108H83ZM87 110H88V111H84L85 113L88 112V113H86V114H85L84 112H82V113H84L85 117H86V115H88V114L91 112L90 107L87 108ZM93 110H95V109H92V111H93ZM134 110H135V109H134ZM174 110H175V109H174ZM176 110H177V109H176ZM185 110H184V113H185ZM187 110H186V112H188ZM220 110H221V109H220ZM223 110H222V112H223ZM235 110H236V109H235ZM248 110H249V111H248ZM17 111H19V109H18ZM22 111H23V110H22ZM41 111H42V110H41ZM44 111H45V110H44ZM53 111H55V110H53ZM66 111H67V110H66ZM66 111H65V112H66ZM89 111H90V112H89ZM96 111H93V112H91V113H93V115H94V113H95ZM131 111H132V110H131ZM141 111H142V110H141ZM150 111H151V112H150ZM156 111H157V110H156ZM161 111H163V109H162ZM180 111H181V110H180ZM193 111H194V110H193ZM207 111H208V110H207ZM237 111H236V112H237ZM257 111H256V113H257ZM262 111H263V110H261V112H258V113L260 114V113H262ZM14 112H16V111H14ZM14 112H13V113H10V114H14ZM20 112H21V109H20ZM28 112H29V111H28ZM30 112H31V111H30ZM139 112H140V110H138V112L135 111V113L138 114V116H137V115L135 116V114H133V115L135 116V119H136L137 117H138V119H139V115H140ZM166 112H168V111H166ZM190 112H192V110H190ZM211 112H212V111H211ZM211 112H206V113H204L205 115H206L207 113H208V114H207V116H205V117H204V115H203V119H199L201 116L199 117V114H197V115L195 114L193 119H196V120H197V118L199 117V118H198L199 123H200L202 120H203V122H204L206 119L208 120L207 117L212 116L211 114H209V113H211ZM230 112H232V111H230ZM230 112H229V113H230ZM238 112H237V113H238ZM240 112H239V115H240V116H241V115H244V119L242 118V116L239 117V115L237 114V115H238V118H239L238 120L241 119V121H242V119H243V121H244V120H247V119L249 118V120H247V122L249 121L248 123H250V124L253 123V122H250V121H251L250 119H252V116H249V117L247 118V115L244 114L245 112H244L243 114H242V112H241V113H240ZM251 112H252V113H251ZM3 113H4V112H3ZM38 113H39V112H38ZM72 113H73V112H72ZM113 113H114V115H113ZM154 113H156V112H154ZM158 113H159V112H158ZM195 113H196V111H195ZM220 113H221V112H220ZM232 113H233V112H232ZM232 113H230V114H232ZM4 114L7 116L6 112H5ZM17 114H18V113H17ZM36 114H37V113H36ZM43 114H44V112H43ZM69 114H70V113H69ZM96 114H97V112H96ZM96 114H95V118H96ZM100 114H98V116H97V118H96V119L99 118V119L97 120V122H95L96 120L93 121L92 118H90V121L92 120V121H93V122H92L93 124L97 123V127H99V128H101V124H100L101 121L105 120V119L107 118L106 116L108 115V114H107V115L105 114V115H106V116H105L104 114H103V115H100ZM128 114H130V113H128ZM161 114H162V115H160V113H159V115H160V116L162 117V119H163V118H164L163 115L165 114L164 111H163V113L161 112ZM182 114H183V113H182ZM182 114H181V115H182ZM226 114H227V113H226ZM254 114H253V117L256 115V114H255V115H254ZM259 114H257V116L254 117V118H253L254 120H252V121H255V122H257V123H258V122L260 123V121H258L259 119H257V118H260V117H261V115L259 116ZM1 115H2V114H1V112H0V116H1ZM5 115H4V116H5ZM78 115H79V114H78ZM80 115H82V114H80ZM93 115L91 114V116H93ZM109 115H108V117H109ZM118 115H119V113H118ZM120 115H121V114H120ZM123 115H124V114H123ZM141 115H142V114H141ZM151 115H152V116H151ZM159 115H158V116H159ZM166 115H167V114H166ZM208 115H209V116H208ZM221 115H223V114H221ZM235 115H236V114H235ZM235 115L233 114V116H235ZM245 115H246V117H245ZM262 115H263V114H262ZM2 116H3V115H2ZM4 116H3V118H4ZM11 116H12V115H11ZM14 116H16V117L14 118V122L16 123V122H17V119H16V118H18V117H17V115H14ZM18 116H19V115H18ZM29 116H31V115H29ZM76 116H77V114H76ZM100 116H101V117H100ZM103 116H104V117H103ZM116 116H117V114H116ZM121 116H122V115H121ZM128 116H129V115H128ZM183 116H184V115H183ZM192 116H193V115H192ZM196 116H197V117H196ZM215 116H216V115H215ZM219 116H220V114H219ZM225 116H226V115H225ZM233 116H230V118L234 119L235 117H237V116H235V117H233ZM9 117H10V115H9ZM21 117H22V116H21ZM65 117H66V116H65ZM70 117H71V116H70ZM70 117H69V118H70ZM72 117H73V116H72ZM72 117H71V118H72ZM93 117H94V116H93ZM105 117H106V118H105ZM119 117H120V116H119ZM155 117H157V115H156ZM168 117H169V116H168ZM186 117H187V116H186ZM212 117H214V114H213ZM220 117H223V120H224V116H220ZM3 118H2V119H3ZM5 118H6V119L3 120V123H4V121L7 120L8 117H5ZM12 118H13V117H12ZM12 118L10 117L9 120L12 119ZM27 118H28V117H27ZM62 118H63V116H62ZM79 118H80V116H79ZM79 118H78V119H79ZM86 118H87V119H86ZM86 118H85V119L88 120L89 116H87ZM100 118H101V120H100ZM102 118H105V119L102 120ZM116 118H118V117H115L114 119H116ZM173 118H174V117H173ZM178 118H179V119H182L183 117L180 118V116H179ZM178 118H177V120H178ZM190 118H191V117H188V119H190ZM204 118H205V119H204ZM210 118H211V117H210ZM245 118H247V119H245ZM262 118H264V117H262ZM15 119H16V121H15ZM18 119H19V118H18ZM36 119H37V118H36ZM72 119H73V118H72ZM81 119H82V116H81ZM107 119H108V118H107ZM109 119H110V118H109ZM112 119L109 120V121H110V124H112V121H115V120H112ZM126 119H127V118H126ZM144 119H145V118H144ZM160 119H161V118H159V120H160ZM170 119H171V118H170ZM175 119H176V118H175ZM186 119H187V118H186ZM186 119H185V120H186ZM191 119H192V118H191ZM193 119H192V120H193ZM213 119H214V118H213ZM219 119H220V118H219ZM219 119H218V120H219ZM228 119H229V116H228ZM232 119H229V120H232ZM0 120H1V119H0ZM111 120H112V121H111ZM153 120H154V118H153ZM157 120H158V118H157ZM157 120L155 121V123H157ZM159 120H158V121H159ZM196 120H193L194 123L191 121L190 123H192V125L189 123V127H188V126L185 127L186 131L183 132V133H181V134H180V137H177V143H178V140H179V141H181V144H180V143H178V144H174V146L176 145V147H177V145L180 144V149L183 147L184 149H183V148H182V149H183L184 152H185V151L187 152V149L190 148V146H191L192 148H193V146H195V145H193V146H192V145H189V144H191L190 142H189V144H188V143H187V144H184L183 142H185L186 140H187V141H191L190 138H193L194 135H195V133H197V132H195V131H196V129L198 128V125H200L201 123L199 124V123H198V120H197V121H196ZM200 120H201V121H200ZM209 120H210V119H209ZM214 120H215V119H214ZM234 120H236V119H234ZM234 120H232V121L234 122ZM256 120H257V121H256ZM261 120H262V119H261ZM12 121H13V120H12ZM18 121H20V120H18ZM56 121H57V120H56ZM77 121H79V120H77ZM84 121H85V120H83V123H84ZM107 121H108V120H107ZM107 121H106V122H107ZM109 121H108V123H109ZM135 121H136L137 123L139 122V121H137V120H135ZM182 121H183V120H182ZM189 121H190V120H189ZM210 121H211V120H210ZM219 121H220V120H219ZM221 121H222V120H221ZM226 121H227V120H225V121H223V122L225 123ZM232 121H229V125H233V128H234V123H233ZM236 121H237V120H236ZM236 121H235V123H237ZM241 121H239V123H242ZM262 121H263V124L260 123V124H261V127H263L262 125H264V119H263ZM51 122H52V121H51ZM79 122H80V121H79ZM79 122H77L76 124L78 125ZM104 122H105V121L102 122L103 125L105 124ZM125 122H126V121H125ZM132 122H133V121H132ZM136 122H135V128H133V129H136V127H137V126H136ZM140 122H139V123H140ZM160 122L162 123L163 120H162V121H159L158 123H160ZM166 122H167V120H166ZM173 122H175V120H174ZM185 122L187 123V121H185ZM195 122H197V123H195ZM205 122H206V121H205ZM3 123H2V124H3ZM6 123H7V122H6ZM55 123H56V122H55ZM90 123H91V122H88L87 124H86V123H85V124H86V125H89L90 127H91V125H92V127H91V131H90L89 127H88V130H89L91 133H89V131L86 129V130H84L86 134H84V133H83V134H84V135H87V133H88V135L90 134L89 136H92L93 133H96V132H97L95 135H96V136H97V135H98V136L101 135L102 138H103V135H104L103 132H104V131H103V132L101 131L102 133H100V135H99L98 131L100 132V129H99V128L97 129V127H95L96 125H95V126H94L93 124L90 125ZM113 123H114V122H113ZM118 123H119V122H118ZM118 123H116V125H117ZM145 123H143V124H145ZM158 123H157V127L161 124V123H160V124H158ZM178 123H179V122H177V124H178ZM208 123H209V122H208ZM208 123H204L205 126H206ZM216 123H217V122H216ZM216 123L213 122V125L216 124ZM221 123H222V122H221ZM224 123H223V124H224ZM230 123H232V124H230ZM245 123H246V121H245ZM245 123H242V124H241V125H242V128H243L244 130H245L244 127H245L246 125H248V123H246V124H245ZM257 123H256V124L253 123V128H250V127L248 126V127H249V128L247 127L248 130H249V129H252L253 132L255 131V133H256L257 131H256V129H254V128H258L259 123H258V125H257ZM2 124H0V126H2ZM16 124H17V123H16ZM18 124H19V122H18ZM37 124H38V120H37ZM49 124H50V123H49ZM61 124H63V123L61 122ZM73 124H74V123H73ZM80 124L82 125V126L80 127V129H81V131H82V128L84 129V127H85L86 125L83 126L82 123H80ZM149 124H151L150 121H149ZM149 124H148V126H149ZM152 124H153V123H152ZM152 124H151V125H152ZM174 124H176V123H174ZM193 124H194V125H193ZM196 124H197V127H196ZM204 124L202 123V125H200V127L202 126L201 128H204V127H203ZM243 124H245V125H243ZM254 124H255L256 127L254 126ZM4 125H5V124H4ZM4 125H3V126H4ZM8 125H9V124H8ZM13 125H14V123H13ZM35 125H36V123H35ZM99 125H100V126H99ZM106 125H107V126H110V125H108V124H106ZM141 125H142V124H140V126H141ZM161 125H162V124H161ZM161 125H160V127H161ZM180 125H181V124H180ZM187 125H188V124H187ZM208 125L212 128V131H210L211 133L213 132V129H216V130H217V129L219 128V127H218V128H214V127H212L210 124H208ZM216 125H217V124H216ZM25 126H26V125H25ZM67 126H68V125H67ZM71 126H72V125H71ZM104 126H105V125H104ZM118 126H119V125H118ZM138 126H139V124H138ZM164 126H165V124H164ZM168 126H169V125H168ZM175 126H176V125H175ZM184 126H185V123H184ZM191 126H193V128H194V126L196 127V128L194 129V130H195L194 132H193V130H192V132H193L194 134H193V133L191 132V130H190V129H192ZM214 126H215V125H214ZM218 126H220V124H218ZM227 126H228V125H227ZM227 126L225 125V127H226L225 129H226L227 132L229 133L230 129H228ZM235 126H236V125H235ZM239 126H240V125H239ZM7 127H8V126H7ZM9 127H10V126H9ZM14 127H15V125H14ZM45 127H46V126H45ZM75 127H76V125H74V128H75ZM93 127H95V128L97 129V131H96V129H95L96 132L93 130V129H94ZM102 127H103V126H102ZM105 127H106V126H105ZM105 127H103V128H105ZM127 127H128V126H127ZM127 127H126V128H127ZM129 127H130V128H129ZM129 127H128V129H127L128 132L126 131L127 135H122L123 137H120V139H121V138L123 139V138L126 136L127 138L125 137V139L127 140L128 137H129V139H130V136H129V135H131V134H135L134 131H136V130H133V129H132L133 132L130 133V131H131V130H130V129H131V126H129ZM132 127H133V126H132ZM152 127L155 128V127H156V124H155V125L153 124ZM172 127H173V126H172ZM190 127H191V128H190ZM200 127H199V128H200ZM215 127H217V126H215ZM236 127H237V131H238V125H237ZM240 127H241V126H240ZM240 127H239V129H240ZM251 127H252V125H251ZM261 127H259V130H258L259 132H260ZM5 128H6V127H5ZM32 128H33V127H32ZM40 128H41V127H40ZM48 128H49V127H48ZM50 128H51V127H50ZM74 128H72V130H74V131H73L74 134H73V133H70L71 130L69 129V133H68V135L71 134V135H74V137L77 135L76 138H78V134H75V133H77V131L79 130V125H78L77 129L75 128L77 131H76ZM92 128H93V129H92ZM107 128H109V127H107ZM121 128H122V127H121ZM142 128H143L144 130H146V131H143ZM146 128H147V127H145V126H141V127H139V131H138L139 133H136L137 136H136V135H135V136L132 135V136L134 137V138L132 137L133 141H137V142H138L139 138L141 137V136L138 135V134H140V132H141L140 130H142V131L144 132V135H143V132H142V134H141V135H143V136H142L143 138L145 137V135H148L149 133L152 134L153 132H155V131L157 130V128H156V129H151V127H150V128H147V129H146ZM158 128H159V127H158ZM168 128H169V127H168ZM168 128H167V129H168ZM175 128L178 129L177 127H175ZM175 128H174V129H175ZM180 128H181V127H180ZM182 128H183V127H182ZM182 128H181V129H182ZM199 128H198V129H199ZM201 128H200V129H201ZM211 128H210V129H211ZM242 128H241L240 130H242ZM247 128H246V130H247ZM0 129H2V128H0ZM3 129H4V128H3ZM29 129H30V128H29ZM29 129H28V130H29ZM62 129H63V128H62ZM110 129H111V128H110ZM148 129H149L150 131L152 130L153 132H152V131L150 132ZM161 129H162V128H161ZM210 129L207 128L208 131H207V130H206V131L209 132ZM223 129H224V128H223ZM225 129L223 130V132L220 133L221 135H220V134H218V135H220V136H222V135H225V136H227V135L229 136V135H230V136H232V137H229V139H228V136H227V137H226V141H228V143H229V140H233V141H235V143H236L235 149H236V147L238 146L237 144H239V141H240V140L237 141L238 138H237L236 140L233 139V137L235 136L234 133H233V130H234V129H233L232 131H230V132L233 133V135L230 134V133L227 134V132H225ZM13 130H14V129H13ZM39 130H40V129H39ZM92 130H93L94 132H93ZM101 130H102V129H101ZM121 130H122V129H121ZM147 130L149 131V133H147ZM154 130H155V131H154ZM158 130H160V129H158ZM169 130H170V129H169ZM183 130H184V129H183ZM202 130H203V129H202ZM216 130H215V131H216ZM228 130H229V131H228ZM246 130H245V131H246ZM248 130H247V132H249ZM5 131H6V129H5ZM7 131H9V128H8ZM7 131H6V132H7ZM11 131H12V129H11ZM20 131H21V130H20ZM34 131H35V130H34ZM50 131H51V130H50ZM54 131H55V130H54ZM66 131H67V130H66ZM167 131H168V130H167ZM189 131H190V132H189ZM198 131H199V130H198ZM200 131H201V130H200ZM204 131H205V130H204ZM204 131H203V132H204ZM220 131H222V129H221ZM234 131H235V130H234ZM29 132H30V131H29ZM37 132H38V131H37ZM62 132H63V131H62ZM62 132H61V133H62ZM71 132H72V131H71ZM78 132H80V131H78ZM82 132H83V131H82ZM108 132H109V131H108ZM111 132H112V131H111ZM156 132H157V131H156ZM156 132H155V133H156ZM165 132H166V131H165ZM181 132H182V131H181ZM247 132H246L247 135H251V134H250L251 132H250L249 134H248ZM263 132H264V130H263ZM14 133H15V132H14ZM16 133H17V132H16ZM50 133H51V132H50ZM123 133H124V132H123ZM129 133H130V134H129ZM155 133H154V134H155ZM158 133H159V132H158ZM191 133H192V137H191ZM198 133H199V132H198ZM198 133H197V134H198ZM201 133H202V132H200V135H201ZM211 133L209 134L210 136H208L209 138H212V137H211ZM224 133H225V134H224ZM240 133H242V131H241ZM243 133H244V131H243ZM6 134H7V133H6ZM65 134H66V133H65ZM107 134H108V133H107ZM112 134H113V132H112ZM124 134H125V133H124ZM151 134L147 136V139L145 140L146 143H147L148 141L151 140V141L149 142V144H152L151 142L153 141V140H152L153 137L155 138V135H151ZM182 134H183V139H182ZM206 134H208V133H206ZM213 134H214V133H212V136H213ZM216 134H217V132H216ZM216 134H214L215 136H213V137H217L218 135L216 136ZM236 134L239 135L238 132H237ZM258 134L260 135V133H258ZM3 135H4V137H6L5 134H3ZM7 135H8V134H7ZM9 135H11V134H9ZM31 135H32V134H31ZM38 135H39V134H38ZM50 135H52V134H50ZM71 135H70V136H71ZM81 135H82V134H81ZM81 135H80V136H81ZM84 135L81 136V139H82L83 137L86 138V136H84ZM88 135H87V136H88ZM93 135H94V134H93ZM242 135H243V134H242ZM242 135H241V136H242ZM252 135H253V133H252ZM254 135H255V134H254ZM254 135H253V136H254ZM11 136H12V135H11ZM19 136H20V135H19ZM48 136H49V135H48ZM54 136H55V135H54ZM70 136H69V137H70ZM96 136H94V137H95L94 140H92L93 137H91V138H92L91 141H95V140L98 138V137H96ZM110 136H111V135H110ZM118 136H119V135H118ZM120 136H121V135H120ZM138 136H139V138H138ZM149 136H151V138H149ZM152 136H153V137H152ZM176 136H177V135H176ZM188 136H189V139H188ZM195 136H196V135H195ZM197 136H199V135H197ZM201 136H202V135H201ZM241 136L239 135V137H241ZM244 136H245V134H244ZM43 137H44V136H43ZM72 137H73V136L70 137L71 140L73 139L75 142L72 140L70 143H68L70 147H71V143L74 145V144H76V141L78 142V141H82V140L84 139V138H83L82 140H80V139L76 140V138H74V137L72 138ZM142 137H141V138H142ZM156 137H157V135H156ZM160 137H161V136H160ZM162 137H163V136H162ZM202 137H203V136H202ZM204 137H206V135H204ZM222 137H223V136H222ZM222 137H220V138H222ZM245 137H247V136H245ZM245 137H244V138H245ZM249 137H250V136H249ZM258 137H259V136H258ZM258 137H257V138L254 137V138H255L256 140H258V139H259ZM261 137H263V135H262ZM15 138H16V137H15ZM99 138H100V137H99ZM99 138H98L97 140H99ZM106 138H108V137H106ZM109 138H110V137H109ZM141 138H140L139 141L142 142L143 138H142V139H141ZM145 138H146V137H145ZM172 138H173V137H172ZM178 138H179V139H178ZM184 138H187V139H185V141H184ZM194 138H195V137H194ZM196 138H197V137H196ZM220 138H219V136H218L217 140H219ZM224 138H225V137H224ZM224 138H222V139H224ZM235 138H236V137H235ZM241 138H243V137H241ZM254 138H250V139H254ZM263 138H264V137H263ZM5 139H6V138H5ZM5 139H4V141H5ZM21 139H22V138H21ZM28 139H29V138H28ZM87 139H88V138H87ZM110 139H111V138H110ZM122 139H121V140L118 139V140H119V143L121 142V144H122V146H123V142H125L126 140H123V142H122ZM134 139H138V140H134ZM173 139H174V138H173ZM180 139H182V140H180ZM205 139H206V138H205ZM214 139H216V138H214ZM214 139L212 138V141H213ZM227 139H228V140H227ZM7 140H8V139H7ZM18 140H19V139H18ZM41 140H42V139H41ZM69 140H70V139H69ZM85 140H86V139H84V140L82 141V143H84ZM89 140H90V137H89ZM97 140H96L95 143H98L99 141H100V143H101V138H100L99 141H97ZM103 140H105V139L103 138ZM103 140H102V143H103ZM162 140H163V139H162ZM171 140H172V139H171ZM192 140H193V139H192ZM217 140H216V143H215L214 141L211 142L210 145L212 146V143H214V145L212 146L213 148H210L211 146L209 145V146H210V147H209L210 149H213V150H214V146L218 143ZM224 140H225V139H224ZM224 140H223V141H224ZM241 140L243 141V139H241ZM244 140H245V139H244ZM25 141H26V140H25ZM37 141H38V140H37ZM46 141H47V140H46ZM46 141H45V143H46ZM106 141H107V140L104 141V144H100V145H101V146H102V145L104 146L105 143H106ZM116 141H117V140H116ZM127 141L129 142L130 140H127ZM133 141H132L133 144H131V145L129 146V148H128V145H126V146H127V149H128V152H129V150H132V151H133V148H134V149H135V148H138V150L141 148V147L139 146V145H142L141 142H140V143L138 142V143H139V145H138L137 143H134ZM154 141H155V139H154ZM154 141H153V142H154ZM172 141H174V140H172ZM172 141H171V143H172ZM175 141H176V139H175ZM175 141H174V142H175ZM182 141H183V142H182ZM187 141H186V142H187ZM195 141H196V140H195ZM226 141H224V143H225ZM233 141H230V142H233ZM236 141H237V142H236ZM242 141H240V142H242ZM248 141H250V140L247 139V142H248ZM253 141H254V140H251V142H253ZM259 141L261 142L260 145H263V146H264V144H263L264 142H262L261 138H260ZM7 142H8V141H7ZM17 142H18V141H17ZM17 142H16V143H17ZM58 142H59V141H58ZM66 142H67V140H66ZM86 142L89 143L90 141L86 140ZM130 142H131V141H130ZM145 142H144V140H143V144H145V145L142 146V148H143L142 150L137 151L138 154L135 152L136 154L133 153V154H135V155L131 156L132 153L129 152V156H128V158L133 157V158H131V159H134L133 161H137V163L139 162V164H135V163H134V164H135V165H134L132 160H130V161H132L131 164L128 163V162H127V163L130 164L129 166H131V165L133 164V166H135V167H133V166H132V167H133V169H135L137 172H138V171L141 169V167H142V164L140 165V163H142V161L147 162V160H148V159H147V160L145 159V158L147 157V155H146V157H145V156H144V155H145L144 153H145L147 150H148V151H147L146 154H149V153H150L149 151L152 152V150H149V149H151V148L153 147L152 145L155 143V142H154V143L151 145V148H147V147L150 146V145H149L148 143L146 144ZM174 142H173V143H174ZM186 142H185V143H186ZM204 142H205V141H204ZM206 142L208 143V139H207ZM247 142L243 141L241 144H243V143L246 144ZM256 142H257V141L254 142V145H253V146H257V147H256L257 150H256L255 147H253V146H250V147H253V149H254V151L252 150V153H253V152H254V153H257V152H258L257 155H256V159L258 160V158H259L258 155L260 156V154H261L259 151H261L262 148H261V149L258 148V145H259V144L255 145ZM9 143H10V142H9ZM13 143H14V142H13ZM55 143H56V142H55ZM78 143H79V142H78ZM78 143H77V145H75V147H76V146H77V147L79 146ZM87 143L85 144V145H86L85 147H83L82 144L80 143V145L82 146L81 149H84V151H82V150L79 148L82 152H81L79 149H76V148H75V151H76V152H77V150L79 151V152H77V154L79 153V156H78V155L76 154V152H75L74 155H75V157H76V155H77V156H78V157H77L78 159L76 160V162H75V161L73 162V160H72L73 164L75 163L74 165L72 164L73 167H75V165H77L76 163L78 162L79 159L81 160V158H80L81 155H82L81 157L83 158L85 164H87V163H88V164H89V163H94V162L97 161V160H95V158H97V156H96L95 158H93L94 161L91 160V161H93V162H87V161L89 160L90 157L88 158V160L85 159V158H87V156L89 155L88 153H90V151H92V150L89 151V148H87L88 146H90V144H91L90 149H91L92 146H93V147H96V148H94L96 151H100V150H98L97 146H94V144H95L94 142H92V143H90V144H88V145H87ZM108 143H109V142H108ZM108 143H107V144H108ZM112 143H113V142H112ZM116 143L118 144V142H116ZM125 143H126V142H125ZM125 143H124V144H125ZM167 143H168V142H167ZM222 143H223V142H222ZM226 143H227V142H226ZM228 143H227V144H228ZM233 143H234V142H233ZM233 143H232V144H233ZM3 144H4V143H3ZM3 144H2V145H3ZM6 144H7V143H6V141H5V145H6ZM40 144H41V143H40ZM60 144H61V143H60ZM117 144H116V147H118V148H117V150H118L120 145L118 146ZM128 144H129V143H128ZM135 144H136V146H137V145H138V146L135 147ZM169 144H170V140H169ZM183 144H184L185 146H184ZM192 144H194V142H193ZM218 144H219L220 147H222V146H221L222 144H220V143H218ZM250 144H251V143H250ZM2 145L0 144V149H1V146H2ZM23 145L26 146L27 143H26V145H25V143H23ZM32 145H33V144H32ZM41 145H42V144H41ZM100 145H99V147H100ZM132 145H134V146H132ZM146 145H148V146H146ZM157 145H158V144H157ZM181 145H182V146H181ZM187 145H189V147H188ZM201 145H202V144H201ZM228 145H229V144H228ZM234 145H235V144H234ZM6 146H7V145H6ZM6 146H5V147H6ZM114 146H115V145H114ZM126 146H125V147H126ZM154 146H156V145L154 144ZM174 146H173V144H172V149H173ZM198 146H199V145H198ZM198 146H197V147H198ZM223 146H224V144H223ZM230 146H232V145H230ZM242 146H243V145H242ZM242 146H240V148H242ZM245 146H246V145H245ZM245 146H243V147H245ZM248 146H249V145H248ZM263 146H259V147H263ZM3 147H4V145H3ZM52 147H53V146H52ZM58 147H59V146H58ZM61 147H62V146H61ZM61 147H60V148H61ZM70 147H69V149H70ZM72 147H73V146H72ZM72 147H71V149L74 151V149H73ZM120 147H121V146H120ZM145 147H146V148H145ZM162 147H163V146H162ZM197 147H196V148H197ZM215 147H216V146H215ZM225 147H226V144H225ZM12 148H13V147H12ZM24 148H26V147H24ZM36 148H37V147H36ZM62 148H63V147H62ZM64 148H65V147H64ZM85 148H87L88 152L86 151ZM114 148H115V147H114ZM144 148L147 149V150L144 151V150H145ZM153 148L155 149V147H153ZM153 148H152V149H153ZM156 148H157V147H156ZM167 148H168V147H167ZM174 148H175V147H174ZM178 148H179V146H178ZM185 148H187V149H185ZM196 148H195V150H196ZM232 148H234V146H233ZM232 148H230V149H232ZM237 148H238V147H237ZM3 149L6 150V149H8V148H3ZM29 149H30V148H29ZM33 149H34V148H33ZM54 149H55V150H54ZM57 149H58V148H57ZM57 149H56V148H53L52 150L56 151ZM94 149H93V150H94ZM123 149H124V148H123ZM154 149H153V150H154ZM163 149H164V147L162 148V150H163ZM193 149H194V148H193ZM200 149H201V147H200ZM200 149H198V150L200 151ZM220 149H222V151H223V150H224V147H223V148H220ZM226 149H228V148H225V150H226ZM238 149H239V148H238ZM244 149H245V148H243V150H244ZM251 149H252V148H251ZM259 149H260V150H259ZM5 150H4V151H5ZM15 150H16V149H15ZM22 150H23V147H22ZM24 150H25V149H24ZM64 150H65V149H64ZM72 150L69 151V153L72 152ZM95 150H94L93 152H95ZM119 150H121L119 153H121L122 156L126 155V154H125V153H126V152H125L126 149L122 151V148H121V149H119ZM175 150H177V149H175ZM178 150H179V149H178ZM188 150H189V149H188ZM191 150H192V149H191ZM191 150H189L190 153H185V154H184V152H183L182 150L178 151L179 153L176 152V154L173 153V152L171 151V152H172V157H173V154H174L175 160L177 159V161H179V160H178L179 156H181V157L183 156V158H185V157L187 156L186 154H191ZM195 150H193V151H194V154H195ZM198 150H197V151H198ZM213 150H212V151H213ZM218 150H219V148H218ZM240 150H241V149H240ZM240 150H239V151H240ZM243 150H242V151H243ZM262 150H264V149H262ZM7 151H8V150H7ZM25 151H26V150H25ZM25 151H24V153H25ZM48 151H49V150H48ZM134 151H136V150H134ZM134 151H133V152H134ZM141 151H142L143 153H142ZM159 151L161 152V150H159ZM163 151L165 152V153H163L164 155H163L162 153H160L161 156H160V155H157V156H159V157L162 158V155H163V156L165 157V154H166L167 152H166L165 150H163ZM173 151H174V150H173ZM193 151H192V154H193ZM207 151H208V150H207ZM209 151H210V150H209ZM212 151H211L210 154L213 153ZM230 151H232V150H230ZM245 151H247V149H246ZM249 151H250V150H249ZM21 152H22V151H21ZM43 152H44V151H43ZM59 152H60V151H59ZM62 152H63V151H62ZM80 152H81L82 154H81ZM86 152H87V153H86ZM114 152H115V151H114ZM122 152H123V153H122ZM181 152H183V153H181ZM218 152H219V151L215 152L216 159L219 158V157H221V156H219V154H220L221 152H220V153H218ZM226 152L228 153L227 150H226ZM2 153H3V155H4V153H6V156H7V154H8L7 152H2ZM2 153H1V154H2ZM10 153H12V152H10ZM16 153H17V152H16ZM24 153H23V154H24ZM26 153H27V152H26ZM44 153H45V152H44ZM52 153H53V152H52ZM52 153H51V155H52ZM63 153H64V155H65V153H67L66 150H65ZM63 153H62V154H63ZM72 153H73V152H72ZM72 153H71V155L67 153V155H65V156L70 155V157H68V158L71 159V157H73V156H72ZM83 153H84V154L86 153V154H85V155H86L85 158H84L85 155L83 156ZM97 153H98V152H97ZM97 153L95 152V155H96ZM99 153H101V152H99ZM117 153H118V152H117ZM197 153H198V152H197ZM217 153H218V154H217ZM224 153H225V152H224ZM224 153H223V155H224ZM227 153H225V155H226ZM230 153H232V152H230ZM237 153H238V150H237L236 155H235L236 157L239 155V154H237ZM241 153H244V152H241V151H240V154H241ZM249 153H250V152H249ZM1 154H0V155H1ZM20 154H21V153H20ZM31 154H32V153H31ZM37 154H38V153H37ZM56 154H57V153H56ZM140 154H141V155L143 154V155H142L143 158L145 157L143 160L140 159V157H141ZM169 154H170V153H169ZM179 154H181V155H179ZM182 154H183V155H182ZM200 154H201V153H200ZM64 155L61 156V158H62L63 161H62V160L59 161L61 165H60V164H59L60 166L57 165V166H58V167H57V168H58V171L60 170V169H59V167H60V168H62V169H61L62 171H63V170H64V171L66 170L67 172H68V171L72 172V170H71V169H72V168H71L72 165L70 166V168L68 167V166L70 165V163L68 162L69 159H67V157H65ZM92 155H93V156H92ZM92 155L90 154V156H92V157L95 156L94 153H93ZM119 155H120V154H119ZM121 155H120V156H121ZM127 155H128V154H127ZM137 155H138L139 157H138ZM175 155H177V156H175ZM185 155H186V156H185ZM195 155H196V154H195ZM217 155H218L219 157H217ZM223 155H222V156H223ZM225 155H224V156H225ZM228 155H229V153L227 154V156H228ZM245 155H247V153H245ZM252 155L254 156L255 154H252ZM262 155H263V154H262ZM23 156L26 157L25 154L22 155V157H23ZM45 156H46V155L44 154V157H45ZM99 156H100V155H99ZM122 156H121L120 158H118V159L120 160V159L122 158ZM136 156H137L138 158H136ZM150 156H151V155H149V157H150ZM189 156L192 157V155H188V157H189ZM209 156H210V155H209ZM209 156H208V157H209ZM215 156L213 155L212 158H214ZM235 156H233V157H235ZM243 156H244V154H243L242 156H239V157H241V159H243V158H242ZM249 156H250V155H249ZM20 157H21V155H20ZM22 157H21L20 161L22 160ZM75 157H73V158H75ZM100 157H101V156H100ZM124 157H125V156H124ZM126 157H127V156H126ZM126 157H125V158H126ZM134 157H135V158H134ZM164 157H163V158H164ZM166 157H167V155H166ZM169 157H170V156H169ZM172 157H171V160H172V161H171V160H170V161L173 162V164H172L171 162H169V163H171V164L168 165V166H170V167H169L167 170L164 169L166 172L164 173L165 175H164L163 180H162V184H163V185H162V186H163V187H162V188H163V192L161 191V194H162V195H161V194L159 195L158 190H156V189H155V191H154V189H153L152 193H150L151 191L149 192V194L153 195V202H154V203L151 201V202L153 203L151 208H153V205H154V210H155V209L157 210V208H163V209L167 208V210H168V209H171L172 207H171V208H168L167 206H166V207L163 206V205L167 202V196L169 195V197H170V196L172 195V197H174V199H175V195L179 194L180 191L182 190V188H180V187H183V185H184V181H187V180H188V178H187V179L184 178L186 174H187V176H188V173H186L185 175L183 174L184 176L181 175V176L183 177V182H182L183 185H181L180 187H178L180 184H182L181 182L179 183V185L174 184V183L176 182V180L173 181L172 179H176V178L178 177V175H175L176 171H175V169H174V158H172ZM176 157H178V158H176ZM188 157H187V158H188ZM197 157H198V155H197ZM199 157H200V156H199ZM199 157H198V158H199ZM239 157H237V158L239 159ZM245 157H246V156H245ZM250 157H251V156H250ZM262 157H263V156H262ZM2 158H3V157H2ZM2 158H0V159H2ZM51 158H52V157H50V160H51ZM64 158L67 159V160H65ZM109 158H110V157H109ZM114 158H116V157L114 156ZM161 158H160V160H162ZM167 158H168V157H167ZM183 158H182V159H183ZM189 158H190V157H189ZM189 158H188V159H189ZM200 158H203L202 155H201ZM212 158H211V159H212ZM228 158H229V157H228ZM237 158H236V159H237ZM5 159H6V158H4L3 160H5ZM16 159H17V158H16ZM24 159H25V158H24ZM34 159H35V158H34ZM56 159H57V157H55V158L52 159V160H56ZM75 159H76V158H75ZM90 159H91V158H90ZM97 159H98V158H97ZM112 159H113V158L111 157V160H110V161H112ZM135 159H136V160H135ZM138 159H139V161H138ZM180 159H181V158H180ZM188 159H187V160H188ZM191 159H193V157H192ZM219 159H220V158H219ZM230 159H232V158H230ZM233 159H234V158H233ZM236 159H235V160H236ZM238 159H237V160H238ZM241 159H240V161H241ZM248 159H249V157H248ZM248 159H247V161H248ZM251 159H252V161H253V158H252V157H251ZM251 159H250V161H251ZM262 159H263V158H262ZM262 159H261V156H260V160H261V161H262ZM3 160H2V161L0 160V162H1V163H4ZM57 160H59V157H58ZM57 160H56V161H57ZM64 160H65V161H64ZM80 160H79V162H78V163H79L78 166L80 167L79 169H81L82 167H83L82 169H85V168H86L85 164L82 162V163L84 164V166H83V164L81 165ZM83 160H82V161H83ZM114 160H116V159H114ZM119 160L116 161V162H119ZM124 160H125V159L123 158L122 162H123ZM158 160H159V159H157V161H158ZM165 160H166V159H165ZM184 160H186V158H185ZM196 160H197V159H196ZM196 160H195V162H196ZM209 160H210V159L208 158L207 161H209ZM214 160H215V158H214ZM214 160H211V161H214ZM223 160H224V164H225V162L227 161V159H223ZM37 161H38V160H37ZM103 161H104V160H103ZM110 161H109V162H110ZM120 161H121V160H120ZM126 161H129V159H127ZM140 161H141V162H140ZM163 161H164V160H163ZM177 161H176V162H177ZM188 161H189V160H188ZM207 161L205 160V161H202V162L204 163V162H207ZM221 161H222V160H220V162H221ZM252 161L250 162V164L252 163ZM255 161H256V160H254V163H255ZM8 162H9V161H8ZM8 162H7V163H8ZM15 162H16V161H15ZM22 162L24 163L23 160H22ZM44 162H45V161H44ZM47 162H48V160H47ZM52 162H53V161H52ZM59 162H58V163H59ZM62 162H63V163H62ZM64 162H65V163H64ZM66 162L69 163L68 166L66 165ZM70 162H71V161H70ZM86 162H87V163H86ZM107 162H108V161H107ZM107 162H105V163H107ZM116 162H115V163H116ZM160 162H161V161H160ZM180 162H181V161H179L178 164H179ZM184 162H185V161H183V163H184ZM190 162H191V161H190ZM197 162H198V161H197ZM197 162H196V163H197ZM202 162H198V163H201V164H202ZM228 162H229V160L227 161V164H228ZM233 162H234V161H233ZM233 162H232V163H233ZM237 162H238V161H237ZM244 162H245V161H244ZM244 162H243V163H244ZM248 162H249V161H248ZM256 162H257V161H256ZM1 163H0V165L2 166ZM7 163H6V164H7ZM41 163H42V162H41ZM41 163H40V166H41ZM53 163H54V162H53ZM97 163H98V161L96 162V165H97V168H98L99 164H97ZM157 163L159 164V162H157ZM162 163H163V162H162ZM183 163H181V164H183ZM185 163H186V162H185ZM207 163H209V162H207ZM210 163H211V162H210ZM213 163H214V162H213ZM213 163H212V164H213ZM240 163H241V162H239V164H240ZM260 163H261V162H260ZM13 164H14V163H13ZM32 164H33V163H32ZM38 164H39V163H38ZM38 164H36V165H38ZM49 164H50V163H49ZM63 164H65V165L63 166ZM116 164H117V163H116ZM128 164H125V163H124L125 166L128 165ZM188 164H189V163H188ZM212 164H210L211 166H210V165H207L208 167H210V170H213V169L216 167V166H214V167L211 169ZM215 164H216V162H215ZM220 164L223 165V163H220ZM220 164H219V165H220ZM233 164H234V163H233ZM10 165H11V164H10ZM28 165H29V164H28ZM96 165L92 164L91 167L93 166L94 169L91 168V169H89V170H94V172L92 171V172L90 173V174L93 173V174L91 175V176H92V177H91V180H92V178H93L92 181L94 182V180H95V182H97V184H96L95 182L93 183L92 181H90V182L93 183V184L91 183V185H93V187H95L96 185H98L97 187H99V188H97V187L94 188V190L96 189L95 191H96V193H97V194H96L97 196H94V193H95L94 191H93V192H91V191L89 192V191H86L87 189H86L85 191H86V193H90V195H89V194H84V196H85V195H87V196L89 195V197H90V196L93 194L92 197H93V198H94V197L97 198L100 190L104 189V187H106V189H107V186H106V184H104V183H107V182L109 181L108 179L112 180V182L116 181L115 178H114V181H113V179H112V177H113L112 175L114 174V172H113V174H112V172H111L112 175L110 174V170H112V169L108 168L109 171H108V169H107V171H108L109 174H107V171H106V169H105V168H107V167L104 166V167H105V168H103V169H104V173H105V171H106V173H105V174L103 173L104 176H102V178H104L105 176L108 177V178H106L107 180L105 181V179H102V178H101V175L99 176V175L97 174V175L100 177V179H99V177H97V178L99 179V183H98V181H96V180H98V179L96 178L97 175L94 174V173H97V170L100 169V168L96 169ZM102 165H103V164H102ZM109 165H110V164H108V167H109ZM111 165H112V164H111ZM120 165H121V164H120ZM122 165H123V164H122ZM122 165H121V167H122ZM159 165H160V164H159ZM159 165H157V166H159ZM183 165H184V164H183ZM203 165H205V164H202L201 166L204 167ZM217 165H218V164H217ZM229 165H230V164H229ZM241 165H243V167H244V164L241 163ZM241 165H240V167H241ZM248 165H249V163H248ZM248 165H247V166H248ZM253 165H254V167H256L257 164H256V165L253 164ZM253 165H252V167H253ZM259 165L262 166L261 164H259ZM1 166H0V167H1ZM3 166H4V165H3ZM24 166H25V165H24ZM81 166H82V167H81ZM88 166H89V165H88ZM106 166H107V165H106ZM113 166L115 167V164H114ZM125 166H124V167H125ZM136 166H137L138 168H139V166H140V168L138 169V168H136ZM157 166H156V167H157ZM165 166H166V165H164V167H165ZM205 166H206V165H205ZM220 166H221V165H220ZM220 166H219V167H220ZM230 166H232V165H230ZM230 166H228V167H230ZM238 166H239V165H238ZM249 166H250V165H249ZM7 167H9L8 164H7ZM7 167H4L5 169L1 167V168H2V172H1V173H2V179H1L2 182H1V184H0V207H1L2 204L4 203V195H5V193L3 192V189H4V188H7L6 186L3 187V185H4V183H5V182H4V181H5L4 179L9 178V180H10V178H11V176H12L13 174L16 175L15 173L12 174L11 172H13V170H11L10 168H7ZM19 167H20V166H19ZM19 167H18V168H19ZM21 167L23 168V164L21 165ZM65 167H68L70 170H67V168L65 169ZM76 167H77V166H76ZM116 167H117V166H116ZM118 167H119V166H118ZM121 167H119V168H121ZM132 167H131V168H128V170L130 169V170L128 171V170L126 169V168H127V166H126V168L122 169V170H123V171H122V174H123V173H126V174L128 175V172L133 171V170H131ZM160 167H161V166H160ZM182 167H184V169H186V168H185L186 165H185V166H182ZM190 167H191V165H190ZM222 167H223V166H222ZM222 167H220V168L223 169ZM225 167H226V166H225ZM240 167H239V168H240ZM250 167H251V166H250ZM262 167H263V166H262ZM6 168L9 169V170H11V172H10L11 175H10L9 177H7L8 175H7V173H6V172L8 171V174H9V170H7ZM18 168H17V169H18ZM40 168H41V167H40ZM42 168H43V167H42ZM42 168H41V169H42ZM50 168H51V167H50ZM53 168H54V167H53ZM77 168H78V167H77ZM87 168H89V167H87ZM87 168H86V170H87ZM111 168H113V167H111ZM166 168H167V167H166ZM180 168H181V167H180ZM187 168H188V166H187ZM204 168H207V167H204ZM204 168H203V171L206 170L204 173H207V170L210 172L209 168H207V169H205V170H204ZM230 168H232V167H230ZM233 168H234V167H233ZM239 168L237 169L238 171L242 169V167H241V169H239ZM248 168H249V167H248ZM256 168L259 169L258 165H257ZM260 168H261V167H260ZM34 169H35V168H34ZM37 169H38V168H37ZM47 169H48V168H47ZM51 169H52V168H51ZM73 169H74V168H73ZM79 169H77L78 171H77L76 169H75V170H76L78 173H80L79 171L83 172L84 174L86 173V170H85V172H84V170L82 171V169H81V170H79ZM101 169H102V168H101ZM101 169L98 170V173H100V174L103 172V170H101ZM113 169H116V168H113ZM117 169H118V168H117ZM125 169H126V172H124ZM142 169H143V168H142ZM157 169H160V168H157ZM162 169H163V168H162ZM172 169H173V170H172ZM181 169H182V168H181ZM215 169H216V168H215ZM227 169H229V168H227ZM234 169H236V168H234ZM250 169H251V168H250ZM253 169H254V168H252V170H253ZM263 169H264V168H263ZM6 170H7V171H6ZM18 170H19V169H18ZM18 170H16V171H17L16 173H19V171H21V173H23V175H24V172H22L24 169L19 170V171H18ZM89 170H87V171H89ZM95 170H96V172H95ZM119 170L121 171V169H119ZM135 170L133 171V172H135V173H131V172H130V174H129L128 176H127V175L125 176V174H123L122 176H124V177L121 176V177L119 178V177L117 176L118 178H117V177H116V178L119 179V183H122V184H123V182H122L123 180H122L121 178L124 179L125 177H127L126 179L128 180V177L132 176V177H130V179H131V178L134 179L132 174H136V175H134V177L136 176V178H137V177H138L137 175H139V180H138V181H140V175L143 174V170H142V171L140 170L142 174H141V173L139 174V172L137 173ZM153 170H154V169H153ZM200 170H201V168H200ZM200 170L198 169L199 173H200ZM217 170H218V169H217ZM219 170H220V169H219ZM219 170H218V171H219ZM242 170H243V169H242ZM248 170H249V169H248ZM254 170H255V169H254ZM5 171H6V172H5ZM66 171H65V172H66ZM76 171L73 170L72 173H74V172H76ZM100 171H102V172H100ZM120 171L117 172V173H121ZM127 171H128V172H127ZM159 171H160V170H159ZM173 171H175V173H174ZM185 171H186V170H185ZM215 171H216V170H215ZM221 171H225V170H221ZM238 171H236V173H237ZM244 171H246V170L244 169ZM257 171H258V172L260 171V173L262 172L261 170H257ZM257 171H256V172H257ZM14 172H15V171H14ZM41 172H42V171H41ZM41 172H40V173H41ZM56 172H57V169H56ZM56 172H55V174H56ZM89 172H90V171H89ZM115 172H116V171H115ZM160 172H161V171H160ZM172 172H173V173H172ZM183 172H184V170H183ZM187 172H188V171H187ZM194 172H195V171H194ZM211 172H212V171H211ZM230 172L233 173V172H235V170L232 169V170H230ZM250 172H251V170H250ZM1 173H0V174H1ZM27 173H28V172H27ZM68 173H69V172H68ZM68 173H65V174L67 175ZM87 173H88V172H87ZM117 173H116V174H117ZM162 173H163V172H162ZM190 173H191V172H190ZM199 173L196 172V174H198L197 176H199L202 172H201L200 174H199ZM204 173H202V174L199 176V177H201L202 175H203V176L205 175L204 177L202 176V178H201V182H202V184L206 181V180L204 181V178L206 177V174H204ZM219 173H220V172H219ZM232 173H230V174H232ZM240 173H241V172H240ZM240 173H238V174H240ZM248 173H249V172H248ZM37 174H38V173L36 172V177H39L40 174H39V175H37ZM45 174H46V173H45ZM65 174H64V172H63L62 175L64 176ZM75 174H76V173H75ZM75 174H74V175H75ZM80 174H82V173H80ZM80 174H77V175H80ZM171 174H173V175H175V177H176V176H177V177L174 178V176L172 175V176H173V177H172ZM176 174H177V173H176ZM181 174H182V173H181ZM196 174H195V175H196ZM208 174H209V173H208ZM217 174H218V172H217ZM222 174H224V173L222 172L221 175H222ZM230 174H229V175L227 174V175L230 176ZM241 174H242V177H244V175L247 174V172H246V173H245V172L243 173V171H242ZM241 174L238 175V177H240L241 179L239 178V179H237V180L240 181V183H241V181H242V183H244L243 180H245L246 177H245V178H242V177H241ZM243 174H244V175H243ZM262 174H263V173H262ZM6 175H7V176H6ZM23 175H20V178H18V179H21V178L23 177ZM33 175H34V174H33ZM58 175H59V174H58ZM60 175H61V174H60ZM60 175H59V176H60ZM62 175H61V176H62ZM74 175H73V176H74ZM95 175H96V176H95ZM108 175L111 176V177L109 178ZM119 175H120V174H119ZM150 175H151V174H150ZM153 175H154V174H153ZM192 175H194V174L192 173ZM234 175H235V173H234ZM234 175H233V176H234ZM259 175H260V174H259ZM5 176H6V177H5ZM21 176H22V177H21ZM61 176H60V179L63 178V177L61 178ZM68 176L71 177L70 179L76 177V175H75L74 177H72V176H71V173H70V175H68ZM83 176H87V175H83ZM83 176H82V177H83ZM115 176H116V175H115ZM151 176H152V175H151ZM151 176H150V177H151ZM207 176L209 177V175H207ZM215 176H216V175H213V177H215ZM254 176H255V175H254ZM13 177H14V176H12V178H13ZM16 177H19L18 174H17V176L14 177V179H15ZM36 177H35V178H36ZM49 177H50V176H49ZM66 177H67V176H66ZM66 177H65V178H66ZM78 177L80 178V176H77V177H76L77 180H78ZM88 177H89V175H88ZM142 177H143V176H142ZM170 177H172V179H170ZM182 177H181L180 179H182ZM189 177H190V176H189ZM191 177H194V178H195L194 180H195V181L197 180V182H198L199 177H195V176H191ZM208 177H207L206 179L211 178V177H209V178H208ZM234 177H235V176H234ZM250 177H251V176H250ZM0 178H1V176H0ZM40 178H42V177H40ZM47 178H48V177H47ZM50 178H51V177H50ZM55 178H56V177H55ZM76 178H75V181H77ZM95 178H96V179H95ZM136 178H135V179H136ZM146 178H147V177H146ZM156 178H157V177H156ZM178 178H179V177H178ZM196 178H197V179H196ZM222 178L225 179V177H222ZM236 178H237V176H236ZM236 178H235V180H236ZM14 179H13V180H14ZM18 179H17V181H18ZM36 179H37V178H36ZM58 179H59V178H58ZM81 179H82V178H81ZM81 179H80V180H81ZM120 179H121V181H120ZM126 179H124V180H126ZM135 179H134V180H135ZM137 179H138V178H137ZM137 179H136V180H137ZM150 179L152 180V178H150ZM169 179H170V180H169ZM184 179H186V180H184ZM189 179H190V181H191V178H189ZM192 179H193V178H192ZM202 179H203V180H202ZM226 179H227V178H226ZM226 179H225V180H226ZM229 179H230V177H229ZM242 179H243V180H242ZM249 179H250V178H248V181H249ZM252 179H253V178H252ZM262 179H263V178H262ZM3 180H4V181H3ZM22 180H23V179H22ZM22 180H20V182L18 181L19 183L17 182V184H18V185L20 184L21 187H25V184H26V183H24V186H23V185H22ZM26 180H27V179H26ZM37 180H39V179H37ZM37 180H36V182L38 183L39 181H37ZM40 180H41V179H40ZM42 180H44V179H42ZM45 180H46V179H45ZM53 180H55V179H53ZM65 180H66V179H65ZM65 180H64V181L61 180V181H63V182H67V180H66V181H65ZM72 180H73V179H72ZM83 180H84V177H83L82 181H83ZM85 180H87V181H86V185H87V182H88L89 179H88L87 177H85ZM100 180H101V181L104 180L105 182L102 181L103 183H101ZM127 180H126V181H127ZM134 180H130L132 186L134 185L133 182L135 183V181H136V180H135V181H134ZM142 180H143V179H142ZM153 180H154V179H153ZM153 180H152V181H153ZM171 180H172V181H171ZM194 180H192V183L195 182ZM210 180H211V179H210ZM232 180H233V182H234V179H232ZM237 180H236V181H237ZM6 181H7V180H6ZM15 181H16V180H15ZM15 181H14V183H15ZM57 181H59V180H57ZM132 181H133V182H132ZM148 181H149V180H148ZM169 181H170V184H171V185H172V184H174V185L171 186V185L168 183ZM178 181H179V180H178ZM190 181H189V182H190ZM199 181H200V180H199ZM208 181H209V180H208ZM208 181H206V182H207V185H209L208 183H210V181H209V182H208ZM223 181H224V180H223ZM248 181L246 180V182H248ZM262 181H263V180H262ZM10 182H11V181H10ZM12 182H13V181H12ZM23 182H25V181L23 180ZM40 182H41V181H40ZM136 182H137V181H136ZM172 182H173V183H172ZM201 182H200V185L198 184L200 187H201V185H202ZM228 182H230V181L228 180ZM7 183H9V181H7ZM27 183H28V182H27ZM37 183H36V187H37V185H38ZM41 183H42V182H41ZM54 183H55V182H54ZM68 183H69V179H68L67 184H68ZM70 183H71L72 185H71V184H68L69 186L71 185L70 187L68 186V187L70 188V189L68 188V189H69V196H68V198L71 197V193H72V192H73L72 194L75 193V191H76L75 189H76V188H75L74 186H76V187H77V186H81V187H82V185H85L84 181H83L84 184H81L80 181H77V182H76V185H75V184H74V183H75L74 180H73V182H70ZM78 183H79V184H78ZM148 183H149V182H148ZM186 183H187V182H185V185H186ZM224 183H225V181H224ZM238 183H239V182H238ZM238 183H234V184L238 185ZM240 183H239V185H240ZM31 184H32V183H31ZM39 184H40V183H39ZM44 184H47V183H44ZM58 184H59V185H56V186H58V188H59V186H61L60 184H62V186H64V184L67 185L66 183L63 184L62 182H60V183H58ZM73 184H74V186H73ZM77 184H78V185H77ZM80 184H81V185H80ZM95 184H96V185H95ZM107 184H109V182H108ZM110 184H111V183H110ZM114 184H115V185L117 184L115 187H118V181H117V183L115 182ZM114 184L112 185V188H111V189L115 188V187H113ZM131 184H130V185H131ZM189 184H191V182H190ZM195 184H196V187H197V186H198L197 183H195ZM226 184H227V183H226ZM228 184H230V183H228ZM248 184H249V183H248ZM248 184H247V185H248ZM5 185H6V184H5ZM12 185H13V184L11 183V186H12ZM48 185H50V184H48ZM88 185H89V184H88ZM88 185H87V186H88ZM91 185H90V186H91ZM94 185H95V186H94ZM102 185H103V186H102ZM128 185H129V184H128ZM130 185H129V186H130ZM147 185H148V184H147ZM154 185H155V183H154ZM168 185H170V186H171L170 188H172V189L175 187V189L173 190V192L171 191L172 189H170ZM175 185H176V186H175ZM207 185H205V186L207 187ZM219 185H220V184H219ZM232 185H233V183H232ZM232 185H230V186H232ZM236 185H234V186L236 187ZM239 185H238V186H239ZM241 185H242V184H241ZM241 185H240V186H241ZM244 185H246V184H244ZM247 185H246V186H247ZM45 186H46V185H45ZM72 186H73V190H75V191L72 190ZM119 186H120V185H119ZM124 186H126V185H124ZM124 186H123V187H124ZM138 186H139V185H138ZM138 186H137V183H136V186H134L133 188H134V189H135V187L138 188ZM145 186H146V185H145ZM186 186H187V185H186ZM186 186H185V188H186ZM188 186H189V185H188ZM194 186H195V185H194ZM203 186H204V184H203ZM203 186H202V187H203ZM209 186H211V185H209ZM222 186H223V185H222ZM234 186H233V188H234ZM238 186H237V188H238ZM240 186H239L238 190L242 188V186H241V188H240ZM14 187H15V185L13 186V188H14ZM17 187H18V186H17ZM40 187H41V186H40ZM40 187L37 188V189L42 190L43 187H42V188H40ZM66 187H67V186H66ZM66 187H64V188H66ZM81 187H79V188H80V191L77 190L79 193L81 192V190L84 191L83 189H81ZM88 187H89V186H88ZM93 187H91V188H93ZM101 187H102V188H101ZM120 187L122 188V185H121ZM130 187H131V186H130ZM139 187H140V186H139ZM176 187H177L178 190H179V191H178L179 193H177V194H175V193H176V192H175ZM192 187H193V185H192ZM192 187H191V188H192ZM200 187H199V188H200ZM206 187H205V188H206ZM211 187H212V186H211ZM224 187H226V186H224ZM224 187H222L223 189H221L218 193L221 194V191H223L224 189H226V188H224ZM243 187H245V186H243ZM258 187H259V186H258ZM26 188H27V186L25 187V189H26ZM60 188H61V187H60ZM64 188L62 187L61 189H64ZM82 188H83V187H82ZM91 188H90V190H91ZM108 188H109V187H108ZM121 188H118V189H120V191H123V192L126 194L125 190H126L127 188L124 187V190L121 189ZM133 188H132V189H133ZM145 188H146V187H145ZM154 188H156V187H154ZM166 188H167V189L169 188L170 190L168 189V190H169V191H168ZM185 188H184V190H185ZM188 188H189V187H188ZM188 188H186L187 191H188ZM191 188H190V189H191ZM212 188H213V187H212ZM216 188H218V184H217ZM227 188H228V187H227ZM233 188H232V189H233ZM9 189H11V188H9ZM9 189H8V191L10 192L12 189H11V190H9ZM16 189H17V188L15 187V190H16ZM23 189H24V188H23ZM25 189H24V190H25ZM45 189H46V188H45ZM61 189H60V190H61ZM68 189H66V190H68ZM77 189H78V188H77ZM88 189H89V188H88ZM106 189H104V191H106ZM111 189L109 188L108 191H109V190L112 191ZM116 189H117V188H115L114 190L117 192L118 189H117V190H116ZM132 189H131V191H132ZM165 189H166V191H165ZM180 189H181V190H180ZM192 189H193V188H192ZM200 189H202V188H200ZM200 189H199V190H200ZM24 190H23V191H24ZM40 190H39V192H41ZM43 190H44V189H43ZM55 190H56V189H55ZM57 190H59V189H57ZM92 190H93V189H92ZM114 190H113V191H114ZM129 190H130V188L128 187V193L131 192V191L129 192ZM193 190H196V188L193 189ZM197 190H198V188H197ZM207 190H208V189H207ZM212 190H215V189H212ZM216 190H217V189H216ZM238 190H237V191H236V190H235V191L233 190V191H234L235 193H236V192L240 193L241 190H242V192L245 191V189H241L240 192H239ZM257 190H258V189H257ZM8 191L6 190L5 192H8ZM21 191H22V190H21ZM23 191H22V192H23ZM26 191H27V189H26ZM48 191H50V190H48ZM61 191H63V190H61ZM115 191H114V193H113V192H110V193L116 195L117 193H115ZM120 191L118 190V193H119V194L121 193L122 195H119V194L116 195V197H119L118 200H117V202H119V203H116V200H115V199H117V198L115 197V195H111V194H109V192H108L109 197H108V195L106 194V195H107V198H106L105 201L100 200V199H101L100 196H104V195H102V194L106 193L107 191H106V192H103V191H102L103 193L100 192V194H101V193H102V194H101V195L99 194V195H100V196H99L100 198L98 197L99 199H97V200H100V203H101V202L105 203V204L103 205V206H105V207L103 208V210L101 209L102 211L98 210V213H101V216L98 215V219H99L100 217H101V218H104V215H105L106 211H107V213H108V210H110V208L108 207L110 203L108 204V202H110L111 200H112L111 203L113 202V200H115V201L112 203L113 206H111V208H112V207H113V208H114V207H117L116 204L122 205V204L124 203V202L122 203V201L126 200L127 198H124L123 195H125V194H124L123 192H120ZM126 191H127V190H126ZM133 191H134V190H133ZM137 191H142V190H138V189H137ZM143 191H144V190H143ZM164 191H165V192H164ZM182 191H183V190H182ZM182 191H181V192H182ZM187 191H185V192H187ZM191 191H192V190H191ZM200 191H201V190H200ZM9 192L6 193V195H9V196H10V199H13V198H11V196H13V197L15 198L14 195H16V193H15L14 195H10L11 192H10V193H9ZM22 192L20 193V191H19V194H22ZM24 192H25V191H24ZM34 192L36 193V192H38V191L35 190ZM45 192H46V190H45ZM45 192H44V191L42 192V193L44 194V196L47 195V194L45 195ZM134 192H135V191H134ZM154 192H155V194H153ZM168 192H169L170 194H168ZM183 192H184V191H183ZM185 192H184V193H185ZM192 192L194 193V191H192ZM192 192H191V193H192ZM198 192H199V191H198ZM203 192H204V191H202V195L204 194ZM205 192H206V191H205ZM212 192H213V191H212ZM215 192H216V191H215ZM226 192H228V194H229V191H226ZM242 192H241V193H242ZM255 192H256V191H255ZM255 192H254V193H255ZM13 193H14V192H13ZM13 193H12V194H13ZM35 193H34V194H35ZM46 193H47V192H46ZM49 193H50V192H49ZM55 193H56V192H55ZM67 193H68V192H67ZM79 193H78V194H79ZM83 193H85V192H81L80 194H83ZM138 193H139V192H138ZM172 193H174V195H173ZM188 193H189V191H188ZM193 193H192V194H193ZM209 193H210V191H209ZM222 193L227 197L228 194L226 195L225 192H222ZM238 193H237V194H238ZM244 193H245V192H244ZM261 193H262V192H261ZM3 194H4V195H3ZM19 194H18V195H19ZM23 194H24V195H22V196L19 195L20 197H22L21 200L24 199L23 197L25 196V193H23ZM26 194H27V193H26ZM50 194H51V193H50ZM60 194H61V193H60ZM60 194H58V195H59L58 198L60 197ZM130 194H132V193H130ZM130 194H129V196H130ZM133 194H135V193H133ZM180 194H181V193H180ZM192 194H190V195L192 196ZM196 194H197V193H196ZM196 194L194 193V194H193V195H194L193 197H196V196H195ZM200 194H201V192H200ZM200 194H198V196L200 197V200H199V201L203 202V201L205 200L206 197H205V198L203 197L204 200H203V199L201 200V197H202V196H200ZM214 194L216 195V193H214ZM214 194H212V195H214ZM220 194H219V195L217 194V195H218L219 197L221 196V199H224V198H222V196H223V197H225V196H224L223 194H222V195H220ZM242 194H243V193H242ZM242 194H241V195H242ZM246 194H248V193H245V195H246ZM30 195H31V194H30ZM39 195H40V194H39ZM61 195H62V194H61ZM110 195L112 196V198H114V197H115V198H114V199H110V197H111ZM126 195L128 196V194H126ZM137 195H138V194H137ZM188 195H189V194H187V196H188ZM205 195H206V194H205ZM217 195H216V197H217ZM239 195H240V194H239ZM239 195H236V196H234V197H237V196H239ZM241 195H240V196H241ZM243 195H244V194H243ZM243 195H242V196H243ZM253 195H254V194H253ZM9 196H7L6 199H8ZM82 196H83V195H82ZM127 196H126V197H127ZM133 196H134V195H133ZM140 196H143V193H142V195L140 194ZM177 196H178V195H177ZM177 196H176V197H177ZM179 196H181L182 198L184 197V200H183V201H186L185 199H187V198H185V194H184V196H182V195H179ZM198 196H197V197H198ZM232 196H233V195H232ZM242 196H241V197H242ZM246 196H247V195H246ZM257 196H258V195H257ZM25 197H26V196H25ZM36 197H37V194H36ZM54 197H55V194H54ZM65 197H66V196H65ZM73 197H74V196H73ZM121 197L123 198V200H120V199H122ZM130 197H131V196H130ZM169 197H168V199H170V203H172V202H171V199H173V198H171V197L169 198ZM207 197H208V196H207ZM244 197H245V196H244ZM27 198H28V195H27ZM38 198H39V196H38ZM40 198H41V200H43L41 196H40ZM40 198H39V199H40ZM62 198H63V196H62ZM62 198H61V199L59 198V199H60V200H64V199H62ZM93 198H91V197L88 198V199H87V197L85 198L86 200L92 199L91 201L89 200V201L91 202V204H90V202H89L90 206H89V204H86L87 206H89L90 209L86 210V209H85V208H86V205H85V208H84V209H85V212L82 210V213L79 212V214H81V215L84 216V217H85L86 214H87V217H85V218H87V219H85L87 222H85V220H84V223L81 222L80 225H75L77 228H78L79 226H81V225H82L81 228H83V226H84L83 224H85V223H88V224H86V225H88V227H87V226H86V227L84 226V228H86V230H87V228H90V227L92 228L91 223H90V225H89V221H90V219H88V218H91V217H92V216H91L92 214L90 215V213H91L90 210L93 211V208L96 206V205L94 206L95 201H93V200H94L95 198H94V199H93ZM134 198H135V200H134V199H133V200L136 201L137 199H136L135 196H134ZM151 198H152V197H151ZM190 198L192 199V197L189 196L188 199H187V201H186V204H184V202H182V205H184V206L186 205V206H187L186 208H185L184 206H182V208L186 209L187 211H188L189 208H190L191 210H193L192 208H194V207L192 206V204H190L191 206L188 205V202H190V200H191ZM208 198H209V197H208ZM259 198H260V197H259ZM25 199H26V198H25ZM59 199H56V200H59ZM79 199H80V197L78 198V200H79ZM82 199H84V198H82ZM85 199H84V201L87 202ZM108 199H109L110 201H108ZM144 199H145V198H144ZM174 199H173V200H174ZM180 199H181V198H180ZM180 199H179V200H180ZM193 199H195V198H193ZM198 199H199V198H197V200L195 199L196 202L198 201ZM206 199H207V198H206ZM211 199H212V198H211ZM215 199H216V198H215ZM215 199H214V200H215ZM218 199H219V198H218ZM225 199H226V198H225ZM232 199H233V198H232ZM240 199H241V198H240ZM14 200H16V202H17V201H18L17 197H16V199H14ZM19 200H20V198H19ZM27 200H28V199H27ZM69 200H71V198H70ZM69 200H68V201H69ZM74 200H75V199H74ZM74 200H73V201H74ZM78 200H77L76 202H78ZM147 200H148V198H147ZM173 200H172V201H173ZM179 200H178V201H179ZM195 200H192V201H194V203H195L194 205L196 206L197 204H196ZM23 201H25V200H23ZM34 201H35V200H34ZM39 201H40V200H39ZM66 201H67V200H66ZM79 201H80V200H79ZM120 201H121V202H120ZM130 201H131V199H130ZM134 201H133V202H134ZM140 201H141V199H140ZM140 201H139V202H140ZM176 201H177V200H175V202H176ZM199 201H198V202H199ZM205 201H206V200H205ZM209 201H210V200H209ZM218 201H219V200H218ZM221 201H222V200H221ZM242 201H244L243 198H242ZM252 201H253V199H252ZM257 201H258V200H257ZM9 202H10V201H9ZM9 202H8V203H9ZM19 202H20V201H19ZM26 202H27V201H26ZM60 202H61V201H60ZM64 202H65V201H64ZM64 202H61L62 204L60 205V204H58L59 202L57 201V205H58V206H59V205L62 206V205H64V204H63ZM74 202H75V201H74ZM80 202H82V204H85V203H83V201H80ZM92 202H94V203H92ZM97 202L99 203V201H97ZM125 202H126V201H125ZM151 202H150V203H151ZM210 202H212V201H210ZM214 202L216 203V201H214ZM230 202H232V201H230ZM245 202H246V200H245ZM8 203H6V204H8ZM11 203H12V202H11ZM14 203H15V202H13L12 204L14 205ZM38 203H39V202H38ZM45 203H46V202H45ZM72 203H73V202H72ZM100 203H99V204H100ZM115 203H116V204H115ZM120 203H122V204H120ZM135 203H136V202H135ZM173 203H174V202H173ZM179 203H181V202L179 201ZM179 203L177 202L178 205H180ZM212 203H213V202H212ZM234 203H238V201L235 200ZM234 203H232V204H234ZM240 203H241V201H240ZM246 203H247V202H246ZM259 203H260V202H259ZM19 204H20V205H19ZM19 204L16 203V206H17V205L21 206V204L24 205L23 202H21V203H19ZM25 204H26V203H25ZM35 204H36V206H37V203H35ZM39 204L42 205V201H41V203H39ZM47 204H48V202L46 203V205H47ZM49 204L52 205V204H54V203H53V201H52L51 203L49 202ZM55 204H56V203H55ZM65 204H66V202H65ZM70 204H71V203L67 202V205H69V207H67L66 210H67V209H69V210L72 209V208H70V206H71ZM92 204H93V205H92ZM96 204H97V203H96ZM112 204H110V205H112ZM114 204H115V205H114ZM124 204H125V203H124ZM213 204H214V203H213ZM216 204H217V203H216ZM227 204H230V203L228 202ZM232 204H230V205H232ZM242 204H243V203H242ZM242 204H241V205H242ZM244 204H245V203H244ZM244 204H243V205H244ZM9 205H10V207L12 206V205L9 203L8 205L5 206L6 208H3V210L5 209V211H7ZM74 205H75V204H74ZM74 205H72V206H74ZM76 205H77V204H76ZM79 205H81V204H79ZM119 205H118V207H117L116 209H118V208L121 207V206H119ZM133 205H136V204H133V203H132V205H129V208H127V209H130V208L132 209V208H133L132 210H135V209H134L135 206H134V207H130V206H133ZM143 205H144V204H143ZM155 205L157 206V208L155 207ZM172 205H173V204H172ZM174 205L176 206V203H174ZM202 205H203V204H202ZM204 205H205V204H204ZM224 205H225L226 207H229V205H226V203H225ZM224 205H223V206H224ZM234 205H236V204H234ZM238 205H239V204H238ZM238 205H237V206H238ZM252 205H253V204H252ZM47 206H48V205H47ZM58 206H57V207H58ZM60 206H59V207H60ZM101 206H102V205H101ZM103 206H102V207H103ZM122 206H123V205H122ZM145 206H146V204H145ZM149 206H150V204H149ZM161 206H162V207H161ZM198 206H199V205H197V207H198ZM215 206H216V205H215ZM232 206H233V205H232ZM245 206H246V205H245ZM250 206H251V205H250ZM10 207H9V209H10ZM12 207H13V206H12ZM22 207H23V206H22ZM49 207L54 208L55 206H54V205H53V206H50V205H49L48 208H49ZM62 207H64V206H62ZM62 207H61V209H63ZM81 207H83V206L81 205ZM92 207H93V208H92ZM97 207H99V209L102 208V207H100V206H96V208H97ZM176 207L178 208V206H176ZM179 207H180V206H179ZM199 207H200V209H201L202 206H199ZM199 207H198V208H199ZM207 207H209V206L207 205ZM233 207H234V206H233ZM233 207H230V208L233 209ZM1 208H2V207H1ZM13 208H14V207H13ZM26 208H27V207H26ZM39 208H40V210H39ZM41 208H42V207H39V205H38V208H37L35 211L38 210L39 213L41 214V211H42ZM55 208H56V207H55ZM73 208H75V207H73ZM87 208H88V207H87ZM96 208H95V209H96ZM113 208H112V210L110 211V213L115 209V208H114V209H113ZM141 208H142V207H141ZM177 208H176V210H177ZM202 208H204V207H202ZM236 208H238V207H236ZM236 208H235V209H236ZM240 208L242 209V207H240ZM16 209H18V206H17V208H15L13 211H15ZM21 209H22V208L19 209L20 212H21ZM24 209H25V208H24ZM45 209H47V207H46ZM49 209H50V208H49ZM59 209H60V208H59ZM95 209H94V210H95ZM107 209H108V210H107ZM131 209H130V210H127V211H130V213H131ZM136 209H137V208H136ZM178 209H179V208H178ZM180 209H181V208H180ZM190 209H189V210H190ZM204 209H205V208H204ZM208 209H209V208H208ZM214 209H215V207H214ZM222 209H224V208H222ZM226 209L228 210L229 208H226ZM241 209H240V210H241ZM263 209H264V208H263ZM3 210H2V211H3ZM52 210H53V209H52ZM56 210H58V208H57V209H54L53 211L56 212ZM69 210L66 211V214H68V211H69ZM78 210H81L80 206L78 207ZM119 210H120V209H119ZM122 210H123V209H122ZM150 210H151V209H150ZM150 210H149V211H150ZM160 210H162V209H158L159 212H160ZM176 210H175V211H176ZM181 210H183V209H181ZM186 210H184L183 213H181V214H180V212H179V215H183L184 217L188 216V217H186L185 219L188 220V221L191 222V223H192V220H194V219H195V222H198L199 220H201L199 217H198L199 219L197 218L198 221H196V218L192 219L194 216L191 215V212H188V214H187V213H186ZM227 210L225 211V209H224L223 211L227 212ZM240 210H237V211H239V213H240ZM252 210H253V209H252ZM2 211L0 210V214H2V213H1ZM13 211H12V208H11V211H10V210L7 211V214L10 215L9 217L13 216L12 218H14V215H15L17 212L14 213ZM16 211H18V210H16ZM22 211H23V210H22ZM25 211H26V210H25ZM35 211H33V212H35ZM45 211H47V210H45ZM59 211L62 212V210H59ZM73 211H74V210H72V211H70V212L72 213ZM76 211H77V210H76V208H75V212H74L75 214H76ZM86 211H88V212H90V213L88 214V212H86ZM99 211H100V212H99ZM114 211H115V210H114ZM114 211L112 212L113 214L111 213V214H112V217H115V215H116V213H117V212H114ZM116 211H118V210H116ZM125 211H126V210H125ZM125 211H124V212H125ZM136 211H137V210H136ZM164 211L166 212V209H165ZM164 211H162V212H164ZM168 211H169V210H168ZM171 211H173V210H170L169 212L171 213ZM179 211H180V210H179ZM195 211H199V209H196V208H195ZM195 211H194V213H196ZM203 211H204V210H203ZM218 211H219V210H218ZM233 211H234V210H233ZM237 211H236V212H237ZM242 211H244V209H243ZM246 211H247V210H246ZM10 212H12L13 215H11ZM23 212H24V211H23ZM51 212H52V211H51ZM55 212H54L55 217H56V216L60 217V212H59V215H56ZM63 212H65V211L63 210ZM70 212H69V213H70ZM77 212H78V211H77ZM83 212H84V214H83ZM122 212H123V211H122ZM153 212H154V211H153ZM153 212H151V213H153ZM162 212H161V213H162ZM173 212H174V211H173ZM173 212H172L171 214H173ZM176 212H178V211H176ZM184 212H185V214H187V215H185ZM200 212H201V211H200ZM206 212H207V211H206ZM230 212H232V210H229V214H230ZM257 212H258V210H257ZM18 213H19V212H18ZM25 213H26V212H25ZM29 213H30V212H29ZM37 213H38V212H37ZM37 213H35V214H37ZM56 213H57V212H56ZM74 213H73V214H74ZM85 213H86V214H85ZM107 213H106V214H107ZM110 213H108L106 216L109 217V215H111ZM114 213H115V214H114ZM130 213H128V214H130ZM132 213H133V212H132ZM132 213H131V214H132ZM161 213L159 214V213H157V211H156V214H157L156 216L160 215V216H159V218H160V217L162 216V214H164V213H162V214H161ZM189 213H190V214H189ZM212 213H213V212H211V214H212ZM239 213H238V214H239ZM255 213H256V212H255ZM3 214L5 215L6 212L4 213V211H3ZM3 214H2V215H3ZM22 214H23V213H22ZM51 214H53V212H52ZM63 214H64V213H62L61 215H63ZM73 214H72V220H74L75 217H76L75 214H74L75 217H73V216H74ZM102 214H104V215H102ZM167 214H168V213L165 214L166 216L163 215L165 218H163V216H162V220H165V219L168 218V219H167L168 222L165 224V222H166L167 220H165V222L161 221V222L164 223V226H162L163 224H162V225H161V224L159 225V224L157 223V224L159 225V226H157V228L159 227V228H158V230H159V229H160V226H161V227H164V228H165V231H166L167 233L169 232L168 235H169L171 232H173V234L175 233L173 236H174L175 240H178V239H179V238H178V237H179V235H178V234H179V229H180V231H181V228H182V227L179 228L178 230L175 229L176 232H175V230H173V231H171V230L174 229V227H175V228H178L180 225H182V226L185 228V224L188 226V225H189V224H188L189 222H188V221H187L188 223H185V221L183 222L182 220H184V219L181 218L182 216H179L178 214L174 213L175 215H177V217H178L179 219L181 218V220H180L181 224H180L178 227H176V224L174 223L175 226H174L172 229H171V228L169 229V227H170V225H171V224H169V222H170V221H169V220H170L169 217H170L171 215L169 216V214H168V216H169V217H168ZM192 214H193V213H192ZM197 214H198V212H197ZM208 214H209V213H208ZM214 214H215V213H214ZM218 214H219V213H218ZM225 214H226V213H225ZM229 214H228V215H229ZM232 214H233V212H232ZM234 214H235V213H234ZM236 214H237V213H236ZM259 214H260V213H259ZM4 215H3V217H5ZM19 215L22 216L21 213H19ZM28 215H30V214H28ZM28 215H27V217L29 218ZM31 215H32V214H31ZM37 215H38V214H37ZM88 215H89V216H88ZM94 215H95V217H97V211H96V214H95V211H94ZM113 215H114V216H113ZM123 215H124V214H122V218H123ZM135 215H136V214H135ZM149 215H150V214H149ZM189 215H190V219H189ZM195 215H196V214H195ZM216 215H217V213H216ZM220 215H221V214H219V216H220ZM222 215L224 216V213H223ZM222 215H221V216H222ZM228 215H227V216H228ZM249 215H250V214H249ZM256 215H257V214H256ZM0 216H1V215H0ZM20 216H19V217H20ZM44 216H46V214H44ZM52 216H53V215H52ZM66 216H67V215H65V217H64V215L61 216V218H60V222L58 221L59 223H61L62 226H64V223L61 222V219H64V220L66 221V220H67V217H68V216H67V217H66ZM120 216H121V215H120ZM146 216H147V215H146ZM191 216H192V218H191ZM223 216H222V217H223ZM225 216H226V215H225ZM229 216H230V215H229ZM239 216H243V214L241 213ZM250 216H251V215H250ZM6 217H7V215H6ZM6 217H5V218H6ZM23 217H26V216H23ZM23 217H21V218H23ZM27 217H26L25 219L28 220ZM39 217H40V215H39ZM39 217H38V218H39ZM55 217H54V218H55ZM58 217H57V218H58ZM62 217H63V218H62ZM70 217H71V215H70ZM77 217H78V215H77ZM149 217H150V216H149ZM151 217H152V216H151ZM175 217H176V216H175ZM175 217H174V218H175ZM177 217H176V218H177ZM213 217H215V216H213ZM213 217H212V218H213ZM222 217H219V218L222 219ZM234 217H235V216H232V217H229V218H234ZM243 217H244V216H243ZM248 217H249V216H248ZM1 218H2V216H1ZM1 218H0V219H1ZM12 218H10V219L12 220ZM16 218H17V216L15 215V218H14V219H16ZM31 218H32V217H31ZM41 218H42V220H41L40 218L38 219V223H40L41 221H43V219H44L43 214H42V217H41ZM51 218H52V217H51ZM73 218H74V219H73ZM80 218H81V217H80ZM80 218H78L77 220H79ZM93 218H94V217H93ZM93 218H91V219H93ZM101 218H100V223L97 222V221H98L97 218L95 219L96 222L98 223V225H96V226H98V228H97L96 226H95V227H96V229H99V231H100V229H101L100 227H101L102 224H103V223H101V222H103L104 220L107 221L106 218H104V220H102ZM110 218H111V217H110ZM110 218H108L109 221H110V222H108V223H111V221H112ZM117 218H118L117 221H115L116 223H119V222L122 221V220L119 221V220H120V217H117ZM129 218H130V215H129ZM154 218H156L157 221L159 220V222H160V219H158V217H154ZM187 218H188V219H187ZM215 218H216V217H215ZM237 218H238V217H237ZM256 218H257V217H256ZM10 219L7 221L8 223H6V224H8L7 228H9V230H5V229H3V230H5L4 233L2 232L3 230H0V231L4 234L3 237L6 236V238L9 237V235L11 234V233H10V232H11V231H10V228H12L13 225L17 222V219H16V220L13 219V220L15 221V223H14V222L10 223V222H11ZM25 219L23 218V220H25ZM58 219H59V218H58ZM58 219H57V220H58ZM82 219H83V218H82ZM123 219H124L125 221L127 220L128 222L130 221L129 219H126V217L123 218ZM130 219L132 220V218H130ZM139 219H140V218H139ZM142 219H143V218H142ZM150 219H151V218H150ZM216 219H217V218H216ZM226 219H227V217H226ZM238 219H240V218H238ZM253 219H255V218H253ZM2 220H3L4 222H2L1 220H0V221H1L2 223H5V219H2ZM6 220H7V219H6ZM19 220L21 221V219H19ZM19 220H18V221H19ZM32 220H33V219H32ZM57 220H56V221H57ZM95 220H94V221H95ZM101 220H102V221H101ZM174 220H175V221H174ZM174 220L171 218V221H174V222H176V223L179 222V221H177L176 219H174ZM208 220H209V219H208ZM208 220H207V221H208ZM214 220H215V219H214ZM218 220H219V219H218ZM224 220H225V218H224ZM260 220H261V219H260ZM9 221H10V222H9ZM39 221H40V222H39ZM54 221H55V219H54ZM54 221H53V222H54ZM74 221H75V224L78 223V222L76 223V219H75ZM74 221H73V222H74ZM92 221H93V220H92ZM118 221H119V222H118ZM125 221H124V222H125ZM154 221H155V220H154ZM211 221H212V220H211ZM221 221H222V220H220V222H221ZM228 221H229V220H228ZM1 222H0V224L2 225V228H3V226H6V224L3 225ZM27 222H28V221H27ZM34 222H35V221H34ZM44 222H45V221H44ZM58 222H56V224H57ZM70 222L73 224L72 221H69L68 224H70ZM180 222H179V223H180ZM195 222H193L192 225H193V224L195 225ZM205 222H206V221H205ZM205 222H204V223H205ZM220 222H219V224H220ZM225 222H226V221H225ZM230 222H232V221H230ZM249 222H250V221H249ZM258 222H259V221H258ZM262 222H263V221H262ZM17 223H18V222H17ZM19 223H20V222H19ZM19 223L16 224V225H19ZM22 223H23V221H21V223H20V224L22 225L21 227H23L24 224H25V226H27V225H26V224H27L26 221H24L23 224H22ZM28 223H30V222H28ZM59 223H58V224H59ZM93 223H95V222H93ZM93 223H92V224H93ZM105 223H107V222H105ZM108 223H107V224H108ZM112 223H113V222H112ZM125 223H127V222H125ZM131 223H132V222H131ZM136 223H137V222H136ZM136 223H135V224H136ZM141 223H142V222H141ZM151 223H152V222H151ZM153 223H156V222H153ZM170 223H172V222H170ZM184 223H185V224H184ZM200 223H202V221H201ZM209 223H210V225L212 224L211 222H209ZM213 223H214V222H213ZM221 223H222V222H221ZM260 223H261V222H260ZM9 224H13V225H9ZM33 224H34V223H33ZM36 224H37V223H36ZM95 224H96V223H95ZM157 224H154V225H155L154 227H156ZM202 224H203V223H202ZM202 224H201V225H202ZM215 224L217 225L216 222H215ZM228 224H229V222H228ZM228 224H227V226H228ZM236 224H237V223H236ZM30 225H32V224H30ZM38 225H39V224H38ZM38 225H37V227H38ZM41 225H43V222H41ZM44 225H46V223H44ZM47 225H48V224H47ZM54 225H55V222L53 223V226H52L53 228H54ZM59 225H60V224H59ZM93 225H94V224H93ZM99 225H101V226H99ZM168 225H169V226H168ZM177 225H178V224H177ZM192 225L190 224L189 226H192ZM196 225H197V224H196ZM196 225H195L196 228L201 226L200 224H199L200 226H196ZM259 225H260V224H259ZM9 226H12V227H9ZM19 226H20V225H19ZM33 226H35V224H34ZM33 226H32V227H33ZM70 226H71V225H70ZM108 226H112V227H113L112 224H111V225L108 224V225L105 226V227L102 226V227H104V228H106V229H105V231L101 230V232H102V231H103V232H106V231H107L108 233H104V234H107V236L105 235L106 238H107L109 232L111 231V233H110V234H111L110 237L113 238V237H112V234H113L112 230H113V228H112V227L108 228V229H112V230L109 231V230H107V227H108ZM121 226L124 227L125 225H120V227H121ZM221 226H222V224H221ZM224 226L227 228V226H226L225 224H224ZM233 226H234V225H233ZM0 227H1V226H0ZM16 227H17V226H16ZM16 227H15V225H14V228H12V229H15ZM21 227H19L20 230H21ZM28 227H31V226H28ZM37 227H36V228H37ZM46 227H47V226H46ZM56 227L58 228V225H56ZM56 227H55V229H56ZM67 227L69 228V226H67ZM76 227H72V226H71V229H72V228H75V229H76ZM116 227H117L116 229L119 230V231L121 232V230H120L121 228L119 227V228H120V229H119L118 226H116ZM137 227H138V226H137ZM205 227H206V226H205ZM207 227H208L207 230H208V232H209V230H210V229H209L210 226L208 225ZM207 227H206V228H207ZM244 227H245V226H244ZM24 228H25V227H24ZM39 228H40V229L43 228V229L45 230L44 226H43V227H40V226H39L38 229H39ZM48 228L51 229V230L49 231V232H50V235H51V231L54 232V230H53V228H51V227H48ZM81 228L79 227V230H78V229H76V230L74 229V230H72V231H74V234H75V231H76V234H77V233H78L77 230H78V231H79V233L77 234V236H78V235L82 234V231L84 230V229L81 230ZM91 228L88 229V234H89V232H90L89 230H92ZM104 228H102V229H104ZM114 228H115V227H114ZM124 228L127 229V225H126V227H124ZM124 228H123V229H124ZM140 228H141V227H140ZM152 228H153V227H152ZM186 228H188V229H186ZM186 228H185V231H184L183 228H182V230H183V232H186V230H187V234H188V233H189L188 230H189V229H192L193 226H192V228H189V227H186ZM228 228H229V227H228ZM259 228H260V227H259ZM19 229H18V230H19ZM26 229L29 230V231L26 230V231H28V234L31 233V232H30V231H32L31 228H30V229H29V228H26ZM40 229H39V231H40ZM43 229H41V232L43 233L42 235H41L40 232L37 230V232L40 234V236H43L44 234L46 235V234L48 233V232H47V231H48L47 229H46V231H44ZM60 229H63V228H60ZM69 229H70V228H69ZM116 229H115V230H116ZM126 229H124L125 232H128V231H126ZM141 229H142V228H141ZM141 229H140V230H141ZM143 229H144V228H143ZM154 229H155V228H154ZM162 229H163V228H162ZM202 229H203V228H202ZM211 229H212V227H211ZM218 229H219V228H218ZM35 230H36V229H35ZM42 230H43V231H42ZM67 230H68V229H67ZM94 230H95V229H94ZM115 230H113V231H115ZM158 230H156V231L154 230V231H155V234H156L157 232L160 233L161 231H162L161 233H163V231H164V230H161V229H160L159 231H158ZM205 230H206V229H205ZM207 230H206V231H207ZM214 230H215V228L213 229V231H214ZM216 230H217V229H216ZM224 230H225V228H223V230H222V231H223V234H224V232H225V235H226V232H227V231H224ZM226 230H227V229H226ZM260 230H261V229H260ZM8 231H10V232H8ZM13 231H14V233H15V230H13ZM26 231H25V229H24V233H27ZM57 231H58V230H57ZM57 231H56V232H57ZM69 231H70V230H69ZM72 231H70V232H72ZM80 231H81V232H80ZM96 231H97V230H96ZM96 231H94V232H96ZM119 231H117V232L115 231V232H116V233H119ZM142 231H143V230H142ZM165 231H164V233H165ZM170 231H171V232H170ZM193 231H196V229L193 230ZM200 231H201V230H200ZM200 231H199V233H200V235H202L203 232H200ZM202 231H204V230H202ZM213 231H212V235H213ZM220 231H221V230H220ZM18 232H19V231H18ZM18 232H17V233H18ZM22 232H23V230L21 231V233H22ZM45 232H47V233H45ZM56 232H55V233H56ZM83 232H84V231H83ZM94 232H93V233H94ZM103 232H102V233H103ZM144 232H146V230H145ZM144 232H143V233H144ZM150 232H152V230H151ZM190 232H192V230H191ZM196 232H197V231H196ZM216 232H217V231H216ZM218 232H219V231H218ZM258 232H259V231H258ZM6 233H10V234L7 235ZM33 233H34V232H33ZM59 233H60V232L58 231V234H59ZM85 233H87V231H85ZM97 233H98V231H97ZM97 233H96V235H95V233H94L93 236H91V235H87V234L84 235V233H83L82 235H83L85 238H88L87 236H89V237L91 236V237H92L91 240L89 241V240H87V239H84L83 236H81V238L83 237V239H84L85 241L87 240L86 242H85L83 239H81V238L79 239V237L73 235V233H72L71 235L74 236V239H75V237H76V239H75V240H76V243H77L78 241L82 243V241H83V242L85 243V245H86V248L83 249L84 246H83V244L80 243V244H78V245H79V249H80V251H79V249L77 248L78 245H76V243H74V244L68 243V245H69V244H70V245H73L72 247H75V248H74V249H71L70 247H69V248L67 247L66 250H68V249H69V251L72 250L71 252L73 253V252H74L73 250L76 251V248H77L78 250H77V252H75V253H78V251H79V253H80V252H82V251L85 250V249L88 250V248H89V246H90V247H91V253H90L91 255H89V252H88V254H86L87 252H86V253H80V254H83V255L86 254L85 256L88 255V257H90V258H88V259L90 260V262H89L88 264H95V259H96V257H97L98 255L102 256L101 253H103V254L105 255V254H106V251L109 252V251H110L109 249H111V248L114 247L113 244H112V240L110 239V237L107 238V239H108L107 241H108V242H111L110 244H112V245H110L111 247H107V246H109V245H107L108 242H104L105 240L102 241V239H104L105 236H104L102 233H98V234H100V235H103V238H102V236H101L102 239L100 238L101 240H98L100 243H101V241H102V243H101V248H102V249H103V245H104L103 242L106 243V247L104 246L103 251L100 252V251H99V248H100L99 245H100V244H99V242L96 240L97 237L99 238V236H97V235H98ZM116 233H115V234H116ZM122 233H123V235H124V234H125V235L128 234V233H124V231H123V232L120 233V235H121ZM132 233H134V232H132ZM139 233H140V232H139ZM146 233H148V232H146ZM161 233H160V235H161ZM164 233H163V234H164ZM167 233L165 234V236L168 237ZM176 233H177V236H176ZM180 233H181V236H180V237H183V236H184L183 238H184V239L186 238V240H188L189 238L191 239V237H192V236H191V237L187 238V237H185V236H188L187 234L184 235V234H185V233H184L183 236H182V231H181ZM201 233H202V234H201ZM209 233H211V230H210ZM214 233H215V232H214ZM232 233H233V232H232ZM247 233H248V232H247ZM0 234H1V233H0ZM12 234H13V232H12ZM22 234H23V233H22ZM22 234H21V235H22ZM28 234H27V235H28ZM35 234L37 235V233H35ZM35 234H34V237L36 236ZM48 234H49V233H48ZM58 234L56 233L57 237L59 236ZM68 234H69V233H68ZM68 234H67V231H66V234L63 236V233H62V236L64 237L63 239H65V236H67ZM90 234H92V233L90 232ZM115 234H114V237L118 236V234H117V235H115ZM140 234H142V233H140ZM140 234H139V235H140ZM155 234H154V236H153V234L150 235V237H153V238H151L152 240H153V239L156 240L155 237H156L157 234H156V235H155ZM192 234H194V232H192ZM192 234H189V235H192ZM223 234H222V235H223ZM13 235H14V234H13ZM19 235H20V233H19ZM19 235H18V234L16 235V237H18V239L20 238ZM21 235H20V236H21ZM25 235H26V234H23L22 236L25 237ZM30 235H31V234H29V236H27V237H31L33 234H32L31 236H30ZM120 235H119V236H120ZM125 235H124V236H125ZM137 235H138V234H137ZM137 235H136V236H137ZM139 235H138V236H139ZM142 235H143V234H142ZM160 235H157V237H158V236H159V237H158V240H156V241H159V238L161 237ZM200 235H199V236H200ZM204 235H207V234H204ZM234 235H235V234H234ZM22 236H21V237H22ZM37 236H38V235H37ZM51 236H52V235H51ZM54 236H55V235H53V237H49V235H48L49 240H47V241H46V239H47L46 236H45L46 239H45L44 237H40V238H41V239H44V240L47 242V243H46V242H45V243H46L47 245H49V244H48V241H50L51 238H53V239H51V240H52L53 242H55V240H54ZM68 236H69V235H68ZM72 236H71V237H72ZM96 236H97V237H96ZM119 236H118V237H119ZM121 236H122V235H121ZM147 236L149 237V233L147 234ZM170 236H172V233H171ZM170 236H169L168 238H170ZM196 236H197V235H196ZM196 236H195V237H196ZM213 236H214V235H213ZM16 237H15V236H12L11 238H12V239H14V238L16 239ZM27 237L24 238V239H27ZM55 237H56V236H55ZM57 237H56V239H57ZM126 237H127V236H125V238H126ZM150 237H149V238H150ZM163 237H164V235H163ZM167 237H166V240H167ZM176 237H177V239H176ZM195 237H192V239H194ZM202 237H203V240H205L206 237H208V236H206V237L202 236ZM202 237H201V238H202ZM209 237H210V236H209ZM209 237H208V238H209ZM222 237H223V239H224V236H222ZM222 237H221V238H222ZM233 237H236V236H233ZM250 237H251V236H250ZM31 238H32V237H31ZM35 238H37V237H35ZM40 238H39L38 241H40ZM66 238H67V237H66ZM68 238H69V237H68ZM68 238H67V239H68ZM72 238H73V237H72ZM72 238H71V239H72ZM123 238H124V237H122V239H123ZM125 238H124V239H125ZM137 238H138V237H137ZM140 238H141V237H140ZM171 238H172V237H171ZM174 238H173V239H170V240H169V239L167 240V244H168V245H166V243L164 242V241H166L165 238H163V240H162V238H161L160 240H162L163 243H161V241H159V243L162 244V245L160 246L161 248H162V247H163V248H166V247H167V248H170V250L172 249L171 252H172V251H173V252L175 251L174 254L172 253L173 255H171V256L173 257V261H177V260H174V257L176 258V256H174L175 253H176V248H173V247H174V246L176 247L177 245H180V244H178L179 242L177 241V242H178V243H177V242L174 240ZM183 238H182V239H183ZM204 238H205V239H204ZM0 239L3 240V238H2V234H1V238H0ZM15 239L13 240V242H15ZM18 239H17V240H18ZM20 239H23V238H20ZM28 239H29V238H28ZM37 239H38V238H37ZM71 239H69V240H71ZM77 239H78V241H77ZM89 239H90V238H89ZM109 239H110V240H109ZM116 239H118V238H116ZM116 239H115V240H116ZM124 239H123L122 241H124ZM126 239H127V238H126ZM131 239H132V238H131ZM138 239H139V238H138ZM182 239H179V240H182ZM184 239H183V241L185 242ZM209 239H210V238H209ZM209 239H208V240H209ZM213 239H214V238H213ZM215 239H216V238H215ZM215 239L213 240V242H216ZM236 239H238V238H236ZM7 240H9V239H6V241H7ZM17 240H16V242H17ZM30 240H31V239H30ZM30 240H27V241L29 242ZM32 240H33V239H32ZM119 240H121V239L119 238ZM136 240H137V239H136ZM136 240H135V241H136ZM143 240H144V239H143ZM143 240H142V242H143ZM149 240H150V239H149ZM152 240H150V241H152ZM154 240H153V241H154ZM171 240H174V241H173V242H174L173 245H171V244L173 243ZM216 240H217V239H216ZM227 240H228V239H227ZM227 240H225L224 242H226ZM229 240H230V239H229ZM229 240H228V242L232 243V241H231V240L229 241ZM3 241L5 242V240H3ZM10 241H12V240H10ZM10 241H9L8 243H7V242H6V243H7V244H10ZM20 241H21V240H20ZM34 241H35V240H34ZM63 241H64V240H63ZM65 241H66V239H65ZM88 241H89V244H90V245H89V244H86V243H88ZM125 241H126V240H125ZM125 241H124V242H125ZM135 241H133V244H132V241H131V245H135V244H134V243H136ZM145 241H146V240H145ZM170 241H171L172 243H170ZM183 241H182V242H183ZM191 241H192V240H191ZM210 241H211V240H210ZM221 241H222V240H221ZM240 241H241V240H240ZM250 241H251V240H250ZM259 241H260V240H259ZM261 241H262V240H261ZM0 242H1V240H0ZM4 242L0 243V245H1V246L4 245V244H3ZM18 242H19V240H18ZM24 242H26V240H25V241L23 240V243H22V246L25 247V243H24ZM28 242H27V243H28ZM35 242H36V241H35ZM40 242H41V241H40ZM66 242H68V241H66ZM71 242H72V240H71ZM73 242H74V241H73ZM90 242H91V243H90ZM113 242L115 243L116 241L113 240ZM118 242H119L118 244H120L121 241H118ZM137 242H138V240H137ZM175 242H176V243H175ZM182 242H180V243H181V248L183 249V248H185V247H182V246L184 245V242H183V245H182ZM187 242H188V241H186V243H187ZM189 242H190V241H189ZM202 242H205V241H202ZM241 242H243V241H241ZM11 243H12V242H11ZM27 243H26V245H28ZM30 243H31V246L29 245L28 247H29V248H32V246H33V245H32V244H33V241H32V242L30 241ZM37 243H39V242H37ZM58 243H59V244L61 243L60 245H62V242H58ZM148 243H150V242H148ZM156 243H157V242H156ZM169 243H170V245L172 246V248L169 247ZM208 243H210V242H207V243H204V244H207V245H208ZM218 243H219V242H218ZM226 243H227V242H226ZM230 243H229V244H230ZM234 243H235V242H234ZM239 243H240V242H239ZM261 243H262V242H261ZM17 244H18L19 246H21L20 243H17ZM40 244H41V243H39V246L42 245V244H41V245H40ZM51 244H52V243H51ZM91 244H92V246H91ZM118 244H117V245H118ZM122 244H124V246H125L126 243H122ZM152 244H153V245H152ZM163 244H164V245H163ZM192 244H193V243H192ZM213 244H214V243H212V245H213ZM5 245H6V244H5ZM5 245H4V247L2 246V248H1V249L4 248V251H3V250H2V251L0 250L2 253H3V252L5 253V250H6L7 248H9L8 246H7V248H5V247H6ZM10 245H11V246H10V248H11V247H12V244H10ZM14 245H16V244H14ZM14 245H13V246H14ZM34 245H36V244H34ZM37 245H38V244H37ZM52 245L55 246L54 244H52ZM68 245H67V246H68ZM80 245H81V246H80ZM87 245H89L88 248H87ZM149 245H150V244H149ZM151 245L154 246V247L156 246V245H154V243H152V242H151ZM157 245L159 246V244H157ZM165 245H166V246H165ZM187 245H188V244H186L185 246H187ZM189 245H190V244H189ZM214 245H217V244L215 243ZM218 245H219V244H218ZM223 245H224V244H223ZM225 245H226V244H225ZM230 245H232V244H230ZM22 246H21V248H19V249H23ZM82 246H83V247H82ZM98 246H99V248H98ZM112 246H113V247H112ZM118 246H119V245H118ZM120 246H121V245H120ZM120 246H119V247H120ZM137 246H138V245H137ZM139 246H140V245H139ZM146 246L148 247V244L145 245L144 247L142 246L143 249H145ZM158 246H156V248H158ZM210 246H211V245H210ZM227 246H228V245H227ZM227 246H226V247H227ZM239 246H240V245H239ZM241 246H242V245H241ZM252 246H253V245H252ZM17 247H18V246H14L15 249H14V248H11V251L14 250V255H13V256L11 255V257H13V259H10L11 257H9V256H10V255H9L10 252L6 251V252L8 253V256H7V255H6V256L9 258V259H7V260H9V262H13V263H10V264H16V263H17V262H15L16 260H14V259H15L14 256L18 253V252L16 251V249L18 250ZM42 247H44V246L42 245ZM45 247H46V245H45ZM47 247H49V246H47ZM51 247H52V246H51ZM51 247H49V248H51ZM58 247H59V246H58ZM61 247H62V246H61ZM63 247H64V246H63ZM65 247H66V246H65ZM122 247H123V246H122ZM132 247H134V246H132ZM154 247H151V246H150V249L152 248L153 250L151 249V250H152V251L150 252L151 255H149V256L147 255L148 258L150 257V260H151V257H152V252L154 251V253H155V249H156V248L154 249ZM192 247H193V246H192ZM207 247H208V246H207ZM217 247H218V246H217ZM228 247H229V248H232V247H230V246H228ZM10 248H9V251H10ZM33 248H34V247H33ZM33 248H32V249H33ZM35 248L38 249L37 246H36ZM96 248H97V250H96ZM101 248H100V249H101ZM105 248H107V250H106ZM117 248H118V247H117ZM117 248H116V249H117ZM135 248H137V247H134V250H135ZM138 248H139V247H138ZM138 248H137V249H138ZM161 248H160V249H161ZM177 248L179 249L180 246H177ZM201 248H202V247H201ZM204 248H205V247H204ZM204 248H203V249H204ZM208 248H209V247H208ZM215 248H216V246H215V247L211 246V249L216 250ZM220 248H221V247H220ZM222 248H223V247H222ZM37 249H36V250H37ZM41 249L43 250V248H41ZM45 249H46V248H45ZM52 249H54V248H52ZM52 249H51V250H52ZM60 249H62V248H60ZM81 249H82V250H81ZM102 249H101V250H102ZM118 249H119V248H118ZM118 249H117V250H118ZM123 249H124V248H123ZM131 249H132V248H131ZM146 249H147V248H146ZM148 249H149V248H148ZM150 249H149V250H150ZM173 249H174V250H173ZM189 249H191V248L189 247ZM197 249H198V248H197ZM211 249H208V250H207L208 253H213V252L215 253V251H212V252L209 251V250H211ZM235 249H236V248H235ZM24 250H25V248H24ZM24 250H22V252H23ZM49 250H50V249H49ZM51 250H50V251H51ZM55 250H56V248H55ZM104 250H106V251L104 252ZM117 250H116V251H117ZM163 250H164V251H163ZM163 250H162V249L159 250V248L156 250V254L158 253V251H160V252L158 253V254L160 255V257H159V255L157 256V255L155 254V255H156L155 257H156V258L158 257L157 259L155 258V260H157V261H153V260H154V258H153V257H154V254H153V257H152V258H153L152 261L154 262L153 264H155V262H156V264H167L166 262H167L169 259H170V261H171V258H172V257L170 256V257H171V258H170V257H169V254H167L170 250H169L168 252H166V249H163ZM184 250H185V249H184ZM205 250H206V249H205ZM217 250H218V249H217ZM221 250H222V249H221ZM226 250H227V249H226ZM228 250H229V249H228ZM32 251H33V250H32ZM37 251H38V250H37ZM39 251H40V250H39ZM50 251H48V249H47L46 252L48 253V252H50ZM57 251L59 252V249L56 250V252H57ZM64 251H65V250H64ZM85 251H86V250H85ZM85 251H84V252H85ZM111 251H112V250H111ZM111 251H110V252H111ZM123 251H124V250H123ZM125 251H126V250H125ZM128 251H129V250H128ZM137 251H138V250H137ZM143 251H144V250H143ZM146 251H148V250H146ZM177 251H179V250H177ZM185 251H186V250H185ZM201 251H202V249H201ZM203 251H204V250H203ZM224 251H225V248H224ZM248 251H249V250H248ZM257 251H258V250H257ZM1 252H0V253H1ZM16 252H17V253H16ZM19 252L21 253L20 250H19ZM33 252H35V251H33ZM42 252H43V251H42ZM42 252H41V254H43ZM53 252H54V250H53ZM53 252H52V253H53ZM65 252H66V251H65ZM95 252H96V253L99 252L100 254L97 253L98 255H96ZM108 252H107V253H108ZM134 252H135V251H134ZM164 252H165V254H164ZM180 252H183V254H184V251H180ZM220 252L223 253L222 251H220ZM228 252H230V250H229ZM12 253H13V252H11L10 254H12ZM15 253H16V254H15ZM36 253H37V252H36ZM47 253H44V254L47 255ZM67 253H68V252H67ZM67 253H66V254L63 253V254L65 255L64 259H65L66 261H67V259H68L69 261L65 262V260H64L63 262H65L66 264H67V263H68V264H72L73 259H72V258H66L67 256L69 257V254H67ZM111 253H113V251H112ZM130 253H131V252H129L128 254H130ZM140 253H141V252H140ZM145 253H146V252H145ZM150 253H149V254H150ZM177 253H178V252H177ZM177 253H176V254H177ZM190 253H191V255H192V252H190ZM202 253H204V252H202ZM205 253H206V252H205ZM214 253H213V254H214ZM221 253H220V254H221ZM224 253H225V252H224ZM241 253H242V252H241ZM5 254H6V253H5ZM18 254H19V253H18ZM18 254H17V255H18ZM25 254H26V253H25ZM25 254H22L23 256L21 255L22 258H21V259H18V263H17V264H20L19 262H20V260H23V259H24V258H23L24 256H25L26 258L30 259V258L27 257ZM48 254H49V253H48ZM53 254H54V253H53ZM61 254H62V252H61ZM63 254H62V255H63ZM80 254H79V255H80ZM115 254H116V252H115ZM132 254L134 255L135 253H132ZM141 254H142V253H141ZM141 254H140V255H141ZM170 254H171V253H170ZM179 254H180V253H179ZM183 254L181 253V255H183ZM188 254H189V253H188ZM194 254H195V253H194ZM199 254H200V253H199ZM206 254H207V253H206ZM215 254H218V253H215ZM215 254H214V255H215ZM226 254H227V253H226ZM226 254H225V255H226ZM248 254H249V253H248ZM46 255H45V256H46ZM64 255H63V256H64ZM70 255H72V254L70 253ZM83 255H82V257L80 256L82 259L85 258ZM94 255H96V256H94ZM104 255H103V256H104ZM108 255H109V254H108ZM113 255H114V254H113ZM113 255H109V256H108V259L110 258V256H112L111 259H113V257L115 256V255H114V256H113ZM116 255H117V254H116ZM133 255H132V256H133ZM137 255L139 256V254H137ZM197 255H198V254H196V256H197ZM202 255L204 256V254H202ZM1 256H2V254H1ZM1 256H0V257H1ZM6 256H5V259H6ZM21 256L19 255L18 258H20ZM36 256H37V255H36ZM41 256H42V255H41ZM41 256H39V257L41 258ZM45 256L43 255L42 258L45 257ZM53 256H54V255H53ZM59 256H60V255L58 254L56 257H59ZM63 256H62V257L60 256V257L63 258ZM100 256H99V257H100ZM103 256H102V258H103ZM132 256H130V257H132ZM179 256H180V255H179ZM179 256H178V254H177V258H176V259H178ZM196 256H195V257H196ZM198 256L200 257V255H198ZM198 256H197V257H198ZM209 256H211V255H209ZM217 256H218V255H216V257H217ZM230 256H232V255H230ZM245 256H246V254H245ZM3 257H4V255H3ZM3 257L0 258V261H1V262H2V260L4 259ZM15 257H16V256H15ZM37 257H38V256H37ZM51 257H52V254H51ZM56 257H55V258H56ZM71 257H72V256H71ZM83 257H84V258H83ZM99 257H97V261H99L98 263H100V261H101V259H100L101 257H100V258H99ZM105 257H106V256H105ZM115 257H116V256H115ZM123 257H124V256H123ZM127 257H128V256H127ZM140 257H141V256H140ZM191 257H192V256H191ZM249 257H250V256H249ZM16 258H17V257H16ZM40 258H39V259H40ZM47 258H48V257H45L46 260H47ZM49 258H50V257H49ZM53 258H54V257H53ZM61 258H60V259H61ZM98 258H99V259H98ZM134 258H136L135 255H134ZM141 258H142V257H141ZM145 258H146V257H145ZM148 258H146V264H148V263L152 264V262H149L150 260L147 261ZM184 258H185V257H184ZM192 258H193V257H192ZM202 258H204V257H202ZM202 258H201V259H202ZM212 258H213V257H210L211 260H212ZM246 258H247V257H246ZM246 258H245V259H246ZM43 259H44V258H43ZM43 259H42V260H43ZM45 259H44V260H45ZM70 259H71L72 261H71ZM86 259H87V257H86ZM88 259H87V260H88ZM104 259H106V258H104ZM108 259H107V261L110 260V259H109V260H108ZM114 259H115V258H114ZM123 259L126 260V256H125V258H123ZM123 259H122V261H123ZM129 259H130V258H129ZM129 259H128V260H129ZM136 259H137V258H136ZM139 259H140V258H139ZM139 259H138V260H139ZM181 259H182V256H181ZM186 259H187V258H186ZM198 259H199V258H198ZM207 259H208V258H207ZM207 259H206V260H207ZM214 259H215V258H214ZM221 259H222V258H221ZM230 259H232V258H230ZM243 259H244V257H243ZM249 259H250V258H249ZM11 260H12V261H11ZM30 260H32V259H30ZM44 260H43V262H46V261H44ZM55 260L58 261L59 258H58V259H55ZM89 260H88V261H89ZM138 260H137L136 262H134V263H137V262L139 263L140 261L142 262V259H140L139 261H138ZM179 260H180V259H179ZM193 260H194V259H193ZM204 260H205V258H204ZM216 260H217V259H216ZM234 260H235V259H234ZM236 260H237V258H236ZM240 260L242 261V259H240ZM255 260H256V259H254V261H255ZM258 260H259V259H258ZM258 260H257V261H258ZM3 261H4V260H3ZM32 261H34V260H32ZM47 261H48V263H49L51 260H50V261L47 260ZM52 261H53V260H52ZM59 261H60V260H59ZM59 261H58L57 263H59ZM70 261H71V262H70ZM84 261H85V259H84ZM84 261L82 260L83 263H86V262H84ZM97 261H96V263H97ZM107 261L104 260L105 264H106ZM110 261H111V260H110ZM113 261H114V260H112L111 263H112ZM115 261H116V260H115ZM115 261H114V262H115ZM133 261H134V260H133ZM173 261H171L172 264H173ZM181 261H182V260H181ZM190 261L192 262V260H190ZM190 261H189V263H191ZM197 261H198V260H197ZM212 261H213V260H212ZM214 261H215V260H214ZM230 261H233V260H230ZM5 262H6V260L4 261L3 264H5ZM7 262H8V261H7ZM21 262H22V261H21ZM24 262H25V261H24ZM24 262H22V264H23ZM35 262H36V261H35ZM101 262H102V261H101ZM141 262H140V263H141ZM147 262H148V263H147ZM199 262H200V261H199ZM201 262H203V261H201ZM201 262H200V263H201ZM204 262H205V261H204ZM208 262L211 264L210 260H209ZM218 262H219V261H218ZM227 262H228V261H227ZM227 262H226L225 264H227ZM235 262H236V261H235ZM263 262H264V261H263ZM46 263H47V262H46ZM46 263H45V264H46ZM65 263H64V264H65ZM134 263H133V264H134ZM213 263L215 264V262H213ZM237 263H239V260H238V262H236V264H237ZM247 263H248V262H247ZM258 263H260V262H258ZM258 263H257V264H258ZM6 264H8V263H6ZM25 264H28V261H26ZM29 264H30V263H29ZM49 264H51V263H49ZM53 264H55V261H54ZM59 264H60V263H59ZM62 264H63V263H62ZM73 264H74V263H73ZM86 264H87V263H86ZM100 264H101V263H100ZM102 264H104V263H102ZM108 264H110V263H108ZM121 264H122V263H121ZM123 264H124V262H123ZM127 264H130V263H127ZM141 264H142V263H141ZM168 264H169V263H168ZM177 264H180V261H179V263H177ZM184 264H185V263H184ZM194 264H197L195 260H194ZM198 264H199V263H198ZM203 264H204V263H203ZM206 264H208L207 261H206ZM233 264H234V262H233ZM243 264H244V263H243ZM248 264H251V263H248ZM253 264H254V263H253ZM255 264H256V262H255Z\"/></svg>",
  "mask_w": 264,
  "mask_h": 264
}]
</instances>
